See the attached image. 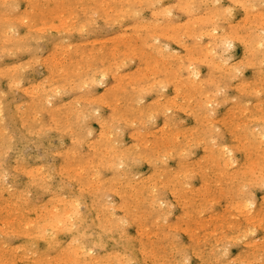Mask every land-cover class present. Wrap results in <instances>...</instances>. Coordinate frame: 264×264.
<instances>
[{
    "label": "rangeland",
    "instance_id": "rangeland-1",
    "mask_svg": "<svg viewBox=\"0 0 264 264\" xmlns=\"http://www.w3.org/2000/svg\"><path fill=\"white\" fill-rule=\"evenodd\" d=\"M1 1H5V0H1ZM0 1V4L2 3ZM7 1V0H6ZM4 2V3H2V6L0 5V10H2L3 11V14L1 13V11H0V16H1V18H2V15H3V17H5V19L4 18H0L1 19V21L2 20H5L6 21V19H8L7 21H6V23H8V22H10V20L12 21V23H13V26L16 24L17 26L16 27H18V28H16L15 26V28L13 27V26H11L10 27V23L9 24H6L4 21H2L1 23L3 24L2 26H0L1 28V30H0V40H2V41H0V43H1V46H0V52H2L3 50L5 51V56L3 55L4 54V51L2 52L3 54H1L0 53V55H3V56H0V72H1V75L0 76H2V75H4L3 77H0V94H2V90H3V93L5 94L4 96H5V98L3 97V94L1 95L2 96V98H0V99H3V100H0V101H2L3 103H0V116L2 117V116H4V117H2L4 120H5V122H4V120L1 118L0 119V127H1V125L2 124H4V125H7V123H8V126H4L3 127V125H2V127L4 128H2L1 127V129L0 130H2L3 129V132L2 131H0V132H2V133H0V136L2 137L3 135H5V136H3V138H1V140H0V152H1V154L0 155H2V156H0V157H2V158H0L1 159V163L3 164H1L0 163V167L2 168V166H3V168H2V170L0 169V175H1V172H2V179H1V177H0V183H2L3 181H5L7 184H8V186L6 187V183H2V184H4V186H2V184L0 185L1 187H3V188H0L1 189V191H0V196L2 197V198H0V199H4V195H5V200H1V202H0V205H2L0 208L1 209H3V210H1L2 212H4V214H5V212L7 211V213L4 215L2 212H1V214H0V229L2 230V232H0V239H2L1 240V245L2 246H0V247H2V250L0 249V254H2V255H0V256H2L3 257V259L5 258V261L2 259V257H0V262H4L5 264H50V262H52V260L51 259H53V262H52V264H56V263H58V262H61V263H64L65 261H67L66 260V258H64V257H66V254H68L69 255V257H72V259H69V258H67L68 259V264H87V261H88V263L89 264H101V262L102 261H105V260H101V259H104V257H106L107 259H108V257H109V255L110 256H112V257H110V260H111V258H112V261L110 262V260L109 261H107V259H106V263L104 262H102V264H111L112 262V264H114V262H115V264H117V259L120 257V259L121 258H123L124 256H125V258L124 259H122V260H120V259H118V260H120V261H118V262H120V264H131V263H133L134 262V260H135V264H155L154 262H156L157 260L155 259V257L157 258V259H159V257H160V259L157 261L158 263L157 264H159L161 261H163V263H161V264H166V263H168V264H178V263H182L183 261H184V263L183 264H215V263H217L218 261H223V263L222 264H228L229 262V260L231 261L230 262V264H247L249 261H250V264H252V263H254V264H261V262H263L262 264H264V249L262 250V248H264V247H262V246H264V213L262 212V211H264V210H256V209H258V208H264V202H262L261 203V201H264V183H263V179H264V173H263V170H264V167H261V166H264V165H262V164H260V161H262V159H263V162H261V163H263L264 164V158H263V156H264V134H262L263 132H264V128L262 127L263 126V124H264V122H262V120L264 119V116H260V114L263 112L262 110H264V88H262V89H258L257 88V90H258V93L261 91L262 93L260 94V95H258L257 96V94L255 95V94H253L254 92H257V90H256V87L257 86H260V87H264V54L262 53L261 54V52L262 51H264L263 49H264V42L263 41H261V40H263V38H264V0L262 1V0H193V2L192 1H190V0H160V1H158V2H160V3H158L157 2V0H135V2H134V0H122V1H120V0H111V2H110V0H82V2H80L81 0H64V2H62L61 3V0H50V1H53L52 2V4H51V2L49 1V0H41V1H39V0H37V1H39L38 2V8H37V6H34V4L35 5H37V2H36V0H34L35 2H32L33 4L31 5V3H28V2H31L32 0H8V2ZM16 1H18V5H17V2ZM58 1H59V3H58ZM63 1V0H62ZM75 1H76V3H75ZM106 1L109 3V4H107L106 3ZM127 1V2H126ZM129 1V2H128ZM132 1H133V4L131 5V3H132ZM141 1V2H140ZM151 1L153 2L154 1V3H152L151 4ZM156 1V2H155ZM206 3H205V2ZM250 1V2H249ZM11 2V3H10ZM14 2H16V4L14 3ZM28 3V5H27V3ZM42 2V3H41ZM49 2V3H48ZM100 2H103V4L102 3H100ZM140 2V3H139ZM188 2V3H187ZM6 3V4H5ZM74 3H75V5H74ZM78 3V4H77ZM100 3V4H99ZM173 3H175L176 5H174ZM186 3H187V5H186ZM190 3L191 4H193V5H191L190 6ZM252 3V4H251ZM7 5V7L5 6V5ZM9 4V5H8ZM16 5V7H15V5ZM43 4H47L46 5V7H45V5H43ZM69 4V5H68ZM102 4V5H101ZM106 4H107V6H106ZM140 4V5H139ZM154 4V5H153ZM189 4V5H188ZM4 5V6H3ZM14 5V7H12ZM69 7H68V6ZM71 5L73 6V8H74V6H75V8H74V10H72L73 8L71 7ZM79 5V6H78ZM117 5V6H116ZM128 5H130L129 6V8H127V6ZM148 5V6H147ZM152 5V6H151ZM184 5H185V7H184ZM10 6V7H9ZM17 6H19L18 7V10L17 11H15V12H13L10 16L7 14V10L6 9H8V13L9 12H12V11H9L10 9L11 10H16V8H17ZM29 6H30V8H29ZM32 6V7H31ZM34 6V7H33ZM42 6H44V7H42ZM59 6H60V9H59ZM61 6H64V7H62L63 9H61ZM77 6V7H76ZM85 6L87 7L86 9H85ZM90 6V7H89ZM93 6V7H92ZM108 6H111V9H110V7H108ZM145 6V9H143V7ZM147 6V7H146ZM166 6H167V8H166ZM190 6V7H189ZM51 8V9H55V8H57L56 10L59 12V14H61V16L60 15H58V12L56 11V10H54L53 9V11H56L55 13L57 14H52V13H54V12H52V10H49L48 8ZM69 9H68V8ZM71 7V8H70ZM82 7V8H81ZM92 7V8H91ZM112 7H113V9H112ZM122 7V8H121ZM139 7V8H138ZM141 7V8H140ZM183 7V8H182ZM189 7V8H188ZM14 8V9H13ZM24 8V9H23ZM36 9V10H34V9ZM66 8V9H65ZM124 8H126L127 10L128 9H130L129 11H127L125 14H124V11L126 10H124ZM136 8V9H135ZM187 8V9H186ZM197 8H198V10H197ZM229 8V10H227V9ZM31 9H33L34 11H30ZM45 9V11L43 12V10ZM47 9H48V11H47ZM131 9H132V11H133V13L131 14ZM143 9V10H142ZM167 9H169V11H168V13H167V15L169 16H167L166 14H164L165 13V11L167 10ZM184 9H185V11H184ZM192 9V10H191ZM5 10V11H4ZM70 10V11H69ZM105 10H107L106 12H105ZM135 10V11H134ZM186 10H187V12L189 11L190 13L188 14V13H186ZM194 10H196L195 12H191V11H194ZM27 11L29 12V13H27ZM38 11V12H37ZM61 11V12H60ZM65 11V12H64ZM66 11H68V12H66ZM74 11V14H72V12ZM84 11H86V13H84ZM95 11L96 12H99V13H96L95 14ZM136 11H141V13H139L138 14V12H136ZM216 11V12H215ZM30 12H31V18L30 19H34V16H36L35 18V20L34 21H32V22H30V20H28L29 18L28 17H30L29 15H30ZM32 12H35V13H33V14H35V15H33L32 14ZM44 13V15L46 16V18H44V15H43V13ZM50 12H52V13H50ZM92 12H93V15L94 16H92L91 14H92ZM116 12V13H115ZM128 12H130V15L128 14ZM144 12V13H143ZM163 12V13H162ZM167 12V11H166ZM232 13V15H231V13ZM5 13V14H4ZM24 13V16L22 15ZM29 14L28 15V17H26V20H23V22H22V19H25V16L27 15V14ZM47 13V14H46ZM84 13V14H83ZM107 13V14H106ZM118 13H119V15H118ZM135 13H137V16H136V14ZM230 13V14H229ZM22 15L21 17H22V19H21V17L19 16V15ZM50 14V15H49ZM65 14V15H64ZM67 14L69 15V17L67 16ZM90 14V15H89ZM135 14V15H134ZM153 14V15H152ZM4 15H6V16H4ZM42 15V16H41ZM48 15V16H47ZM51 15H53V16H51ZM72 15H74V16H72ZM78 15V16H77ZM106 15V16H105ZM122 15V16H121ZM139 15V16H138ZM165 15L168 17H165ZM199 15V16H198ZM207 15H211V16H207ZM220 15V16H219ZM252 15H254V16H252ZM55 16H56V19H55ZM70 16H72V17H74V18H71ZM119 16H121L120 18H119ZM133 16H135L134 18H133ZM215 16L217 17V18H215ZM224 16V17H223ZM257 17V19H256V17ZM10 17H12V18H10ZM24 17V18H23ZM54 17V20L52 21V18ZM59 17H61V18H59ZM65 17L67 18H69V20H71L70 22H72V25H73V28H74V30L72 29V25H71V23L68 21L67 22V20L65 19ZM75 17H77V19L75 18ZM126 17V18H125ZM141 17H142V19H141ZM197 17H199V18H197ZM202 17H203V19H202ZM220 17V18H219ZM235 17V18H234ZM20 18V19H19ZM58 18V19H57ZM152 18V19H151ZM193 18V19H192ZM195 18H197L199 21H197V19H195ZM212 18L214 19L215 18V20H212ZM219 18V19H218ZM248 18V22L247 21H245L246 19ZM254 18V19H253ZM15 20V21H18L19 23H15L13 20ZM49 20V21H45V22H43V21H41V20ZM62 19V20H61ZM73 19H76L75 21L73 20ZM93 19V20H92ZM96 19V20H95ZM121 19H124V21H120ZM145 19V20H144ZM148 19H150L151 20V22H149V23H151L152 24V26H149V25H151V24H149L147 21H150V20H148ZM211 19V20H210ZM220 20V21H218L217 22V20ZM31 23V25H33V26H31L30 24V26L26 23V22H28V21ZM37 20V21H36ZM61 20V21H60ZM96 21V23H95V21ZM141 20V21H140ZM143 20V21H142ZM155 20H158V21H160V22H158L157 24L155 23L156 21ZM189 20H192V21H189ZM201 20V21H200ZM222 20V21H221ZM21 21V22H20ZM90 21V22H89ZM92 21H94V22H92ZM185 21H187V22H185ZM211 21H213V23H211ZM28 22V23H29ZM37 22V23H36ZM54 24H53V23ZM74 22V23H73ZM138 22V23H137ZM143 22H146V25L148 26H144L145 28H143L142 29V27H143V25H142V23ZM1 23H0V25H1ZM12 23H11V25H12ZM24 23H26V25L24 24ZM34 23H36V25L37 26H35V24ZM52 23V25L50 26V24ZM91 23H93V25L91 24ZM141 23V25H139ZM177 23V24H176ZM184 23V24H183ZM194 23V24H193ZM204 23V24H203ZM205 23H206V25H205ZM215 23H216V25H215ZM6 24V25H5ZM47 24V27L45 26ZM83 24V25H82ZM87 24V25H86ZM95 24V25H94ZM153 24L154 25H156V26H154V28H153ZM172 24H174V26L172 27ZM197 24V25H196ZM250 24V25H249ZM5 25V26H4ZM9 25V27L10 28H12V30L9 28V30H8V26ZM43 26H45V28L47 29L48 27H49V30H47L46 31V29L43 27V29H45V30H43L42 29V27ZM85 25V26H84ZM91 25V26H90ZM138 25L140 26V27H138ZM145 25V24H144ZM161 25V26H160ZM177 27H176V26ZM182 25V26H181ZM237 25V26H236ZM248 25V26H247ZM34 26L36 27V28H34ZM39 26L41 27V29H39ZM61 26H63V27H61ZM76 26V27H75ZM135 26V27H134ZM164 26V27H163ZM166 26V27H165ZM169 26L170 27H172V29H173V31H172V29L171 28H169ZM5 27H7V28H5ZM28 27H29V29H28ZM38 27V28H37ZM51 27H52V29H51ZM69 27V28H68ZM71 27V28H70ZM82 27H88V28H82ZM212 27V28H211ZM219 27V28H218ZM224 27V28H223ZM3 28H5V29H7L6 31L7 32H9L8 34L5 32V29H3ZM14 28V29H13ZM34 28V29H33ZM61 29V31H60V29ZM79 28H81V30L83 29L84 31H82V33H80V32H78L77 31V29L79 30V31H81ZM95 28V29H94ZM162 28H164L163 30H162ZM214 28H217V30H215V32H213V30L212 29H214ZM256 28V29H255ZM18 29V30H17ZM39 29V30H38ZM58 30V32L56 31V30ZM69 29V30H68ZM71 29H72V32H71ZM87 29V30H86ZM156 29V30H155ZM184 29H185V31H184ZM223 29V30H222ZM17 31V32H15V31ZM34 30H36V31H34ZM38 30V31H37ZM43 30V31H42ZM202 30V31H201ZM205 30V31H204ZM207 30H208V32H207ZM7 34V36L6 35H4L5 33ZM33 31V32H32ZM92 33H91V32ZM137 31H138V33H139V35H138V33H137ZM163 31H165V32H163ZM201 31V32H200ZM210 31H211V36L208 34V33H210ZM229 31V32H228ZM10 32H14V36L13 37H11L12 39H10V37L8 38V35L9 36H11L10 35ZM28 32V33H27ZM40 32V33H39ZM42 32V33H41ZM47 32V33H46ZM153 32L155 33L156 32V34L154 35L153 34ZM172 33V34H168V33ZM205 32H206V34H205ZM247 32H248V34L249 35H247ZM256 32H259V35L256 33ZM11 33V34H12ZM17 33V34H16ZM57 33V34H56ZM160 33V34H159ZM162 33H163V35H162ZM184 35H183V34ZM216 33V34H215ZM230 35H229V34ZM262 33V35H260ZM16 34V35H15ZM28 35L29 34V36H27V37H32V39L30 38H27L26 37V40H27V42L31 45H29V44H27V42H26V40H25V37L24 36H26V35ZM42 34H43V36H42ZM149 34H151V35H149ZM158 34V35H157ZM166 34H168L166 37H163L164 35H166ZM174 34H176L177 36H175V38H173L174 37ZM200 34H202V35H200ZM203 34H205V35H203ZM227 34L230 36V37H233V39L231 38V39H229V40H225V42H226V44L228 43H230L232 40H233V42L232 43H230L231 44V47L229 48V47H226L229 51L227 52V51H225L226 50V48H225V46H228V44L226 45L225 44V42L224 41H222V38L224 39L226 36H227ZM236 34V35H235ZM246 34V35H245ZM17 35H18V37H17ZM32 35V36H31ZM155 37V42L157 43V45H156V43L154 42V44H152L151 45V42H153L154 41V38L152 39V37L153 36ZM162 35V36H161ZM169 35H172V37L171 38H169ZM182 35V36H181ZM198 35H199V37L201 36V37H203V38H201V41H200V38L198 37ZM209 35V37H207ZM217 35V36H216ZM231 35H234V36H231ZM6 36V37H5ZM20 36V37H19ZM156 36L158 37V36H160L159 38H156ZM178 36H180L181 38H179ZM213 36L215 37V38H213ZM223 36V37H222ZM238 36V37H237ZM244 36V37H243ZM249 36V37H248ZM16 39H15V38ZM24 38L23 40H22V42H21V39L20 40H18L19 38ZM33 37H34V39H33ZM81 37V38H80ZM148 37V38H147ZM176 37H178L177 39H176ZM229 37V38H230ZM236 39H235V38ZM253 37H255V38H253ZM5 38L7 39L8 38V40L10 39L11 40V42H12V40H14V41H16L14 44H13V42L11 43L10 41H8V43H5L4 45H2V42H3V40H4V42H7V40L5 41ZM14 38V39H13ZM36 38V39H35ZM44 38V39H43ZM147 38V39H146ZM199 38V39H198ZM238 38H239V40H238ZM31 40L30 42H29V40ZM43 39V40H42ZM189 39V40H188ZM226 39H228V36L226 37ZM17 40L18 41H20V43H17ZM25 40V41H24ZM60 40V41H59ZM61 40H62V42L63 43H61ZM175 40V41H174ZM182 42L183 43V46H182V44L179 42ZM243 40H245V41H248V44L246 43V42H244ZM257 40H260V42L259 41H257ZM59 41V42H58ZM144 41V42H143ZM147 41V42H146ZM197 41V42H196ZM242 41V42H241ZM24 42H25V44H24ZM92 42H93V44H92ZM163 42H164V44H163ZM179 42V43H178ZM187 42H189V43H187ZM209 42V43H208ZM224 42V43H223ZM261 44L260 46H258V47H260V48H258L257 46H256V44ZM263 42V43H262ZM69 43V44H68ZM81 43V44H80ZM114 43H115V45H114ZM150 43V46L148 47L147 46V44H149ZM162 43V44H161ZM186 43H187V45H186ZM16 44V45H15ZM27 44V45H26ZM59 44V45H58ZM66 44V45H65ZM72 44V45H71ZM78 44V45H77ZM80 44V45H79ZM160 45V47H159V45ZM206 44V45H205ZM210 44V45H209ZM219 44V46H217ZM246 44V45H245ZM19 45H20V48H21V45H22V48H23V46H24V50L22 49V50H20V48H19ZM56 45H58L57 46V49L59 50H57L56 49ZM63 45L65 46V47H63ZM154 45V46H153ZM162 45L164 46V47H162ZM165 45L168 47H165ZM169 45V46H168ZM216 45V46H215ZM225 45V46H224ZM256 47H255V46ZM6 46V47H5ZM10 46H12L11 48H12V50L15 48V47H13V46H16L17 48H15L16 50H15V52L14 51H12L11 50V48H10ZM30 48H29V47ZM62 46V47H61ZM68 46V47H67ZM186 46V47H185ZM204 46H206L205 48H204ZM212 46H214V47H212ZM26 47V48H25ZM60 47V48H59ZM97 47L98 48H100V49H97ZM129 48V50L130 51H128V49H126V48ZM210 47H212V49L211 50H209L210 52H209V54H208V48L210 49ZM215 47H217V48H215ZM4 48V49H3ZM10 48V49H9ZM28 48V49H27ZM36 48H38V49H36ZM65 50H64V49ZM68 48H69V51L71 50V52H69L68 51ZM94 49V51H91L92 49ZM101 48H103V50L101 49ZM134 48V49H133ZM173 48V49H172ZM192 48V49H191ZM207 48V49H206ZM215 48V49H214ZM256 48V49H255ZM18 49L20 50V51H18ZM34 51H33V50ZM55 49H56V52H55ZM95 49H97L98 50V53L96 52L97 50H95ZM153 49V50H152ZM157 49H159L158 51H156ZM160 49H163L164 51H162V53H161V50ZM193 50V52L191 51V50ZM252 49H253V52H252ZM26 50H28L27 52H26ZM30 50H31V52H30ZM61 50H62V52H61ZM64 50V51H63ZM79 50H82V52L81 51H79ZM83 50H84V55H83ZM100 50H102V51H100ZM125 52H124V51ZM222 50V51H221ZM262 50V51H261ZM11 52V56H10V54H8V53H10ZM52 51V52H51ZM74 51H75V53H74ZM207 53H206V52ZM7 52V53H6ZM14 54H13V53ZM39 52V53H38ZM78 52V53H77ZM94 52H96L97 54H95ZM139 52V53H138ZM154 52V53H153ZM157 52H158V54H157ZM161 54H160V53ZM164 52V53H163ZM176 52V53H175ZM206 53V55H204L205 53ZM211 52H213V53H211ZM221 52H223V53H221ZM26 53V54H25ZM54 53H56V56L58 57V55H59V57L58 58H56L55 59V57L56 56H52L53 57V61H52V57H50L51 55H55ZM58 53V54H57ZM86 53H87V55L89 56V60H88V56L86 55ZM94 53V54H93ZM142 53V54H141ZM172 53H175V55H173ZM178 53V55L180 56V58H178V56L176 55ZM217 53V54H216ZM220 55H219V54ZM229 53H231V54H229ZM248 53V54H247ZM252 53V54H251ZM255 53H257V55L255 54ZM7 54H8V56H7ZM136 54V55H135ZM214 54H215V56H214ZM222 54H224L225 56H232L230 59L229 58H223V57H225V56H221ZM246 54V55H245ZM32 55H34V56H32ZM41 56V57H39V58H37L38 56ZM70 55V57H68ZM94 55V56H93ZM107 55V56H106ZM125 55V56H124ZM138 55H140V56H138ZM166 55V56H165ZM186 55V56H185ZM201 55V56H200ZM212 57H211V56ZM217 55H219V56H221V57H219V56H217ZM37 56V57H36ZM86 56V57H85ZM92 56H93V58L95 57V59L94 60H92L93 58H92ZM177 56V57H176ZM195 56H196V59L197 60H195L194 58H195ZM245 56V57H244ZM105 57H107V58H105ZM123 57V58H122ZM127 57V58H126ZM171 57H172V59H171ZM175 57V58H174ZM197 57H199V58H197ZM205 57V58H204ZM252 57V58H251ZM263 57V59L262 60H260L261 58ZM35 59V58H37V59H39V60H37L36 61V59L35 60H33L32 61V59ZM46 58V59H45ZM47 58H51V61H52V64H53V62L55 63V64H53V66L51 65V62H49V59L47 60ZM80 58H82V60H80ZM86 58V59H85ZM101 58V59H100ZM104 58H105V60H104ZM126 60H125V59ZM166 58V59H165ZM203 58V59H202ZM222 58V59H221ZM247 58V59H246ZM123 59V60H122ZM188 59V60H187ZM219 59H221L222 61H220ZM223 59H224V62H223ZM229 59V61H225V60H228ZM31 60V61H30ZM48 61V62H46V61ZM73 60V61H72ZM75 60V61H74ZM78 60V62L80 63V64H82L83 63V65L81 66V68H80V66L78 67L77 65H74V64H76V61ZM85 60V61H84ZM121 60V61H120ZM181 60L184 62H181ZM200 60H202V63H201V61ZM241 60V61H240ZM251 62H250V61ZM258 60H260V61H258ZM21 61V63H19ZM36 61V62H35ZM60 61V62H59ZM67 61H72L73 62V64H72V62H71V64L69 65H67V63H69V62H67ZM123 61V63H124V61H125V65H127L128 63V67L126 66L125 67V65H118V67L119 68H117L116 67V62L119 64L120 62H122ZM191 61V62H190ZM218 61H220V63L218 62ZM234 61V62H233ZM237 61V62H236ZM252 61H254V62H252ZM115 62V63H114ZM146 62V63H145ZM172 62V63H171ZM205 62V63H204ZM216 63L217 64V62H218V64H219V67H218V64L215 66L213 63ZM221 62H223L222 64H225L224 66L221 64ZM233 62V63H232ZM239 62H241V63H239ZM243 62V63H242ZM259 62H261V63H259ZM31 63H32V65H31ZM47 63V64H46ZM48 63H49V65H48ZM58 63V67L56 66V64ZM64 63V64H63ZM87 63V64H86ZM112 63V64H111ZM171 63V64H170ZM180 63H181V66H180ZM183 63V64H182ZM188 63H190V64H188ZM207 63V64H206ZM211 63V64H210ZM237 63V64H236ZM245 63V64H244ZM254 63V64H253ZM18 64V67L19 68H17V65ZM23 64V65H22ZM63 66H62V65ZM110 64V65H109ZM115 66H114V65ZM145 64V65H144ZM185 64V65H184ZM233 64H234V69H236V68H238V69H240L239 71H237L238 72V74H237V72L233 69ZM237 66H236V65ZM243 64V65H242ZM247 64L249 65V67L247 66ZM252 66H251V65ZM21 65L23 66V67H21ZM30 66L29 68H27V70H23V69H26L25 67H27V66ZM47 65V66H46ZM51 65V66H50ZM55 65V66H54ZM67 65V66H66ZM191 67H190V66ZM199 65V66H198ZM223 66V67H221V66ZM227 65H230V66H228V68L227 69H231V72H233L234 74H231V72L230 71H228L227 72V69L225 70V66L227 67ZM232 65V66H231ZM239 65V66H238ZM244 65H246L245 66V68H244ZM253 65L255 66V67H253ZM261 65V66H260ZM4 66V67H3ZM9 66V67H8ZM43 66V67H42ZM70 66V67H69ZM74 66V67H73ZM75 66H77L78 67V71L76 70V68L77 67H75ZM84 66V67H83ZM94 66V67H93ZM105 66H107V68H108V70H109V72L107 71V69H106V67ZM111 66V67H110ZM140 66H141V68L142 69H140ZM145 66V67H144ZM180 66V67H179ZM185 66V67H184ZM6 67V68H5ZM16 67V68H15ZM50 67H52V68H50ZM53 67H54V69H53ZM61 68V67H63L62 69H58V68ZM89 67V69H87ZM120 67H124L123 69L122 68H120ZM184 67V68H183ZM187 67H190L191 69H192V72H191V69L190 70H188L187 69ZM231 67V68H230ZM242 67V68H241ZM8 68V69H7ZM10 68V69H9ZM22 68V69H21ZM56 68H57V70H56ZM69 68H70V70H69ZM75 69V70H72V69ZM91 68V69H90ZM117 68V69H116ZM165 68V69H164ZM177 68H179V70L181 71V68L183 69V72H180ZM194 68H196L195 70L196 71H194ZM198 68V69H197ZM217 68H218V71H217ZM52 69H53V71H52ZM82 69V70H81ZM100 69H102V71L100 70ZM116 69V70H115ZM122 69V70H121ZM187 69V70H186ZM221 71H220V70ZM244 69V70H243ZM2 70H3V72H2ZM7 70H10V73H9V71H7ZM15 70V71H14ZM18 70V71H17ZM21 70H23L24 72H22ZM61 70H63V71H61ZM84 70H86V71H88V72H86V71H84ZM97 70V71H96ZM105 70L107 71V73L105 72ZM232 70H234V71H232ZM256 70V71H255ZM262 70V71H261ZM13 71L14 72H16L15 73V75L16 76H14V75H12V74H14L13 73ZM55 71H58L57 73L55 72ZM75 71H76V73H75ZM81 71V72H80ZM90 71V72H89ZM96 71V72H95ZM113 71H116L117 73H113ZM178 73V75H176L177 73ZM199 71V72H198ZM65 72V74H63L64 75V77L61 75V73H64ZM80 72V73H79ZM99 72V73H98ZM191 72V75H190V79L188 78V76H189V73ZM197 73V75H195L196 73ZM3 73H5V74H3ZM9 73V74H8ZM18 73L22 76L23 75V79L21 78V79H19L18 80ZM23 73V74H22ZM54 75H53V74ZM58 73H60L59 75H58ZM67 73H68V75H67ZM195 73V74H194ZM199 73V74H198ZM228 73H230V75L228 74ZM238 75V76H236V74ZM6 74H7V76H6ZM80 74V75H79ZM97 74H99V75H97ZM104 75V77L105 76H107L108 75V77H103V76H101V75ZM124 74V75H123ZM166 74V75H165ZM195 76H194V75ZM218 74V75H217ZM11 75V77H16L17 79L16 80H18L19 81V83L16 81V83H17V85H16V83H15V78L13 77V78H11V77H9ZM63 77H61V76ZM65 75H67L66 77H65ZM122 75V76H121ZM125 75H126V77H125ZM222 75V76H221ZM243 75V78L242 77H239V76H242ZM46 76L47 77H49L48 78V80H49V82L50 81H52V80H54V82H52L53 84L51 85L50 83L49 84H45L46 83ZM53 76V77H52ZM79 76V77H78ZM113 76V77H112ZM142 76V77H141ZM187 76V77H186ZM198 76V77H197ZM235 76V78H233ZM6 77H8L9 78V81H8V78H6ZM45 77V78H44ZM58 77H61L60 79V81H56L55 82V79H58L59 80V78ZM100 77L101 78H103V80L101 81L100 80ZM119 77V78H118ZM179 77H180V82H178L179 81ZM182 77V78H181ZM192 77V78H191ZM195 77H197V78H195ZM206 77H208V78H206ZM230 77H232L233 79L232 80H230L231 78ZM239 77V78H238ZM29 80H28V79ZM71 78H74V79H72L73 80V82H72V80H70ZM97 78V79H96ZM139 78H141V80H139ZM166 78H167V81H166ZM177 78V79H176ZM194 78V79H193ZM13 79V80H12ZM46 79V80H45ZM67 79H69L68 81H67ZM90 79H92V80H90ZM93 79H94V81H95V79H96V81L95 82H99L100 81V83L98 84V83H96V86H95V84L93 85L92 83H94V82H91V81H93ZM108 79V80H107ZM131 79V80H130ZM133 79H135V80H133ZM157 79H158V81H160V82H158L157 81ZM165 79V80H164ZM171 79L173 80V82L171 81ZM200 79H204V81L202 82ZM207 79V80H206ZM242 79V80H241ZM2 80V81H1ZM22 80V81H21ZM47 80V81H48ZM66 80V82H65V84L63 83L64 81ZM80 80V81H79ZM90 80V84H92L91 86H90V84L88 83V81ZM120 80V81H119ZM130 80V81H129ZM169 80L171 81V82H169ZM176 80V81H175ZM191 80V81H190ZM192 80H193V82H194V84H193V82H192ZM201 81V85H205V88H199V87H203V86H199V82ZM250 80V81H249ZM21 81V82H20ZM74 81L77 83V82H79V83H77L78 84V86H77V84L76 83H74ZM127 81V82H126ZM132 81V84L131 83H129V82H131ZM135 81V82H134ZM153 81H157L156 83H157V86H155L153 83H155V82H153ZM164 81V84L162 83ZM175 81V82H174ZM182 81V82H181ZM190 81V82H189ZM199 81V82H198ZM243 81H246L245 83H247V82H249V84L247 83L246 84V86H247V88L245 87V85L243 86ZM256 83H255V82ZM44 82V83H43ZM72 82V83H71ZM85 82H87L89 85H87V83L86 84H84ZM102 82V83H101ZM116 82H119V84L121 85L120 87H118L119 86V84L117 83V85L118 86H116ZM122 84H121V83ZM166 82H168V83H166ZM178 82V83H177ZM183 82H184V84H183ZM208 82H209V84H208ZM241 82V83H240ZM257 82H258V84H257ZM9 83H12L11 85L9 84ZM13 83H14V85H15V88H14V85H13ZM62 83L64 84V85H62ZM74 83V84H73ZM81 83H83V84H81ZM127 83H128V85H127ZM152 83V84H151ZM159 83H162L161 85L159 84ZM165 83H166V85H165ZM177 83V84H176ZM187 85H186V84ZM196 83V84H195ZM22 84V85H21ZM43 84H44V87H46V90H45V88L43 87ZM72 84L74 85V86H76V88L75 87H73L74 89L72 90V88H71V90L69 91V88L70 87H72ZM76 84V85H75ZM81 84V85H80ZM114 84V85H113ZM152 86H151V85ZM169 84V85H168ZM189 84H190V87H189ZM236 84H237V86H236ZM238 84H240L239 86H238ZM20 85L22 86V87H20ZM32 85H33V88H32ZM40 85L43 87V89L42 88H40ZM53 85H56V87H54V89L52 88L53 87ZM83 85L85 86V87H83ZM112 85H113V87H112ZM123 85H125L124 87H123ZM134 85V87H132ZM136 85V86H135ZM149 85V86H148ZM153 85L155 86L154 88H152L153 87ZM160 85V86H159ZM163 85H165V88L163 87ZM181 85H183L182 86V89L180 90V88H181ZM186 85V86H185ZM196 85H198V87L196 86ZM233 85V86H232ZM236 87H235V86ZM242 85V87L244 88H241V90H239L240 88V86ZM16 86H18L19 88H21L20 90H19V88L17 89L16 88ZM27 86V87H26ZM49 86H50V88H52V90H56L57 92L58 91H62V93L61 92H59V93H57V92H55L54 93V91H51V89L49 88ZM62 86V87H61ZM80 86H81V88H80ZM115 86H116V88H115ZM151 86V87H150ZM175 86H176V88H179L178 89V91H177V89L175 88ZM255 87V88H253V87ZM11 87V88H10ZM13 87V88H12ZM23 87H25L24 89H23ZM38 87V88H37ZM59 87H61V88H64V89H66V90H64V92H63V89H60ZM66 87V88H65ZM163 87V88H162ZM185 87H189V88H185ZM237 87L239 88V89H237ZM2 88V89H1ZM32 90H31V89ZM39 88L41 89L40 90V93H39V95H38V93H36L38 90H39ZM56 88V89H55ZM58 88H59V90H58ZM115 88V89H114ZM122 88H125V89H122ZM135 88H137L138 90H136ZM151 88H152V90H151ZM170 88V89H169ZM185 88V89H184ZM250 88V89H249ZM11 89H13V90H11ZM28 89V90H27ZM30 89V90H29ZM47 89H48V91H47ZM79 89V90H78ZM81 89V90H80ZM121 89L123 90V91H121ZM146 89H147V92L149 91V93H147L146 92ZM150 89V90H149ZM154 89V90H153ZM160 89V90H159ZM163 89V90H162ZM184 89V90H183ZM196 89H198L197 91H196ZM242 89H243V92H242ZM246 89V90H245ZM5 90V91H4ZM26 90V91H25ZM42 90H45V91H42ZM67 90H68V92H67ZM140 90V91H139ZM142 90V91H141ZM145 90V91H144ZM157 90V91H156ZM191 90V91H190ZM250 90H253L252 92H249L248 94H246L244 91H250ZM255 90V91H254ZM65 91H66V95H65ZM117 91V92H116ZM159 91H160V93L161 92H163V94H165L164 96H163V94L161 93H159ZM182 92L183 91V93H181V94H179L180 92ZM189 91L192 93V91H194V93H189ZM196 91V92H195ZM205 91H207V92H205ZM24 92H26V93H24ZM32 92V93H31ZM39 92V91H38ZM45 92V93H44ZM50 92H52V93H54L53 94V96L50 94ZM109 92H110V94H109ZM140 92V93H139ZM147 93V94H145V93ZM177 92H179L178 94H177ZM215 92V94L217 93V96L214 98L213 96L215 95V94H213ZM240 92H242V94L240 93ZM28 93V94H27ZM33 93H34V95H38V96H36V97H34V95H33ZM41 93H43V94H41ZM49 93V94H48ZM57 93V94H56ZM108 94V96H106L107 94ZM139 95L138 96V98L140 97L141 99H137V94ZM184 93H185V95H187V98H188V96L189 95H192L191 97L189 96V98L187 99L186 98V96H184ZM203 93V94H202ZM204 93L206 94V96H208L207 94H210L209 96L210 97H213L214 98V101L215 102H212L211 100H212V98H207V97H205V96H203L204 95ZM212 93V94H211ZM251 93H252V95H251ZM63 94V95H62ZM84 94V95H83ZM102 94H105V97L104 96H101ZM116 94V95H115ZM135 94V95H134ZM146 96H145V95ZM202 96H200V95ZM244 94H246V96L244 95ZM33 95V96H32ZM44 95V96H43ZM49 95H51V98H50V101L53 103H51L50 101L48 102V100H49V98H47V97H50ZM55 95V96H54ZM58 95V97H56ZM62 95V96H61ZM114 95H115V97H114ZM136 97V99H137V101H139L138 103H136V101H134L135 100V98H134V96ZM159 95H162V96H159ZM193 95H195L196 97L195 98H193V99H191L192 97H194ZM238 95V96H237ZM248 95V96H247ZM255 95V96H254ZM0 96V97H1ZM15 96H17V98L15 97ZM101 96V97H104L106 100H105V102L107 103H105V102H103L104 101V99H103V101H102V103H101V101H99L98 99H100L99 97ZM117 96H119L118 98H116ZM123 96V97H122ZM143 96V97H142ZM145 96V97H144ZM159 96V97H158ZM258 98H257V97ZM34 99H33V98ZM41 97V99H39V100H35V98L36 99H38V98H40ZM79 97V98H78ZM80 97L82 98V100L80 99ZM91 97V98H90ZM94 97V98H93ZM95 97H97L98 99H97V102L96 101H94L95 100ZM132 97V98H131ZM165 97H166V99H165ZM203 97H204V99H203ZM238 97H240V99L238 98ZM45 98V99H44ZM59 98H60V100H59ZM86 98V99H85ZM93 98V99H92ZM114 98H116V99H114ZM128 98V99H127ZM169 98V99H168ZM12 99H14V100H12ZM75 99H77V100H75ZM79 99H80V101H79ZM85 99V100H84ZM102 99V98H101ZM127 99V100H126ZM159 100V101H156V100ZM174 100L173 102L174 103H170V101H172V100ZM190 99V100H189ZM217 99V100H216ZM224 99H226V101H227V99H228V101L226 102V101H223ZM262 99V102L261 103H259V105H261V106H256V104H257V102H260L259 100H261ZM24 100V102H22ZM35 101V103H33L34 101ZM42 100V101H41ZM43 100L45 101V103H43ZM46 100H47V103H48V105L46 106L45 104H47L46 103ZM87 100V101H86ZM114 102H113V101ZM117 100H121V102L120 101H117ZM129 100H131V101H129ZM154 100H155V102H154ZM10 101V102H9ZM38 101H40V102H38ZM90 101V102H89ZM100 103H99V102ZM111 102L112 104H110L109 103V105H108V102ZM132 101H134L135 102V104H134V102H132ZM164 101V102H163ZM169 101V102H168ZM193 101H196L195 102V104H194V102ZM202 102V105H200L201 106V108H200V106H199V108L197 107L198 106V104L199 103H201ZM203 101H204V103L207 101V102H210L211 101V103H207L209 106H210V108H209V106L208 105H205L204 106V103H203ZM244 101H245V103H244ZM257 101V102H256ZM18 102V103H17ZM27 102V103H26ZM30 102V104L32 105V104H37V106L35 107L34 105H32V106H34L35 108H38L37 110H35L34 108H33V110H35V111H33L32 110V106L30 107V105L28 104ZM94 102H96V103H94ZM124 102V103H123ZM154 102V103H153ZM161 103V104H159V103ZM163 102V103H162ZM189 102H190V104H189ZM199 102V103H198ZM223 103L222 105H221V103ZM235 102H239L238 104L239 105H241V103H243V104H245V105H243L244 107H242V105H241V107L238 105V107H237V105H236V103ZM255 102H256V104H255ZM14 103V104H13ZM16 103V104H15ZM23 103V104H22ZM39 103V104H38ZM70 103L73 105V107L70 105ZM94 103V104H93ZM120 103H122L123 104V106L124 107H122L121 106V104ZM150 103H152V104H150ZM158 103V104H157ZM164 103H165V105H166V107H167V105H170V104H172V105H170V109H168L167 110V108L165 109H163L162 107H164L165 105H164ZM167 103V104H166ZM169 103V104H168ZM188 103V104H187ZM205 103V104H206ZM4 104H6L5 106H3ZM12 104V105H11ZM52 104V105H51ZM64 104H65V106H64ZM96 104V105H95ZM98 104L102 107L101 109L98 107ZM105 104V105H104ZM139 104H141V105H139ZM162 104H163V106H162ZM197 104V105H196ZM14 105H16L17 107L20 105L21 107H16V106H14ZM77 107H75V106ZM115 105V107H117L116 109H114V107L113 106ZM158 105V106H157ZM246 105H248V108H250V109H247V107H245ZM25 106H26V108H29V110L27 109V110H25L26 108H25ZM50 108H52L53 109V107L55 108L54 109V112H55V116L57 115L58 117H54V115L52 116V113H54L53 112V110L51 111V109H50V111L48 110L49 109V107ZM64 106V107H63ZM70 106V107H69ZM91 106H92V109L94 108L95 109V111L93 110V111H91L92 109H90L91 108ZM109 106V107H108ZM139 106V107H138ZM157 106V107H156ZM171 106H172V108H171ZM202 106H204V108L202 107ZM207 106H208V108H207ZM229 106H233L234 108L233 109H235V112H233L234 110L232 109V111L230 110L232 107H229ZM235 106H236V108L238 109V110H236V108H235ZM1 107H2V109H1ZM15 107L17 108V110L15 109ZM59 107H62V108H59ZM81 107V108H80ZM89 108V110L90 111H86V109L87 108ZM99 108V110H98V108ZM119 107H121V108H119ZM144 107V108H143ZM156 107V108H155ZM160 107V108H159ZM187 107V108H186ZM195 107V108H194ZM196 107L198 108L196 111H195V109H196ZM213 109H212V108ZM257 107H261L262 108V110L260 111ZM56 108H57V110H56ZM64 108V109H63ZM76 108V109H75ZM79 108H80V110H79ZM86 108V109H85ZM132 108V109H131ZM138 108V109H137ZM140 108V109H139ZM147 108H149L148 110H147ZM154 108L155 109H157V110H154ZM158 108L160 109L159 111H158ZM169 108V107H168ZM191 108V109H190ZM193 108V109H192ZM207 108V109H206ZM229 108V109H228ZM240 108H246V110L245 111H247V110H250V111H247V112H245L244 111V114L245 113H247V114H245V115H247L246 117H245V115L244 114H242L241 112H239V111H242L243 112V110H241ZM251 108H252V110H251ZM4 109V110H3ZM73 109L74 110H76V111H74V113H73ZM82 109V110H81ZM119 109V111L118 112H116V110H118ZM124 109V110H123ZM131 109V110H130ZM143 109V110H142ZM206 109V110H205ZM210 109H211V111H210ZM228 109V110H227ZM3 110V111H2ZM72 110V111H71ZM85 110V114H81V113H83V112H81V111H84ZM106 110V111H105ZM126 110V111H125ZM128 110V111H127ZM134 110V112L133 113H130L129 111H133ZM142 110V111H141ZM152 110V111H151ZM259 110V111H258ZM3 113H2V112ZM15 111H17V112H15ZM26 111H27V113H26ZM33 111V112H32ZM37 111H41L40 113L42 114V115H38V113L39 112H37ZM43 111V112H42ZM61 111V112H60ZM69 111H71L72 112V114H71V112H70V114L68 115L67 113H69ZM101 111H102V113H101ZM114 111V112H113ZM122 111H124L125 112V114H124V116L126 117H124L123 116V114H122V116H120L119 115V117H117L118 116V113L119 114H121V112ZM148 111L149 112H151L152 114H149L148 113ZM163 112V113H157V112ZM167 112V113H164V112ZM190 111H191V113L193 112V111H195V113H190ZM219 111V112H218ZM231 111V112H230ZM237 111V112H236ZM252 111H253V113H252ZM254 111H256V112H254ZM13 112V113H12ZM21 112H22V114H29V113H31L30 115V117L27 119V115L25 116V114L23 115V117H22V114H21ZM79 113V112H81V113H79V114H77V113ZM90 112H93V113H91L90 114ZM123 112V113H124ZM127 112H129V114L126 116V114H127ZM140 112H141V114H140ZM148 113V116L149 117H151V118H147L148 116L147 115H145V113ZM199 113L198 114V116H196L195 114L196 113ZM207 114H206V113ZM210 112V113H209ZM238 112H239V114L241 115H239L238 116V118H237V115H238ZM15 113V114H14ZM17 113V114H16ZM35 113V114H34ZM39 113V114H40ZM59 113V114H58ZM87 113H89L90 115H91V117L89 116V114L88 115H86ZM110 113H115V114H110ZM143 113V114H142ZM156 113V114H155ZM208 113H209V115H208ZM237 113V115H235V114ZM258 113H260V114H258ZM264 113V112H263ZM262 113V114H263ZM5 114V115H4ZM35 116H34V115ZM66 114H67V117H68V119L66 118ZM82 115V117H81V115ZM100 114V115H99ZM131 114V115H130ZM165 114V115H164ZM203 114L205 115L206 114V116H207V118H210L211 116H213V114H214V116L213 117H211V118H214L213 120H215V122L212 120V121H210L209 122V120H207V119H205V121H203L202 122V119L204 120V118H202L203 117ZM212 114V115H211ZM253 114V115H252ZM254 114H256V115H254ZM261 114V115H262ZM18 115V116H17ZM80 115V116H79ZM84 115V116H83ZM97 117L98 115L100 116V117H102V118H105V119H107V122H104V120L105 119H100L99 117H95V116ZM130 115V117H129V121H128V119H127V117ZM144 115V116H143ZM152 115V116H151ZM153 115H155V116H153ZM159 115V116H158ZM211 115V116H210ZM223 115V116H222ZM251 115V116H250ZM14 116V117H13ZM29 116V115H28ZM39 118H38V117ZM43 116V117H42ZM72 116V117H71ZM77 116V117H76ZM85 116H88V118L87 117H85ZM142 116V117H141ZM165 116H168V117H170V118H168L170 121H171V124L173 125V126H175V128H174V130L172 129V125L170 124V121L165 117ZM206 116H204V117H206ZM234 116V117H233ZM251 118H253V119H250L249 120V118L250 117ZM33 117V118H32ZM36 119H38V124L36 125V122H35V118ZM79 117H81V119H79ZM86 118V121H84L83 119H85ZM90 117V118H89ZM113 117H115V120L114 119H112ZM124 117V118H123ZM135 117H137L138 119H137V121L135 120L136 118ZM144 117V118H143ZM155 117H157V118H155ZM219 117V118H218ZM222 117H224V118H222ZM247 117H249V118H247ZM16 118V119H15ZM22 118V119H21ZM24 118V119H23ZM32 118V120L30 121V119ZM40 118H42L41 119V123L39 122V120H40ZM71 118H73V119H71ZM83 118V119H82ZM123 118V119H122ZM133 118H135V119H133ZM210 118V119H211ZM218 119V121H217V119ZM244 118V119H243ZM247 118V119H246ZM26 119L29 121V126L27 125V127L28 128H26V124H27V121H26ZM54 119V120H53ZM65 119V120H64ZM69 119H71L70 120V122L72 123V127L74 126V127H76L79 123H77L78 121V119L80 120L79 122H81V125L79 124L77 127H76V129L74 128V130L76 131H78V130H80V131H84V129H85V127H86V129H85V131H84V133L82 134V136H83V138L84 139H81V132L79 133V134H77V131L76 132H74V131H72V127L70 126V122H69ZM114 120V121H112V126H110V127H112V128H110L109 126V128L111 129H109L108 127H106V126H104V127H106V128H104V127H102V125L105 123L106 125L107 124H109L110 123V120ZM154 119V120H153ZM166 119V120H165ZM172 119V120H171ZM201 119V120H200ZM219 119H220V121H219ZM225 120V122L226 121H228V122H230L232 125H233V128L232 127H230V126H232L231 124H229V123H225V124H223L224 122H223V120ZM237 121H236V120ZM240 119V120H239ZM241 119H243V120H241ZM247 120V121H244V120ZM2 120V121H1ZM50 120V121H49ZM76 120V121H75ZM84 121V123L82 122V121ZM100 120H103V122L102 121H100ZM118 120H119V123H118ZM127 120V121H126ZM131 120V121H130ZM134 120V121H133ZM140 120H143V122H140ZM151 120L152 121H154L153 123L151 122ZM167 120L169 121V123L168 124H170V125H168V126H165V125H167V123L166 124H164V122L166 121L167 122ZM206 120H207V122H206ZM221 120H222V123H220L221 122ZM232 120L233 121H236V122H232ZM251 120H258V121H260L259 123H255V122H257V121H254V123H253V121H251ZM63 121H65L66 123H64ZM121 121V122H120ZM132 121H133V123H134V127L133 126H131L133 123H132ZM146 121V122H145ZM148 121H150V122H148ZM155 121H156V123H155ZM174 123H173V122ZM239 121H241L242 123H241V126L239 127V129H241L243 126V128H249V132L247 131V129H241V130H239V129H237V127H238V124H239ZM249 121H251V123L249 122ZM264 121V120H263ZM25 122V124H23ZM32 124H31V123ZM62 122V123H61ZM67 122H69V123H67ZM74 122V123H73ZM102 122V123H101ZM114 122H116V123H118V124H116V123H114ZM129 122H131V124H129ZM137 122V123H136ZM138 122H140V124L138 123ZM209 122V123H208ZM212 122H214V124H215V126L217 125V127H215L214 125V131H212V132H210V129L212 128H209V127H207L206 125H205V123L207 124H210V125H212L213 123ZM246 124V122H247V124L248 125H250V127H251V129H250V127L248 126V125H245L244 123ZM58 123V124H57ZM60 123L62 124V125H60ZM76 123V124H75ZM142 123H145V124H148V125H145V124H143V125H145L144 126V128L146 127V129L147 130H145L144 128H142ZM235 123V124H234ZM30 124H31V127H33L34 129H32V128H30ZM104 124V125H105ZM113 124H116V126L114 125L113 126ZM119 124H121V125H119ZM124 124V125H123ZM126 124H128V126L126 125ZM137 124H139V125H137ZM150 124H151V127H150ZM154 124H156V125H154ZM163 125V127H162V125ZM202 124H204L203 125V127H202V132L200 131V128H201V125ZM228 124V125H227ZM255 124V125H254ZM25 125V126H24ZM33 125V126H32ZM42 125V126H41ZM66 125V126H65ZM109 125H111V123L109 124ZM127 127H126V126ZM130 125V126H129ZM136 125V126H135ZM209 125V126H210ZM226 127H225V126ZM240 125V124H239ZM243 125V126H242ZM254 125V126H253ZM257 125H259V127H260V129H263V130H260L259 129V127L257 126ZM260 125H262V126H260ZM48 127V130H47V127ZM57 126V127H56ZM59 126V127H58ZM70 126V127H69ZM80 126H83L84 128H81L80 129ZM138 126H141V127H139L138 128ZM161 126V127H160ZM164 126H165V128H164ZM171 127V130H170V128H168V127ZM236 126V127H235ZM7 127H8V129H7ZM54 127H56V128H54ZM61 127H63L61 130L59 129V128H61ZM79 127V128H78ZM114 127V128H113ZM254 127H255V129H254ZM258 127V128H257ZM262 127V128H261ZM25 128H26V130H25ZM35 128H37L36 129V132H35V134H34V131L33 130H35ZM51 128H54V129H51ZM69 128V129H68ZM72 128V129H71ZM92 128V132L90 131V129ZM166 130V131H164L163 132V130L164 129ZM234 129L235 131H232V129ZM31 129V130H30ZM38 129H42L39 133L37 132V130ZM65 129H68V130H65ZM87 129H89V130H87ZM111 131H109V130ZM114 129V130H113ZM143 129V130H142ZM199 129V131H197ZM206 129H209V131L207 130V131H205ZM219 129V130H218ZM229 129V130H228ZM253 129V130H252ZM257 129H259L260 130V132H259V130L257 131ZM48 131V133L47 132H45V133H47V134H43L44 132L43 131ZM60 130V131H59ZM63 130V131H62ZM64 130L65 131H68L67 133H64ZM102 130V131H101ZM107 131L108 130V132H110V136H111V139H113V137H114V139L112 140L113 142L115 141V140H117L116 142H114V144L117 146V144H118V146L117 147H115V148H117L118 150H116V149H112L111 147H113L114 148V144H112L113 142L111 141V139H109V135H108V133L107 132H105V131ZM112 130H113V132H115V133H112ZM138 130H140L142 133L143 132H145V131H147L146 133L147 134H141ZM145 130V131H144ZM149 130V131H148ZM151 130H154L153 132L151 131ZM157 130V131H156ZM162 130V131H161ZM170 130V131H169ZM180 132H178V131ZM211 130H213V129H211ZM216 130V131H215ZM243 130H245V131H243ZM250 130H252V131H250ZM9 131V132H8ZM33 131V132H32ZM39 131V130H38ZM62 131V132H61ZM88 131H90V133L92 134H89V135H91L90 136V138H88L89 137V135L88 134H86L85 135V133H87ZM135 131H136V133L138 132V133H140L141 134V136L140 135H138V137L136 136V134H135ZM161 131V132H160ZM167 131L168 132H170V134H169V136H171L172 135V133H174L173 135H175V137H178V138H180V142H179V139L177 140L173 135V137H171L170 139H168V137H166V139L164 138L165 136H168V134H167ZM174 131V132H173ZM177 131V134L175 133ZM195 131V132H194ZM197 131V132H196ZM217 131H219V132H217ZM220 131H222L221 133L222 134H220V135H218L217 133H220ZM231 131V132H230ZM238 131V132H237ZM239 131H240V133H244L245 135H244V139H243V137H242V135L239 133ZM29 132H30V134H29ZM70 132H72L73 134H69ZM134 132V133H133ZM150 134H149V133ZM204 132H206L205 134H207L208 132H210V134H213V135H210L209 133V137L210 138H208V136L206 135L205 136V134H204ZM216 132V133H215ZM3 133H5V134H3ZM34 135H33V134ZM39 134V135H36V134ZM106 133V134H105ZM131 133H133V134H131ZM137 133V134H138ZM183 134V136L181 137V135ZM192 133V134H191ZM195 135H194V134ZM196 133H198V135H200V136H198V135H196ZM251 133L253 134V135H251ZM254 133L256 134L257 133V137H258V135H259V139L261 140V144H260V141L259 140H257L256 138H255V136L256 135H254ZM2 134V135H1ZM8 134H11V135H13L14 136V138H13V136H8ZM42 134V135H41ZM153 134V135H152ZM185 134H186V136H185ZM216 134L218 135V136H216ZM263 135V136H261V135ZM31 135V136H30ZM60 135H62V136H60ZM77 135H79L78 137H77ZM101 135V137H102V139H101V137H99ZM104 135V136H103ZM108 135V136H107ZM116 135V136H115ZM117 135H118V138H116L117 137ZM150 135V136H149ZM165 135V136H164ZM177 135H180V137L179 136H177ZM241 135V138L242 139H238L237 140V138L239 137ZM85 136H86V139H85ZM88 136V137H87ZM107 137V140H109V141H107L106 142V137ZM120 136H122V137H120ZM135 136L138 138V139H134L135 138ZM142 136H146V138L147 137H149V138H147V139H145V137L143 138ZM162 136H163V139H162ZM185 136V137H184ZM201 136H204V139H203V137H201ZM213 136V137H212ZM235 136H238L237 138L235 137ZM248 138V136H249V139H250V141L246 138V137ZM261 136V137H260ZM11 137L12 138V140L11 141H13L14 142V145L11 143V145H9V148H10V152L8 151L9 150V148H7L8 146V142L10 143L11 141L10 140H8L9 138ZM59 137H61V138H59ZM78 138V140L79 141H76L77 140V138ZM105 139H104V138ZM198 137H200V138H198ZM263 137V138H262ZM63 138V139H62ZM97 138H100V140L102 141V145L100 144V140L99 139H97ZM120 138V139H119ZM123 138V139H122ZM143 138V139H142ZM174 138V140H176L175 142H174V140H172V142H174L173 143V145H170L172 142L171 141H167V139L168 140H171V139H173ZM181 138H183L184 140H182ZM187 138V139H186ZM206 138V139H205ZM240 138V137H239ZM255 139V145L257 144L258 145V143L260 144V146H262V147H260L259 145V148H260V150H262L263 149V151H258L259 152V154L257 153V147L258 146H256V149L254 148L255 146H254V144H251L250 142H252L253 140L252 139ZM75 139V140H74ZM149 139V140H148ZM188 140L189 142H191V144L193 143V141L195 142V144L193 143L192 145L188 142V141H186V140ZM201 139V140H200ZM214 139H216V140H214ZM233 139H236V140H233ZM245 139H247L246 141H245ZM51 140V141H50ZM72 140H73V142H72ZM83 140H85L86 141V144H85V141H84V143H82L81 141ZM96 140L98 141V145L96 144L97 142H96ZM120 140V141H119ZM142 140V141H141ZM146 140V142H147V144H144V142L143 141H145ZM150 140H152L151 142H150ZM156 140H157V143H156ZM196 140H197V143H196ZM241 140V141H240ZM32 141V142H31ZM63 141V142H62ZM161 141H163V143L164 142H168V143H170V144H167V146H164V145H166V144H163V146H161L162 144V142ZM184 141V142H183ZM204 141V142H203ZM244 141V142H243ZM257 141V142H256ZM263 141V142H262ZM61 142V143H60ZM83 144H81V143ZM92 142V143H91ZM95 142V143H94ZM106 142V143H105ZM110 142H112L111 144H110ZM133 142H134V144H135V142H137L136 144H137V146H136V144L135 145H133L134 147V149H132L131 147H132V144H133ZM160 142V147H161V149H160V147H159V145H158V143ZM202 142V143H201ZM231 142V143H230ZM63 143V144H62ZM184 143V144H183ZM186 143H189L190 144V146H189V144H187V146L185 147V145H186ZM238 143H240V144H238ZM249 143V144H248ZM253 143V142H252ZM3 144V145H2ZM61 144H62V146H61ZM76 145V148H75V146L74 145ZM79 144V145H78ZM81 144V145H80ZM95 144V145H94ZM107 144V145H106ZM138 144H140L141 146H142V148L141 149H139V148H136V147H138ZM143 144V145H142ZM155 145V146H151V145ZM180 144H182L181 146H180ZM198 144H200V146L198 145ZM212 144H214L213 145V147H215V149H212L211 148V146H212ZM216 144V145H215ZM93 145V146H92ZM98 146V148L97 147H94V146ZM99 145H101V146H99ZM113 145V146H112ZM140 145H139V147H140ZM146 145H150V146H147V148H146ZM157 145V146H156ZM194 145V146H193ZM210 147H209V146ZM229 145H231L230 146V149H229ZM233 145V146H232ZM249 145H251L250 147H249ZM11 146V147H10ZM105 146V147H104ZM107 146V147H106ZM173 146H179V148H176V147H173ZM189 146V147H188ZM198 146V148H196ZM207 146V147H206ZM226 146H228V148L226 147ZM235 146V147H234ZM66 147V148H65ZM71 147H72V150L75 148V149H78L77 147H79L80 148V150L78 151H76L75 149V152L74 153H72L71 154V152H72V150H71ZM74 147V148H73ZM94 148V150H93V148ZM100 147H102L103 148V150L101 151V149L102 148H100ZM109 147V148H108ZM125 147V148H124ZM130 148L131 149V152L133 151V150H135L136 152H134V153H132V155H130L131 154V152L129 153L128 151H127V148ZM149 147V148H148ZM152 147V148H151ZM158 147H159V149L161 150V152H163V153H161L160 152V150L158 149ZM165 147H167V149L165 148ZM171 147V148H170ZM173 147V148H172ZM182 147H184V149H181ZM188 147V148H187ZM192 147V148H191ZM195 147V148H194ZM204 147H205V149L207 150V151H209V152H207V151H204L205 149H204ZM224 147V148H223ZM232 147V148H231ZM68 148H69V151H67L68 150ZM96 148V149H95ZM156 148V149H155ZM168 148H170V149H173V150H170V151H168L169 149ZM210 150H209V149ZM6 149H8V150H6ZM20 149V150H19ZM100 149V150H99ZM138 150V152H139V150H143V151H140L141 153H138L137 152V150ZM163 149V150H162ZM178 150V151H175V150ZM180 149H181V151H180ZM217 149V150H216ZM224 149V150H223ZM4 150H5V153H4ZM73 150V151H74ZM113 150H114V152H113ZM116 150V151H115ZM129 150V149H128ZM157 150H159V151H157ZM165 150V151H164ZM167 150V151H166ZM191 150V151H190ZM213 150V151H212ZM216 150V151H215ZM228 150V151H227ZM229 150H231V154L229 153ZM251 150H252V152H251ZM2 151H3V153H2ZM20 151V152H19ZM58 151V152H57ZM62 151V152H61ZM88 151H90L89 153H88ZM97 151H99L98 153H97ZM106 151V152H105ZM110 152V154L108 153V152ZM123 151H127L128 153H124ZM173 151V153L174 152H176L174 155H173V153H172V155H171V152ZM195 151V152H194ZM211 151V152H210ZM220 152V153H222V154H224V155H220V153H219V155L217 156L216 154H217V152ZM254 151V152H253ZM17 152V153H16ZM60 152V153H59ZM63 152H65V154L63 153ZM67 152H69V153H67ZM77 152H79V154L77 153ZM124 153V154H121V153ZM148 153L149 152V154L148 155H150V157L147 155V154H143V153ZM157 152H158V154H157ZM166 152V153H165ZM167 152H169L168 154H167ZM181 152H182V154H185V155H183V157L181 156L182 154H181ZM184 152V153H183ZM192 152H194L193 154H192ZM223 152H225V153H223ZM247 152V153H246ZM256 152V153H255ZM19 153H21V154H19ZM54 153H56V154H54ZM59 153V154H58ZM66 153H67V155H66ZM75 153H77V156L79 155V158L76 156L75 157ZM105 153V154H104ZM117 153V154H116ZM138 153V154H137ZM159 153H161L162 155H160ZM178 153H180V155L178 154ZM209 153H215V155L214 154H212V156H211V154H209ZM251 153V154H250ZM19 154V155H18ZM34 154H36V155H34ZM61 154V155H60ZM68 154L71 156V158H70V156H69V159H72V157L74 156L75 158H73V162H72V160L70 161L68 158H67V156H68ZM96 154V155H95ZM99 154V155H98ZM108 154V155H107ZM117 156H116V155ZM125 154H127L126 155V157H128V158H126L124 155ZM143 155L144 157L146 156V158H144L143 156H141V157H143L142 159H143V161H141L142 159H140L141 157L139 156L138 157V155ZM167 154V155H166ZM178 154V155H177ZM189 154V155H188ZM203 156H202V155ZM237 154V155H236ZM23 155V157H21ZM85 155V156H84ZM88 155V156H87ZM106 155V156H105ZM112 155H115L116 156V158H115V156H113L112 157ZM133 155L136 157V159L133 157ZM165 156V158H162V157H164ZM170 155V157H174L175 155V157L173 158L172 157V159H170V157H168ZM206 155L208 156V158L209 159H211V160H209V161H213L214 159H213V157L216 159V161H217V163H218V158H219V165H221V166H219L217 163H215L214 161V163L213 162H208V160H206V158H204V157H206ZM210 155V156H209ZM214 155V156H213ZM231 155V157H229ZM248 155H251V157L250 156H248ZM255 155H257L258 157L256 158V159H259V160H256L255 159ZM260 155V156H259ZM94 156L96 157V158H94ZM105 156V157H104ZM121 156V157H120ZM122 156H124V157H122ZM147 156L150 158V159H152L154 162H155V158H157V157H159L156 161H161L162 162V164H167L168 165V167H171V169H174L173 170V172L171 171V173H169V171H164V170H166V164L165 165H162L161 164V162L159 161V163L157 162L156 163V165L158 166V168L155 166V164H152L151 162H152V160H150L151 162H147L145 159H147ZM152 156V157H151ZM160 156H161V158H160ZM180 156L182 157V158H180ZM190 156V157H189ZM215 156H217V158L215 157ZM219 156H221L222 158L220 159V157ZM224 156H226L225 158H224ZM234 156H236V159H237V157H238V159L236 160V159H233V158H235ZM248 156V158L250 157L251 158V160L252 161H250V158L249 159H247L246 157ZM3 157H4V160L6 159L7 161H8V159H9V161L7 162L6 160H5V164L2 162V160H3ZM88 157H90L89 159H88ZM93 157V158H92ZM119 157H120V159H122V160H120L119 159ZM189 157V158H188ZM199 157H200V160H199ZM202 157V158H201ZM233 157V158H232ZM262 157V158H261ZM13 158H14V160H13ZM21 158V159H20ZM81 158V159H80ZM109 158V160H107ZM116 159V160H118V161H116L115 160V162L117 163V162H121L120 164V166L118 165V163H117V165L119 166V168H117V169H120L119 171L116 169V167H117V165H113L114 163V161L113 160H111V159ZM134 158V159H133ZM167 158H169L168 159V161H166L167 160ZM180 158V159H179ZM184 158H185V161L183 162V160H184ZM187 158V159H186ZM16 159H18V160H20V161H18V160H16ZM22 159L25 161L24 163H23V161H22ZM68 159V161H65V160H67ZM76 159V160H75ZM78 159V160H77ZM88 159V160H87ZM91 159H93V160H91ZM103 159H104V161L105 162H108V163H104L105 164V166L103 167ZM126 159H128V162H127V160ZM133 159V161H131ZM140 159V160H139ZM189 159V161L191 160V159H197L198 161H201V162H198V164H200V166L199 165H196L197 163L195 162V161H193V160H191L192 162H187V160ZM205 159V162H207V163H205L203 160ZM229 159L230 160H232V161H229ZM255 159V160H254ZM27 160V161H26ZM37 160H39V161H37ZM90 160V161H89ZM107 160V161H106ZM138 160H139V163L137 164V162H138ZM163 160V161H162ZM226 160H228V161H226ZM80 161H82V162H80ZM90 162L89 164L88 163H86V162ZM91 161H93V162H91ZM136 161V162H135ZM166 161V162H165ZM173 161V162H172ZM225 161V162H224ZM234 161V162H233ZM246 161V162H245ZM253 161H255V162H253ZM259 161V162H258ZM19 163V165L21 164L22 166V168L17 164V163ZM69 162H72V164L74 165H78V167L80 166V164H81V166L80 167H82V164H83V169H81V168H78L77 167V171H76V169L74 170L73 168H74V166L71 164V163H69ZM99 163L98 165H97V163ZM102 162V163H101ZM122 162H124V163H122ZM126 162V163H125ZM134 162L136 163L135 165H134ZM153 162V163H154ZM164 162V163H163ZM172 162V163H171ZM179 162V163H178ZM188 164H187V163ZM202 162H204V164H206V165H208V168H207V166L206 165H204ZM227 162V163H226ZM228 162H230L229 164H231V165H229L228 164ZM6 163H8V164H6ZM23 163V164H22ZM25 163H29V164H31V165H33V166H31L30 167V169L31 170H33L32 172L28 169L29 168V165L28 164H25ZM65 163V165H63ZM77 163V164H76ZM95 163V164H94ZM111 163H112V167H110V169H109V165H111ZM146 163V164H145ZM150 163V164H149ZM176 163V164H175ZM181 163H183V165L181 164ZM184 163H186V164H184ZM193 163V165H189V164H192ZM212 163V164H211ZM38 164H40L41 165V167L39 166L38 167ZM43 164V165H42ZM71 164V166H69ZM86 164H88L87 166H86ZM94 164V165H93ZM101 164H103V165H101ZM127 164V165H126ZM140 164V165H139ZM148 164V165H147ZM179 164H181V166L179 165ZM212 166H211V165ZM224 164H225V167L227 168V169H225L224 168V170L226 171H223L222 169L223 168H221L222 166L224 167ZM228 164V166H229V168H228V166H226ZM235 164V165H234ZM256 164V165H255ZM15 165H16V167H15ZM25 165H28V166H25ZM95 165H96V167L97 166H99V167H97L98 169H96V167H95ZM124 165V166H123ZM128 165H131V166H128ZM142 165V166H141ZM186 165H188L189 167H191V169L188 167V166H186ZM204 165V166H203ZM216 165V166H215ZM233 165V166H232ZM24 166H25V168L27 169V170H29L27 173H26V171L24 170ZM66 166V167H65ZM72 166H73V168H72ZM76 166H75V168H76ZM90 166V167H89ZM94 166V168H92ZM100 166L103 168V169H101L100 168ZM113 166H115V168L114 169H116V170H113ZM126 166V167H125ZM160 166V167H159ZM184 168H183V167ZM195 166H198V167H196L195 168ZM204 167V169L206 168V170L208 171V173H207V171L206 170H204L203 171V169H202V167ZM246 166V167H245ZM15 169H14V168ZM17 167H18V171H17ZM53 170V168H54V170L53 171H55V172H50L49 171V169L50 168ZM53 167V168H52ZM61 167V168H60ZM65 167V168H64ZM87 167V168H86ZM132 167V168H131ZM135 167V168H134ZM164 167H165V169H164ZM174 167V168H173ZM188 167V168H187ZM192 167H194V169L197 171V169H200L199 171H197V172H201L200 173V175H198V173L196 174L195 172H194V169L192 168ZM200 167V168H199ZM210 167H212L213 169L215 168V167H217V169L215 168L214 170L212 169V168H210ZM244 167H245V172L243 171L244 170ZM260 169V167H261V169H260V171H259V169ZM37 168V169H36ZM49 168V169H48ZM66 169V170H64V169ZM86 168V169H85ZM91 168V169H90ZM104 168H105V170H104ZM108 168V169H107ZM155 168H156V170L158 169V171L156 172L155 171ZM159 168H161V169H159ZM182 168V169H181ZM187 170H186V169ZM222 171H220L219 169ZM231 168H232V170H231ZM254 168V169H253ZM21 169H23L24 170V172H23V170H21ZM48 169V170H47ZM50 169V170H51ZM67 169H68V171L69 172H67ZM73 171H72V170ZM93 169V171L95 172V173H91V172H93V171H90V170H92ZM163 169V170H162ZM170 168H168V170H169ZM184 169V170H183ZM193 169V170H192ZM210 169V170H209ZM235 169V170H234ZM241 170V171H243V173L240 171V172H238L237 170ZM247 169H249V170H247ZM250 169H252L251 171H250ZM46 170L50 173L49 174V176L52 178H54V180H53V178H52V180H50L51 178L50 177H48V173L46 174ZM63 170H64V173L66 174V172H67V174L66 175H70L69 177H72V179H69V177L68 176H65V174H63ZM78 170H80L79 172H78ZM82 170V171H81ZM85 170V171H84ZM96 170V171H95ZM125 170V171H124ZM129 172V173H131V175H129V173L127 172V171ZM177 170H180L181 171V173H179L180 171H177ZM189 172V174L186 172ZM189 170V171H188ZM214 172H213V171ZM217 170V171H216ZM230 170V172H228ZM17 173V175L15 176L14 175V173ZM23 173H22V172ZM66 171V172H65ZM76 171V172H75ZM90 171V172H89ZM99 171H102L101 172V174H100V172ZM121 171V172H120ZM130 171H132V172H130ZM133 171H136V172H133ZM140 171V172H139ZM162 171H164V172H167V175H169V177L170 176H172V178L175 180L177 177L179 178V176H180V178L182 179H180V181H181V183H184V185H186V186H184V185H182V184H180V182H179V180H178V178L174 181V180H171V181H169V179L170 178H168V176L166 175V173H164V172H162ZM191 171H193V173L191 172ZM202 171H203V174H202ZM205 171H206V173H205ZM232 171H234V173L235 174H237V176L236 175H234V173H233V175H232V177L230 178L229 176H227L228 174L230 175V174H232ZM237 171V172H236ZM44 172H45V174H44ZM62 172V173H61ZM80 172H82L81 174H84V175H86V176H82V175H80ZM88 172V173H87ZM137 172H139V173H141V174H138V176H136L137 175ZM154 172H156V173H154ZM158 172H159V174H158ZM162 173V175H160L161 173ZM175 172H177V173H179L178 175H176L177 173H175ZM183 172V173H182ZM186 172V173H185ZM191 172V173H190ZM212 172H213V175H212ZM216 172V174H214ZM217 172H221V173H217ZM30 173V174H29ZM31 173H34L33 175L31 174ZM71 173H73V174H71ZM77 173V174H76ZM125 173H127V174H125ZM150 173H152L151 174V176L149 175L148 176V174H150ZM173 173H174V175H173ZM185 173V174H184ZM228 173V174H227ZM262 174V175H260V177L258 176L259 174ZM90 174L91 175H93V176H90ZM98 176H97V175ZM102 174H103V176H102ZM112 174H114V177L112 176ZM123 174H125L126 176H124ZM153 174H154V176H153ZM159 176V177H161L162 178V180L160 181V179H159V177H157V180H155V181H153L154 180V178L153 177H155L156 178V176L157 175ZM181 174V175H180ZM187 174V175H186ZM211 175V176H207V175ZM217 174H219V175H217ZM221 174H224L225 176H223V175H221ZM227 174V175H226ZM241 174H243V176H241ZM246 174H248V175H246ZM250 174H252L251 176H250ZM6 175V176H5ZM34 177L35 175L36 176H38V177H36L35 176V180H34V178L32 177V176ZM73 175H74V177H76V176H78V178L76 177V179H74V181H71V180H73ZM100 175H101V180H103L104 182L102 183V184H100V186H99V184L98 183H100V179H99V177H100ZM115 175H116V178H115ZM117 175H121L120 176V178L118 179V177H117ZM123 175V176H122ZM132 175H133V177H132ZM184 177H183V176ZM186 175V176H185ZM201 175H206V177L207 178H205V177H203V178H201L202 176ZM214 175H215V177H214ZM3 176H4V179H3ZM30 176V177H29ZM43 176V177H42ZM46 178H45V177ZM106 176H108V179H107V177ZM131 176V178H129ZM143 176V177H142ZM146 176V177H145ZM163 176V177H162ZM164 176H167L165 179H167V180H163V178H164ZM177 176V177H176ZM191 176V177H190ZM195 176H196V178H195ZM219 176H220V179H219ZM223 176V177H222ZM226 176H227V178H226ZM240 176L242 177V178H240ZM253 176V177H252ZM261 176H263L262 178H261ZM12 177V178H11ZM31 177H32V179H31ZM80 177H83V179L81 178V181H83V182H80ZM92 177H94V179L92 178ZM98 177V178H97ZM105 177V178H104ZM111 177H113L112 179H111ZM125 177V178H124ZM140 177H142V179L140 178ZM149 177V178H148ZM186 177V178H185ZM189 177V178H188ZM193 177V178H192ZM223 179H222V178ZM233 177H236V179L235 178H233ZM237 177H239V179L237 178ZM245 179H244V178ZM256 177H257V179H258V182H255V181H257V179H256ZM50 178V179H49ZM90 178H92V182H91V179ZM96 178L99 180V182H98V180H96ZM127 178V179H126ZM137 178H139L140 179V181H139V179L137 180ZM147 178V179H146ZM153 178V179H152ZM171 178V179H172ZM183 178H185L186 179V181L185 180H183ZM208 178H209V181L211 182V180H212V178H213V181L210 183L211 184V187H209L208 185H209V182H208ZM224 178L226 179V180H228V178H230V182H228V183H226L227 181L226 180H224ZM233 178V179H232ZM44 180L45 182L47 181V179H48V185H47V183L45 184V182L44 181H42V180ZM79 179V180H78ZM107 179V180H106ZM131 181H130V180ZM133 179H136V180H133ZM143 179H145L144 181H145V183L148 185H146L145 184V186L143 185ZM148 179H149V181H148ZM150 179H152L151 181H150ZM189 179L191 180V181H189ZM193 179V180H192ZM202 179V180H201ZM207 179V180H206ZM245 180V182H244V180ZM250 179V182L248 181ZM252 179V180H251ZM18 180V181H17ZM127 180V181H126ZM130 182H129V181ZM205 180V181H204ZM216 180V181H215ZM233 180V181H232ZM234 180H236V181H238L239 183L243 180V182H241L240 184H239V188L237 187L238 185H237V182H234ZM16 181H17V183H16ZM34 182L33 183V185H31V183H29V182ZM41 181L43 182V183H41ZM51 181V182H50ZM80 183H79V182ZM112 182L111 183V185H113V184H115V185H113V187L114 188H112L111 187V185H110V182ZM134 181H139V183H142L141 184V186L139 185V183L137 184L136 182L134 183ZM155 183V185H157L158 183H160V185L161 184H163V185H165L164 187H163V185H161L160 187H159V185H157V187L154 185V183ZM158 181H160V182H158ZM163 181V182H162ZM173 181V182H172ZM187 181H189V182H187ZM226 181V182H225ZM229 181V180H228ZM247 181V182H246ZM251 181H253V182H255V183H253L252 182V185L253 184H257V186L256 185H254V186H252L251 185ZM40 182V183H39ZM117 182V183H116ZM120 182V183H119ZM131 183L132 185H133V187H131L132 185H128V184H126V183ZM169 184V183H171V184H167V183ZM179 183L180 185H178L177 183ZM204 182V183H203ZM206 182V183H205ZM208 182V183H207ZM217 182V184H215ZM218 182H221V186L219 187L218 185L220 184V183H218ZM222 182H224V183H222ZM232 182H233V185H232ZM12 183V184H11ZM16 183V184H15ZM28 183V184H27ZM50 183V184H49ZM60 185H59V184ZM88 183V184H87ZM122 183V184H121ZM157 183V184H156ZM177 184V185H174V184ZM203 183V184H202ZM229 186V187H226L227 185ZM229 183H231V184H229ZM243 183H245V184H243ZM258 183H260V184H258ZM263 183V184H262ZM10 184V185H9ZM61 184H62V188H63V190H61L62 188H60V186H61ZM69 184V185H68ZM70 184H71V187H70ZM134 184H135V186H134ZM136 184L137 185H139V187H141L142 189H139V187L138 186H136ZM167 184V185H166ZM204 184H206V186L204 185ZM213 184H215L216 186H217V191H216V189H215V185H213ZM235 184V185H234ZM242 184L244 185V186H242ZM250 184V185H249ZM39 185H43V187H41V186H39ZM49 185H51V186H49ZM58 185V187H56ZM65 185H67V187H65ZM84 185V186H83ZM123 185V186H122ZM151 185V186H150ZM152 185H153V187H152ZM172 185H174V188L176 187L177 189L176 190H178L179 188V197H178V195H176V194H178V191H176L174 194H173V192H174V188H173V186ZM199 185H201L200 187L201 188H199L198 186ZM260 185H261V187H263L262 189H260L261 187H260ZM10 186V187H9ZM31 186H32V188H31ZM49 187V188H45V187ZM102 186H103V188H102ZM128 187L127 188V190L129 191V192H132L131 194L128 192V191H126L125 190V188L126 187ZM144 186V187H143ZM170 186V188H168ZM178 186V187H177ZM179 186H181V187H179ZM215 186V187H214ZM232 186V187H231ZM240 186H242V187H244V188H247V189H243L242 187H240ZM246 186V187H245ZM248 186H249V191H248ZM250 186H252V187H250ZM24 187V188H23ZM30 187V188H29ZM69 187H70V189H69ZM82 187H83V189H82ZM110 187H111V189L113 190V192H112V190L110 189ZM122 187H124V189H122ZM129 187H131V188H129ZM137 188L138 187V189L139 190H141V191H139V190H132L133 188ZM150 189H149V188ZM158 188V189H160L161 187H163V189L161 188L160 190H156V188ZM172 187V188H171ZM182 187H183V189H182ZM184 187H186V189L188 190V191H184ZM189 187V188H188ZM194 189H193V188ZM205 188V190L206 191H204L203 190V188ZM213 187V188H212ZM224 188V189H222V188ZM234 187H236L237 189H235ZM255 187V188H254ZM8 190H7V189ZM23 188V189H22ZM27 188V189H26ZM29 188V189H28ZM43 188H45V189H49V190H44ZM51 188H52V190H53V192L54 191H57V192H59L58 193V195H57V192H52V190H51ZM100 188V189H99ZM134 188V189H135ZM151 188H155L154 190L153 189H151ZM199 188V189H198ZM211 188H212V191H213V193L210 191L211 190ZM218 188H219V190H218ZM225 188H227V189H225ZM233 188V189H232ZM257 188V189H256ZM6 189V190H5ZM22 189V190H21ZM26 189V190H25ZM43 189V190H42ZM98 189H99V191L100 192H98ZM110 189V190H109ZM117 190V191H120L119 193L117 192V191H115V190ZM144 189V190H143ZM171 189H173V190H171ZM200 189H202L201 191H200ZM208 189V190H207ZM210 189V190H209ZM231 191H229V190ZM232 189V190H231ZM235 189V190H234ZM242 190V192H237V191H240V190ZM6 192H5V191ZM23 190H25V191H23ZM51 190V191H50ZM71 190V191H70ZM82 190H84V191H87V192H89V193H87V192H84V193H82ZM90 190H91V192L93 193V191L95 192L96 190H97V192H95V193H97L98 195H99V197H98V199H97V196H96V198L94 197L95 195H97V194H95V193H90ZM123 190V191H122ZM132 190V191H131ZM143 190V191H142ZM152 190V191H151ZM163 190H166V191H163ZM180 190H181V193H187V194H180ZM191 190V191H190ZM194 190V191H193ZM198 190V191H197ZM225 190H227V194H225L224 192H225ZM237 190V191H236ZM245 190H247L248 192V194L245 192ZM19 191V192H18ZM23 192V194H21L22 192ZM123 193H122V192ZM124 191H125V193L126 194H124ZM151 191V192H150ZM154 191H159V193H156L155 192V194H153L154 193ZM172 191V192H171ZM183 191V192H182ZM222 191H224V192H222ZM232 191H236V192H234V193H232ZM3 192V193H2ZM7 192H9V193H7ZM16 192H18L17 194H16ZM133 192H141V193H138V197L140 198H137L136 196H133V195H135ZM148 192V193H147ZM171 192V193H170ZM192 192V193H191ZM193 192H195L194 193V196L197 198L196 200H195V198L194 197H190V195L192 196L193 195ZM200 192H202V194L200 193ZM210 194H209V193ZM215 192V193H214ZM221 192V193H220ZM250 192H251V195H250ZM254 193V196H255V198H254V196H252L253 195V193ZM2 193V194H1ZM21 195H20V194ZM43 193V194H42ZM56 193V194H55ZM100 193V194H99ZM117 193V194H116ZM129 193V195H127ZM151 193V194H150ZM164 193V194H163ZM191 193V194H190ZM198 193V194H197ZM200 193V194H199ZM203 193H207V194H209V195H211V196H209V195H204ZM217 193V194H216ZM219 193V194H218ZM236 193V194H235ZM240 193V194H239ZM242 193H243V197H242ZM12 194H16V195H14V197L12 198ZM54 194H55V196H54ZM60 194H62V195H60ZM65 194H70L69 196L68 195H66V197H65ZM95 194V195H94ZM120 194L122 195V197L120 196ZM137 194V193H136ZM139 194H141V195H139ZM145 196H144V195ZM149 194V195H148ZM157 194H159V195H157ZM160 194H162V195H160ZM166 194V197H162V196H164ZM189 194V195H188ZM216 194V196L214 197V195ZM232 194V195H231ZM263 194V195H262ZM18 195L19 196H21V198L20 197H18ZM53 195V196H52ZM58 197H60V199L59 200H63V197H64V200L62 201H59L58 200V198H57V196ZM60 195V196H59ZM119 195V196H118ZM125 195L127 196L126 198H125ZM142 195H143V197H144V199L146 200H144V199H142L143 197H142ZM147 195V196H146ZM153 195L154 196V198H153V201H154V204L152 203L153 201H150V202H148L149 200H152V197L151 196ZM174 195H176V197L174 196ZM186 195V196H185ZM187 195H188V197H187ZM196 195H198V196H196ZM201 195V196H200ZM218 195H220L221 197H223V198H221L220 196H218ZM223 195V196H222ZM225 195V196H224ZM227 195V196H226ZM231 195V196H230ZM245 195H247V197L248 196H252V198H249V200H251L250 202H253V205H252V207H250V206H246L248 203H249V200H247V198H244V196ZM262 195V197H260ZM45 196V197H44ZM63 196V197H62ZM72 196H75L74 198H75V201H74V199H73V197ZM77 196H81L80 197V199H78V198H76ZM100 196H101V198H100ZM142 198H141V197ZM161 197V199L163 200V199H167V201L166 200H163V201H161V202H163L162 203V206L160 207V205H158V204H160V203H158L159 201V199L160 198H158L157 199V197ZM233 196V197H232ZM238 196H240L239 198H237ZM18 197V198H17ZM51 197V198H50ZM52 197H53V199H55V201L52 199ZM72 197V198H71ZM131 197H134V199H136L137 201H139V200H141V201H139V202H137V203H135L136 202V200H134L133 199V202H132V198ZM145 197H147V198H145ZM180 197H184L183 199H185V202L183 201V199L181 198L180 199ZM200 197H202V198H200ZM205 197V198H204ZM211 197V198H210ZM214 197V198H213ZM229 197V198H228ZM230 197H232V199L230 198ZM236 199H235V198ZM246 197V196H245ZM10 198V199H9ZM14 198H16V201H14ZM65 198H66V200H65ZM71 198V199H70ZM93 198L94 199H97V200H99L100 199V203H99V201H97V200H95V202H94V200H93ZM176 198H179V200L181 201H179L178 199H176ZM217 198H220L219 199V201H217L216 199ZM234 198V199H233ZM242 198H244V201L243 200H241ZM13 199V200H12ZM20 199V200H19ZM69 199V200H68ZM77 199V200H76ZM126 199H128L127 201H126ZM148 199V200H147ZM160 199V200H161ZM169 199V200H168ZM172 199V200H171ZM190 199H194L193 201L194 202H192V203H195V201H196V203H195V205H198L201 201H199L198 203H197V201L198 200H202V206H201V203L198 205L199 207H197V206H195L194 207V204H192V203H190L191 202V200ZM215 201H214V200ZM230 199V201L228 202V200ZM253 199H255V200H253ZM263 199V200H262ZM10 200H12V201H14L15 203H13L12 204V201H10ZM22 200V201H21ZM51 200H53V202L51 201ZM56 200H58V201H56ZM156 200V201H155ZM177 200H178V202H177ZM188 200H190V202L188 201ZM203 200H205V202H207V203H205ZM206 200H208V201H206ZM211 200V201H210ZM223 200V201H222ZM233 200V201H232ZM239 200V201H238ZM247 200V201H246ZM253 200V201H252ZM5 201V202H4ZM10 203H9V202ZM67 201H69L70 203H71V205H73L74 204V206H77V204H79L78 202L79 201H81V205L79 204L76 208H78V207H80L79 209V213H80V211H81V216L83 217V219H82V222L80 221V220H75L76 219V217L78 218V216L79 215H77L76 217H75V213H73L72 211H73V209H72V207L73 206H67L66 204V202ZM77 201V202H76ZM124 202V205H122L123 204V202ZM144 201V202H143ZM167 203H166V202ZM169 201V202H168ZM232 201V202H231ZM238 203H237V202ZM3 202V203H2ZM49 204H48V203ZM55 202H65V203H55ZM102 202L104 203V205H102ZM129 202V203H128ZM182 202H184L187 206H185L184 205V203H182ZM215 202H217V203H215ZM242 203V204H240V203ZM254 202H255V204H254ZM7 204V205H4V204ZM16 203L18 204H21V205H16ZM76 203V204H75ZM129 204V205H127V204ZM141 203V204H140ZM169 203V208H170V210L167 208L166 209V207L168 206L167 204ZM177 203V204H176ZM205 203V204H204ZM246 203V204H245ZM26 204V205H25ZM46 204V205H45ZM52 204H53V206H54V204H55V207L57 206L60 210H61V214H62V212H63V207L64 208H66V209H68V213H70V215L67 213V215L69 216V217H71V219H72V222H70V223H72L71 225H70V223H68V221H71V219L70 218H68L67 219V215H65L66 214V209H64V211L65 212H63V216L62 215H59V213H60V210L56 207H54L55 209H57V210H55L53 207H50L49 205H51L52 206ZM57 204V205H56ZM62 204V208H61V205ZM99 204H101V205H99ZM131 204V205H130ZM137 204V205H136ZM139 204V205H138ZM143 204V205H142ZM204 204V205H203ZM225 204V205H224ZM232 206H231V205ZM235 204H237V205H235ZM240 206H239V205ZM261 204H262V206H261ZM6 206V208L4 207V206ZM11 205H13V206H11ZM16 207H15V206ZM22 205H24V209H22L23 208V206ZM44 205L46 206V207H44ZM59 205V206H58ZM64 205V206H63ZM65 205H66V207H65ZM106 205L108 206V207H106ZM110 205V206H109ZM126 205V206H125ZM141 205V206H140ZM164 205L166 206L165 208H164ZM172 205V206H171ZM184 206V208H182L183 206ZM188 205H189V207H188ZM191 205H193V209L191 208L192 206ZM219 205V206H218ZM230 206V207H227V206ZM11 206V207H10ZM17 206L19 207V209L17 208ZM48 206H49V208H52V210H51V212H50V209L48 208ZM83 206V207H82ZM98 206H99V208H98ZM104 206V207H103ZM117 207V209H116V207ZM118 206H121L122 207V210H120V209H118L119 207ZM134 206V208L133 209H135L136 210V208H137V211H135V213H137V215H138V213L140 212V211H138V210H140V209H143L144 211V214H143V216H142V210H141V214H139L140 216H135L136 214H134V212H132V213H130V210L129 209H132L131 207H133ZM138 206H140V207H138ZM149 206V207H148ZM151 206H153V207H157V206H159V208H154V209H151L150 207ZM191 206V207H190ZM224 206V207H223ZM226 206V207H225ZM241 206H242V209H243V207L245 208L244 210H247L248 212H249V215L248 214H244L242 211L243 210H239L240 208H241ZM246 206V207H245ZM254 206V207H253ZM15 207V208H14ZM29 207V208H28ZM33 207H37V208H33ZM38 207H43V208H41L40 209V211H39V208ZM68 207V208H67ZM106 207V208H105ZM111 207V208H110ZM124 207H126L125 209H124ZM127 207H130V208H127ZM152 207V208H153ZM186 207H187V209H186ZM203 207H208V208H206V209H201V208ZM223 207V208H222ZM231 207H233V208H231ZM4 208L5 209H7L6 211L4 210ZM30 208H32V209H30ZM46 208V209H45ZM95 208H96V210H95ZM107 208L109 209V210H111V211H108L107 210ZM164 209V211H163V209ZM189 208H191L190 210H189ZM195 208H197V209H195ZM227 208H229L230 210H228ZM253 208H254V210H253ZM8 209H16V210H14L15 212L17 211V215H16V213H14V215H13V213L10 211V210H8ZM23 211V213H21V210ZM26 209H29V210H26ZM48 209H49V213H48ZM53 209H54V211H57V214H55V213H53V214H55V215H53V216H51V213H52V211H53ZM72 209V210H71ZM102 209V210H101ZM132 209V210H133ZM159 209V210H158ZM199 209H201L200 211H199ZM231 209H234V210H231ZM238 209V210H237ZM249 209H251V210H249ZM12 210V211H13ZM34 210L35 211H37V213H39L37 216H36V212H34ZM41 210H42V213L40 214V212H41ZM43 210H45V211H43ZM46 210H47V212H46ZM71 210V211H70ZM96 212H95V211ZM119 210V211H118ZM129 212H128V211ZM131 210V211H132ZM163 212H161V211ZM166 210V211H165ZM169 210V211H168ZM171 210H172V212H171ZM176 210V211H175ZM186 210H187V212H186ZM194 210V211H193ZM203 210V211H202ZM205 210H207L208 212H206ZM224 210H226V215H224L225 213H223V211ZM257 212H256V211ZM13 211V212H14ZM26 211V212H25ZM53 211V212H54ZM105 212V213H103V215H102V213L101 212ZM134 211V210H133ZM150 211V212H149ZM155 211V212H154ZM184 211H185V214H184ZM191 211L194 213V212H196V211H198V213L196 212V214L197 215H200V214H202V212H203V214L202 215H200V218H199V216H197L195 213H194V215H196V216H194L193 215V213L192 214H190L191 213ZM241 211V212H240ZM246 211V212H247ZM45 212L49 215V217H46V215L47 214H45ZM72 212V213H71ZM108 212V213H107ZM152 212V213H151ZM164 212H165V214H164ZM167 212V213H166ZM169 212H171V214L169 213ZM206 212V213H205ZM214 212H215V214H214ZM225 212V211H224ZM229 212V213H228ZM235 212V213H234ZM237 212V213H236ZM247 212V213H248ZM12 213V214H11ZM112 213H113V215H112ZM116 213V214H115ZM149 213H151L152 214V216H150L149 215ZM162 213V215H158V214H161ZM200 213V214H199ZM212 214V215H210V214ZM217 213V214H216ZM222 214L221 216H220V214ZM239 213L241 214V213H243V215L241 214V215H239ZM259 213V214H258ZM260 213H262V214H260ZM3 214V215H2ZM9 216H8V215ZM20 214H24V215H22V216H24L23 217V219H22V216L20 215ZM72 214H74V217H73V215ZM102 216H101V215ZM104 214H109L108 216H113V220L111 221V216H110V218H108V217H106V218H108L107 220H110L108 223H109V225L112 223H114L113 225L111 224L110 226H111V228H112V226H113V228H112V230H114L113 232H112V230L110 229V231L111 232H109V230L107 229L108 227L110 228V226H108V223H107V220L105 221L104 220V218H105V215ZM118 214V215H117ZM124 214V215H123ZM126 214H128V215H126ZM134 214V215H133ZM166 214H170V215H166ZM185 215V217H182V218H179V217H181V216H184ZM209 214V215H208ZM255 214L257 215V217H260L262 220L260 221V224H258L259 223V221L258 220H260V218H257L256 216H255ZM14 216L13 218H10L11 216ZM40 215H41V217H40ZM47 215V216H48ZM123 215V218H121V216ZM149 216V217H147V216ZM167 217H166V216ZM188 215V216H187ZM217 215V216H216ZM229 215V216H228ZM231 215V216H230ZM237 215V216H236ZM239 215V216H238ZM259 215V216H258ZM261 215V216H260ZM34 216V217H33ZM35 216H36V218H35ZM43 216V217H42ZM60 216H62V218H64L65 216V218H66V220H67V222H66V220H65V218L64 219H61V217ZM100 216V217H99ZM116 216H118V217H116ZM124 216H126V217H124ZM143 217V219H142V217ZM145 216V217H144ZM179 216V217H178ZM186 216H187V218H188V220H185V218H186ZM201 216H204V218L203 217H201ZM206 216V217H205ZM211 216H212V218L214 219H212L211 220ZM223 216V217H222ZM242 216V217H241ZM243 216H250V217H247L248 218V220H247V218L246 217H243ZM4 217V218H3ZM5 217H7L6 219H5ZM18 217V218H17ZM40 217V218H39ZM45 217V218H44ZM114 217H116V218H114ZM135 217V218H134ZM166 217V218H165ZM192 217V218H191ZM225 217L229 220H225ZM239 217V218H238ZM252 217H254V218H256V219H254V218H252ZM25 218L27 219V220H25ZM40 220H39V219ZM44 218V219H43ZM54 218H57V220L55 221L54 220ZM60 218V221H58V219ZM73 218H74V227L72 226L73 225ZM105 218V219H106ZM118 218H120V220L118 221V223L120 222L121 224H116L117 222H116V220L118 219ZM126 218V220L128 221H126V220H124ZM147 218V219H146ZM164 219V220H160V219ZM168 218V219H167ZM179 218V219H178ZM186 218V219H187ZM191 218V220H189ZM193 218H194V220H193ZM195 218H196V220L198 219V220H201V225L199 226V224H196V223H198L196 220H195ZM206 218H208V219H206ZM216 218H217V220H216ZM249 218H252V221L249 219ZM9 219H11L12 220V222L15 224H13ZM18 219H20V222H21V224H20V222L18 221ZM33 219V221H32V223H34V225L31 223V221L29 222V220H32ZM34 219L37 221H34ZM136 219H138V220H136ZM139 219L141 220L140 222H138L139 221ZM145 219H146V221H145ZM160 221H159V220ZM167 219V220H166ZM219 219H221V220H223V221H225V222H221ZM253 219H254V221H253ZM6 220V221H5ZM16 220H17V222H16ZM50 220V221H49ZM62 220V221H61ZM148 220V221H147ZM158 220V221H157ZM176 220H178V222L176 221ZM179 220H181L182 221V223H181V221H179ZM205 220V221H204ZM207 220V221H206ZM210 220H211V222H210ZM241 222H240V221ZM10 221V222H9ZM15 221V222H14ZM41 223H40V222ZM44 221H47V222H53V223H51L52 225H53V228H52V226H51V224L50 223H47L46 224V222H44ZM76 221V222H75ZM131 223H130V222ZM142 221H144L143 223H145L146 222V224H145V226L143 227L142 225H144L143 223H141ZM155 221H157L160 225H163V223H164V225L166 224V226H164V227H161L160 225H157L158 223H155L154 225L153 224H151V223H154ZM163 221H165V222H163ZM183 221H184V223H183ZM189 221H191V222H189ZM192 221H195V222H192ZM217 223V225H216V223ZM217 221H219L222 225H220L219 224V222H217ZM249 221H251V223L249 222ZM7 222V223H6ZM25 222V223H24ZM28 222V223H27ZM43 222V223H42ZM62 224H61V223ZM66 222V223H65ZM122 222H124L123 224H122ZM125 222H127V223H125ZM138 222V223H137ZM161 222H162V224H161ZM169 222H171L172 223V225H171V223L169 224ZM190 224H189V223ZM200 222V221H199ZM209 222H210V227H209ZM22 223H24V224H22ZM31 225H30V224ZM40 223V224H44V226H40L41 228H42V230L39 228V225L38 224ZM59 223V224H58ZM64 223L67 225H64ZM105 223H107V225L105 224ZM129 223V225H127ZM176 223H178L179 225H178V228H177V224ZM187 223H188V225H187ZM214 223V224H213ZM236 223V224H235ZM245 223H249V225L250 226H248L247 224L246 225H244ZM253 223H255V225L253 224ZM262 223V224H261ZM11 224V225H10ZM27 224V225H26ZM37 226H36V225ZM57 224V225H56ZM61 224V226L62 225H64V228H61V226H59ZM127 226H126V225ZM130 224H131V226H130ZM138 224H139V226L141 227H139L138 226ZM174 224H176V226L174 225ZM204 224H206L205 226H204ZM226 224V225H225ZM228 224V225H227ZM234 226V224H235V226H237V228L234 226V227H231L232 225ZM251 224L253 225L252 227H251ZM9 225H10V227H9ZM21 225V226H20ZM33 225V226H32ZM58 226V227H54V226ZM118 225H119V227H118ZM122 225V226H121ZM171 226V228H170V226ZM181 225V226H180ZM186 225L188 226L187 227V229H186ZM189 225H193L192 227H193V229L192 228H190L191 226H189ZM197 225V226H196ZM204 226V228L205 229H203L202 227ZM213 225L215 226V228L217 229H213ZM11 226H14V227H12L11 228ZM20 227V229H21V227H22V229L20 230L19 229V227ZM27 226H28V229H29V227H31L30 228V231L27 229ZM49 226V227H48ZM69 226H72L71 228H69ZM75 226L77 227V228H75ZM105 226V227H104ZM117 226V227H116ZM124 226H126V227H124ZM147 226L149 227V230H150V232L148 231V228H147ZM158 226H160V227H158ZM179 226L181 227V228H179ZM218 226H219V228L220 229H218ZM231 227V229L229 230L227 227ZM257 228H255V227ZM259 226H261V228H259ZM38 227V230L36 229ZM43 227H44V229H43ZM60 227V228H59ZM122 227H123V229H122ZM154 227H157V228H154ZM175 227V228H174ZM185 227V228H184ZM200 227V228H199ZM209 227V228H208ZM223 227V228H222ZM229 227V228H230ZM245 228V230H244V228ZM247 227H248V229H247ZM251 227V228H250ZM10 228V229H9ZM13 228H14V230H19V231H17V232H19L20 234L22 233V236H20V238H19V236H17L18 234L17 233H13L12 231H14L13 230ZM17 228V229H16ZM33 228V229H32ZM51 228H52V231H51ZM65 228H67L68 229V232H67V230H65ZM75 228V229H74ZM115 228V229H114ZM121 228V229H120ZM133 230H132V229ZM151 228V229H150ZM170 228V229H169ZM177 228V229H176ZM183 228V230H184V232H183V230H181ZM188 228H189V230H191L190 232H189V230H188ZM202 228V229H201ZM221 228H222V230H221ZM225 228V229H224ZM234 230H233V229ZM235 228H236V230H235ZM241 230H240V229ZM252 228H254V229H252ZM263 228V229H262ZM4 229V230H3ZM7 229H9V230H7ZM12 229V230H11ZM34 229H35V231H36V233H39V234H36V236H35V231H34ZM41 231H40V230ZM56 229V230H55ZM58 229V230H57ZM59 229L60 230H64V232H62V231H60L61 232V234H59L60 232H59ZM71 229V230H70ZM74 229V230H73ZM104 229V230H103ZM125 229H126V231H125ZM140 229H141V231L143 230V232H141V234L142 233H144V234H142V236H141V239H142V241H141V239H140V235L141 234H138V232L140 231ZM147 229V230H146ZM159 229H161V231L163 232V230H164V233H166V235L164 234V233H160V230ZM176 229V230H175ZM194 229H196V230H194ZM198 229V230H197ZM200 229V230H199ZM212 229V230H211ZM23 230H26V231H23ZM28 230V231H27ZM32 230H33V232H32ZM54 230H55V233H54ZM105 230H106V233H105ZM118 232V230H119V232H118V234H121V235H118V234H116L117 232ZM144 230H145V232H144ZM153 230H155V231H153ZM158 230V232H156ZM207 230H209V231H207ZM224 230H226V231H224ZM229 230V231H228ZM233 230V231H232ZM238 230H240L239 232H238ZM244 230V231H243ZM248 230V231H247ZM5 231H7V232H5ZM8 231H9V233L11 232V234H9L8 233ZM50 231V232H49ZM58 233H57V232ZM73 231H74V233L75 234H71V233H73ZM121 231H123L124 233H127V235L125 234H123ZM147 231V232H146ZM155 233H153V232ZM178 231V232H177ZM216 231V232H215ZM220 231V232H219ZM231 234H229L228 232ZM234 231H237V233L236 234H233L234 233ZM246 231V232H245ZM27 233L25 236L23 235L24 233ZM28 232H32V234L31 235H33V236H31L30 235V233L28 234ZM41 232H43V234L41 233ZM49 232V233H48ZM54 233V235H53V233ZM121 232V233H120ZM189 232V233H188ZM196 232V233H195ZM199 232V233H198ZM204 232V233H203ZM222 232H224V233H222ZM225 232H227V233H225ZM241 232V233H240ZM243 232V233H242ZM1 233H4V234H1ZM6 233H8V234H6ZM140 233V232H139ZM147 233L148 234H152V235H150V236H148L147 235ZM187 233V234H186ZM193 233H194V235H193ZM204 235V234H208L209 235V237L210 238H207L208 237V235L205 237V235L204 236H202V234ZM216 235H215V234ZM238 233H240V234H238ZM245 233V234H244ZM250 233V234H249ZM6 234V235H5ZM13 234V235H12ZM15 234H17V235H15ZM76 234H77V236H79L80 234H81V236H82V238H83V241H81L82 239H80V236L79 237H77L78 238V244H77V242H76V240H77V238L75 237L76 236ZM105 234V235H104ZM110 234H111V237H108V236H110ZM123 234V235H122ZM130 234V235H129ZM146 234V235H145ZM157 234V235H156ZM161 234V235H160ZM164 234V235H163ZM169 234V235H168ZM189 234V235H188ZM201 235V236H199V235ZM220 234V235H219ZM224 236H223V235ZM28 235V236H27ZM29 235L31 236V237H29ZM133 237H132V236ZM155 235V236H154ZM168 235V236H167ZM187 235V236H186ZM193 235V236H192ZM198 235V236H197ZM211 235H213V236H216V237H213V236H211ZM228 235V236H227ZM234 236V237H231V236ZM235 235H236V237H237V239H236V237H235ZM242 235V236H241ZM244 235V236H243ZM249 235V236H248ZM18 238H17V237ZM52 236V237H51ZM122 236V237H121ZM125 236L127 237V241H126V239H125ZM131 236V237H130ZM139 236V237H138ZM147 236V237H146ZM162 238L163 236H165V237H163V239H164V241H163V239H161L160 237ZM172 236V237H171ZM190 236H192V237H190ZM197 236V237H196ZM230 236V237H229ZM246 236V237H245ZM29 237V238H28ZM39 237H42V239L43 240H41ZM51 237V238H50ZM57 237V238H56ZM148 237H149V239L151 238L152 239V237H153V242L151 241V243H150V241H149V239H148ZM167 237V238H166ZM174 237V238H173ZM195 239H194V238ZM200 238V240H199V238ZM202 237H203V240H202ZM214 238L215 240H217L218 241V243L213 239L212 240V238ZM229 237V238H228ZM241 239H240V238ZM12 238H14V239H12ZM46 238V239H45ZM54 238V239H53ZM76 238V239H75ZM102 239V240H100V239ZM117 238V239H116ZM120 238V239H119ZM176 238V239H175ZM191 238V239H190ZM207 238V239H206ZM226 238H228V239H226ZM249 238H253V239H249ZM262 238V239H261ZM5 239H7L8 241H6ZM44 239H45V241H44ZM52 241H51V240ZM57 239V240H56ZM58 239H60V241L58 240ZM64 239V240H63ZM75 240V242H76V246H77V248H75L76 250H78L77 252H76V250H73L74 249V247H76L75 246V242L74 241H71V240ZM109 241H108V240ZM133 239V240H132ZM150 239V240H151ZM155 239V240H154ZM159 239V240H158ZM170 239V240H169ZM171 239H173V240H171ZM174 239L175 240H181L180 242L178 241V243H177V241H174ZM194 241H193V240ZM225 239V240H224ZM232 239H235V240H232ZM248 239H249V241H248ZM4 240V241H3ZM9 240L11 241V243H9ZM28 240V241H27ZM53 240L55 241V242H53ZM99 240V241H98ZM112 240V241H111ZM158 240V241H157ZM199 240V242H197ZM229 241V244L227 245V243H228V241ZM231 240V241H230ZM242 240V241H241ZM26 241V242H25ZM29 241H31V243L29 242ZM38 241V242H37ZM40 241V242H39ZM47 241H48V243H47ZM70 241H71V245L73 246V248L71 247V245H70ZM131 241V242H130ZM145 241L147 242V243H145ZM149 241V242H148ZM206 241L208 242V243H206ZM214 241H215V243H214ZM240 241V242H239ZM244 241H246L244 244H243V242ZM248 241V242H247ZM22 242H24L23 244H22ZM33 242V243H32ZM51 242V243H50ZM54 244H53V243ZM57 242V243H56ZM61 242V243H60ZM82 242V243H81ZM99 242V244H97ZM104 242V243H103ZM131 244H130V243ZM140 242V243H139ZM158 244H157V243ZM170 243V244H168V243ZM181 242H182V244H181ZM195 242L197 243V246H198V243L199 244H201V245H199V247H195ZM201 242V243H200ZM204 244H203V243ZM213 242V243H212ZM234 242V243H233ZM249 242H251V244L249 243ZM16 243V246H15V248H17L16 250H17V252H16V250H14V244ZM19 243V244H18ZM50 243V244H49ZM56 243V244H55ZM105 243H106V245H105ZM133 243V244H132ZM167 243V244H166ZM210 243H212V244H210ZM220 243V244H219ZM226 244V246L225 245H223V244ZM232 243L234 244V245H232ZM240 243V244H239ZM248 243V244H247ZM12 244V245H11ZM17 244H18V246H17ZM38 244V245H37ZM54 246H53V245ZM57 244H60V246H58L57 248H55V245H57ZM70 245V248L69 249H67L69 246H67V245ZM74 244V245H73ZM80 244V245H79ZM81 244H83L82 245V247H81ZM85 244V245H84ZM108 244H110L109 246H108ZM153 244V245H152ZM184 244H186V245H184ZM194 245V247H193V245ZM214 244V245H213ZM21 245V246H20ZM28 245V246H27ZM35 247H34V246ZM47 245H51L50 247H49V249H53L54 248V250H52V252L51 251H49V250H44V248H45V246H46V248L45 249H48V247H47ZM94 245V246H93ZM101 245V246H100ZM103 245H105V246H103ZM131 245H132V248H131ZM152 245V246H151ZM166 245V246H165ZM173 245H175V246H173ZM179 245V250H180V248L182 249V251H183V253H187L186 252V250L188 251V255L190 256V258H189V256L188 255H184L183 253H182V251L180 250H178L179 251V253H177L178 251L177 250H175V248H176V246H178ZM182 245V246H181ZM191 245H192V247H193V249H192V247H191ZM207 245V246H206ZM230 245H232V246H230ZM255 245H257L258 247L256 248L255 247ZM10 246V247H9ZM20 246V247H19ZM33 246V247H32ZM84 246V247H83ZM90 248V250L91 251H86V250H88V247ZM104 248H103V247ZM139 246L141 247V248H139ZM145 246V247H144ZM185 246H187V247H185ZM205 246V247H204ZM211 248H210V247ZM216 246H218V247H216ZM223 246V247H222ZM239 246V247H238ZM12 247V249H10ZM24 247V248H23ZM79 247V248H78ZM86 247V248H85ZM98 247V248H97ZM102 247V248H101ZM130 247V248H129ZM135 249H134V248ZM161 247V249H159ZM164 247H166V248H164ZM172 247V248H171ZM174 247V248H173ZM213 247H216L215 249H212ZM222 248V250L220 249V248ZM230 247V248H229ZM232 247V248H231ZM253 247H254V249H253ZM36 248H37V250L38 249H42V251L41 250H38V251H40V252H43V254H45L46 252L45 251H48V256H45V255H43L42 253V256H39V255H41L39 252H37V250H36ZM80 248H82V249H80ZM85 248V249H84ZM143 248H144V250H143ZM164 248V249H163ZM169 250H168V249ZM184 248H185V250H184ZM196 248H198V249H200V250H198V249H196V250H198V251H196L195 249ZM204 248V252H202V254H200L201 253V250ZM211 249V253L209 252L210 251V249ZM223 248H224V250H223ZM243 248V249H242ZM248 248H252L253 249V251H252V249H249V251H248ZM8 249H10V250H8ZM24 249H26V250H24ZM79 249H80V251H81V253H82V256H77L76 254L77 253H80V251H79ZM103 249V250H102ZM117 249V250H116ZM141 249V250H140ZM149 249V250H148ZM165 249H167V250H165ZM172 249V250H171ZM218 249V250H217ZM219 249H220V251H219ZM245 249V250H244ZM6 250V251H5ZM8 250V251H7ZM44 250V251H43ZM64 250H66V252L68 251V250H70L69 251V253H65V251ZM94 250V251H93ZM113 251V252H115L116 253V255H117V257H116V255L115 254H113V252H109V254H108V252L107 251ZM115 250V251H114ZM144 252H147L146 254L145 253H143V251ZM160 250V251H159ZM164 250V251H163ZM171 250V251H170ZM174 250V251H173ZM194 250V251H193ZM208 250V251H207ZM214 250V251H213ZM240 250H241V252H240ZM256 250V251H255ZM260 250V251H259ZM4 251V252H3ZM11 252L12 251V253H9L8 255H7V252ZM22 251V252H21ZM30 251V252H29ZM36 251V253H39L38 255L36 254V253H34ZM65 253V255L63 254V252ZM85 251L87 252V253H85ZM116 251H119V253L118 252H116ZM125 253H124V252ZM149 251V252H148ZM166 251L168 252V253H166ZM176 251V252H175ZM185 251V252H184ZM196 251V252H195ZM199 251H200V253H199ZM203 251V250H202ZM207 251V252H206ZM224 251H226V252H224ZM238 251H239V253H238ZM244 251V252H243ZM255 251V252H254ZM262 251V252H261ZM29 252V253H28ZM45 252V253H44ZM74 252V254L76 255L75 257H74V255H72L71 256V254ZM91 252V253H90ZM92 252H94L93 254H96V256L95 255H92ZM134 252V253H133ZM139 252V253H138ZM170 252V253H169ZM171 252L173 253L172 255H175V257L174 256H172V255H170L171 254ZM180 252L182 253V254H180ZM214 252H215V254H214ZM222 252H224L223 254H222ZM230 252V253H229ZM245 252H248V253H246L245 254ZM262 254H261V253ZM5 253V254H4ZM15 254V256H13L12 254ZM17 253V254H16ZM19 253H21L20 255L22 256H20V258L18 259V257H19ZM25 253H27V254H25ZM53 253H55L54 254V256L56 257H54V258H49V257H53L52 256V254ZM59 255H57V254ZM61 253H62V255H61ZM81 253L80 254H78V255H81ZM88 253H89V255H88ZM127 253V254H126ZM142 253V254H141ZM177 255H176V254ZM195 255H194V254ZM205 253H209L210 255H212V256H210L209 254H208V256L212 259L211 261H210V259H209V257L207 256V254H206V256L204 255ZM229 255H228V254ZM243 253V254H242ZM253 253H254V255H253ZM36 254V256H34ZM85 254V255H84ZM100 254H102V255H100ZM119 254V255H118ZM120 254H121V256H120ZM148 254V256H146ZM153 254L155 255V256H153ZM161 254H163V255H165V256H159V255ZM166 254H168L167 256H166ZM199 255V257H198V255ZM219 256H218V255ZM236 254H239L237 257H236ZM247 254H249V255H251L252 254V256H249V255H247ZM5 255H7V256H5ZM11 255L15 258V261H16V263H15V261H14V258H13V263H12V257H11ZM18 257H17V256ZM46 255H47V253H46ZM49 255H51V256H49ZM64 255V257L62 258V257H60V256H63ZM67 255V256H68ZM98 255V256H97ZM106 255V256H105ZM108 255V256H107ZM114 255V256H113ZM124 255V256H123ZM130 255V256H129ZM144 255V256H143ZM182 255H184V256H182ZM196 255H197V257H196ZM202 255V256H201ZM221 255H222V257H221ZM224 255H228V256H224ZM246 255V256H245ZM9 256V257H8ZM24 256V257H23ZM37 256H39V257H37ZM45 256V257H44ZM57 256L58 257H60V259L59 258H57ZM127 256H129V258L127 257ZM152 256V257H151ZM170 256H172V258L170 257ZM179 256V257H178ZM205 256V257H204ZM218 256V257H217ZM235 256V257H234ZM242 256H243V259H241L242 258ZM244 256H245V259H244ZM261 256V257H260ZM263 256V257H262ZM11 257V258H10ZM30 257V258H29ZM44 257V258H43ZM95 257V258H94ZM102 257V258H101ZM131 257H133V258H131ZM180 257H182L181 258V260H180ZM186 259H184V258ZM203 257V258H202ZM206 257H208V258H206ZM232 257V258H231ZM239 257V258H238ZM251 257H253V258H251ZM257 257V258H256ZM260 257V258H259ZM33 258V259H32ZM36 258H37V261H36ZM44 259V260H38V259ZM61 258H62V260H61ZM77 258H82V260H78ZM93 258V259H92ZM114 258H116V260H114ZM167 258H170V259H167ZM173 258H175V260L173 259ZM215 258V259H214ZM228 258H230V259H228V261H227V259ZM246 258H248V259H246ZM259 258V259H258ZM2 259V260H1ZM7 259V260H6ZM18 259V260H17ZM21 259H22V261H21ZM32 259V260H31ZM48 259H50V262H49V260ZM59 260V261H57V260ZM86 259H89V260H86ZM90 259H91V261L92 260H94V261H90ZM130 259H132V260H130ZM149 259H152V260H149ZM166 259V263H165V260ZM202 259V260H201ZM223 259V260H222ZM225 259H226V261H225ZM255 259H256V262H255ZM262 259V260H261ZM11 260V261H10ZM34 260H35V262H34ZM47 260V261H46ZM64 260V261H63ZM72 260V262H70ZM78 260V263L76 262ZM99 260V261H98ZM114 260V261H113ZM154 260H156V261H154ZM170 260V261H169ZM205 260H208V262L206 261V263H204L205 262ZM214 260V261H213ZM215 260H217V261H215ZM237 260V261H236ZM254 260V261H253ZM260 260H261V262H260ZM10 261V262H9ZM32 261V262H31ZM44 261V262H43ZM55 261V262H54ZM80 261H82V262H80ZM98 262V263H93V262ZM101 261V262H100ZM121 261H123L122 263H121ZM153 263H152V262ZM175 261V262H174ZM225 261V262H224ZM239 261H241V262H239ZM247 261V262H246ZM253 261V262H252ZM38 262V263H37ZM48 262V263H47ZM66 262V263H67ZM108 262V263H107ZM126 262V263H125ZM147 262V263H146ZM171 262V263H170ZM174 262V263H173ZM178 262V263H177ZM210 262V263H209ZM2 263H0V264H2ZM61 263H58V264H61ZM180 263V264H181ZM218 263H220V262H218ZM217 263V264H218ZM65 264V263H64ZM119 264V263H118ZM221 264V263H220ZM249 264V263H248Z\"/></svg>",
    "mask_w": 264,
    "mask_h": 264
},
{
    "label": "bare ground",
    "instance_id": "bare-ground-1",
    "mask_svg": "<svg viewBox=\"0 0 264 264\" xmlns=\"http://www.w3.org/2000/svg\"><path fill=\"white\" fill-rule=\"evenodd\" d=\"M0 1H1V0H0ZM5 1H6V0H5ZM5 1H1V2L4 3ZM10 1H11V0H10ZM12 1H13V0H12ZM39 1H41V0H39ZM39 1L36 0L37 5L34 4V6H37V8H38V2H39ZM49 1H50V0H49ZM76 1H77V0H76ZM76 1H75V3H76ZM113 1H114V0H113ZM120 1H122V0H120ZM136 1H137V0H136ZM158 1H160V0H157V2H158ZM161 1H162V0H161ZM161 1H160V2H161ZM190 1L193 2V0H190ZM202 1H203V0H202ZM262 1H263V0H262ZM6 2H8V0H7ZM16 2H17V5H18V1H16ZM16 2H14V3L16 4ZM32 2H35V1L32 0L31 2H28V3H31V5H32V4H33ZM50 2H51V4H52L53 1H50ZM62 2H64V0H63V1L61 0V3H62ZM80 2H82V0H81ZM110 2H111V0H110ZM126 2H127V1H126ZM128 2H129V1H128ZM134 2H135V0H134ZM140 2H141V1H140ZM140 2H139V3H140ZM155 2H156V1H155ZM160 2H158V3H160ZM204 2H205V1H204ZM249 2H250V1H249ZM2 3L0 4L1 6H2ZM10 3H11V2H10ZM26 3H27V2H26ZM28 3H27V5H28ZM41 3H42V2H41ZM48 3H49V2H48ZM58 3H59V1H58ZM75 3H74V5H75ZM100 3L103 4V2H100ZM100 3H99V4H100ZM106 3L109 4L107 1H106ZM152 3H154V1H153V2L151 1V4H152ZM187 3H188V2H187ZM187 3H186V5H187ZM205 3H206V2H205ZM5 4H6V3H5ZM5 4H4V5H5ZM15 4H14V5H15ZM59 4H60V3H59ZM77 4H78V3H77ZM102 4H101V5H102ZM107 4H106V6H107ZM132 4H133V1H132L131 5H132ZM173 4L176 5L175 3H173ZM193 4H194V3H193ZM193 4L190 3V6L193 5ZM251 4H252V3H251ZM4 5H3V6H4ZM8 5H9V4H8ZM14 5H13L12 7H14ZM43 5H45V4H43ZM46 5H47V4H46ZM46 5H45V7H46ZM68 5H69V4H68ZM68 5H67V6H68ZM139 5H140V4H139ZM153 5H154V4H153ZM188 5H189V4H188ZM5 6H6V5H5ZM34 6H33V7H34ZM78 6H79V5H78ZM116 6H117V5H116ZM129 6H130V5H128L127 8H129ZM147 6H148V5H147ZM147 6H146V7H147ZM151 6H152V5H151ZM190 6H189V7H190ZM9 7H10V6H9ZM15 7H16V5H15ZM15 7H14V8H15ZM18 7H19V6H17L16 10H14V11L10 9L9 11H12V12H9V13H8V9H9V8L6 9V10H7V14L10 16L13 12H15V11L18 10ZM31 7H32V6H31ZM42 7H44V6H42ZM62 7H64V6H61V9H63ZM68 7H69V6H68ZM68 7H67V8H68ZM71 7L73 8L72 5H71ZM71 7H70V8H71ZM76 7H77V6H76ZM89 7H90V6H89ZM92 7H93V6H92ZM92 7H91V8H92ZM108 7H110V9H111V6H108ZM184 7H185V5H184ZM189 7H188V8H189ZM14 8H13V9H14ZM29 8H30V6H29ZM37 8H36V9H37ZM47 8H48V7H47ZM74 8H75V6H74ZM74 8H73L72 10H74ZM81 8H82V7H81ZM86 8H87V7L85 6V9H86ZM121 8H122V7H121ZM138 8H139V7H138ZM140 8H141V7H140ZM166 8H167V6H166ZM182 8H183V7H182ZM23 9H24V8H23ZM33 9H34V8H33ZM33 9H31L30 11H34V10H36V9H34V10H33ZM48 9H49V10H52V12H54V13L50 12V13H52V14H56L55 12L58 10L57 8H55V9L53 8L54 10L57 9L56 11H53V9H51V8H48ZM48 9H47V11H48ZM59 9H60V6H59ZM65 9H66V8H65ZM68 9H69V8H68ZM112 9H113V7H112ZM125 9H126V8H124V10H125ZM135 9H136V8H135ZM143 9H145V6L143 7ZM143 9H142V10H143ZM186 9H187V8H186ZM226 9H227V8H226ZM113 10H114V9H113ZM129 10H130V9H128V10L126 9V10L124 11V14H125L127 11H129ZM191 10H192V9H191ZM197 10H198V8H197ZM227 10H229V8H228ZM0 11H1V13L3 14V11H2V10H0ZM4 11H5V10H4ZM44 11H45V9L43 10V12H44ZM69 11H70V10H69ZM106 11H107V10H105V12H106ZM134 11H135V10H134ZM166 11H167V12H166ZM166 11H165L164 14L167 15L169 9H167ZM184 11H185V9H184ZM189 11H190V10H189ZM189 11L187 12V10H186V13L189 14V13H190ZM195 11H196V10L191 11V12H195ZM198 11H199V10H198ZM37 12H38V11H37ZM43 12H42V13H43ZM57 12H58V11H57ZM60 12H61V11H60ZM64 12H65V11H64ZM66 12H68V11H66ZM107 12H108V11H107ZM130 12H131V14L133 13L132 9H131ZM130 12H128L129 15H130ZM136 12H138V14L141 13V11H140V12H139V11H136ZM215 12H216V11H215ZM1 13H0V14H1ZM10 13H11V14H10ZM27 13H29V12L27 11ZM27 13H26V14H27ZM33 13H35V12H32V14H33ZM84 13H86V11H84ZM84 13H83V14H84ZM96 13H99V12H96V11H95V14H96ZM115 13H116V12H115ZM143 13H144V12H143ZM162 13H163V12H162ZM230 13H231V12H230ZM230 13H229V14H230ZM4 14H5V13H4ZM46 14H47V13H46ZM72 14H74V11L72 12ZM75 14H76V13H75ZM75 14H74V15H75ZM95 14H94V15H95ZM106 14H107V13H106ZM135 14H136V16H137V13H135ZM135 14H134V15H135ZM168 14H169V13H168ZM18 15H19V14H18ZM22 15L24 16V13H23ZM22 15H19V16L21 17ZM28 15H29V14H27V15L25 16V19H22V17H21L22 22H23V20H26V17H28ZM33 15H35V14H33ZM43 15H44V13H43ZM49 15H50V14H49ZM56 15H57V14H56ZM58 15L61 16V14H59V12H58ZM64 15H65V14H64ZM74 15H72V16H74ZM89 15H90V14H89ZM91 15L94 16V15H93V12H92ZM118 15H119V13H118ZM152 15H153V14H152ZM166 15H165V17L168 16V15H167V16H166ZM231 15H232V13H231ZM4 16H6V15H4ZM29 16H30V17H28V18H29L28 20H30V22L34 21V20L37 18L36 16H34V19H33V20L30 19L31 16H32V15H31V12H30V15H29ZM41 16H42V15H41ZM47 16H48V15H47ZM51 16H53V15H51ZM67 16L69 17L68 14H67ZM72 16H70V17H71V18H74V17H72ZM77 16H78V15H77ZM105 16H106V15H105ZM121 16H122V15H121ZM121 16H119V18H120ZM138 16H139V15H138ZM198 16H199V15H198ZM207 16H211V15H207ZM219 16H220V15H219ZM252 16H254V15H252ZM35 17H36V18H35ZM68 17H67V18L65 17V19H66V20L68 19L67 22H68V21L70 22L71 20H69ZM134 17H135V16H133V18H134ZM168 17H169V16H168ZM168 17H167V18H168ZM223 17H224V16H223ZM255 17H256V16H255ZM0 18H1V16H0ZM2 18L5 19V17H3V15H2ZM2 18H1V19H2ZM10 18H12V17H10ZM23 18H24V17H23ZM44 18H46L45 15H44ZM59 18H61V17H59ZM75 18L77 19V17H75ZM125 18H126V17H125ZM197 18H199V17H197ZM197 18H195V19H197ZM215 18H217V17L215 16ZM215 18H214V19L212 18V20H215ZM219 18H220V17H219ZM219 18H218V19H219ZM234 18H235V17H234ZM1 19H0V23H1L2 21H4V22L6 23V21L8 20V19H6V21H5V20H2V21H1ZM19 19H20V18H19ZM55 19H56V16H55ZM57 19H58V18H57ZM76 19H73V20L75 21ZM141 19H142V17H141ZM151 19H152V18H151ZM192 19H193V18H192ZM202 19H203V17H202ZM253 19H254V18H253ZM256 19H257V17H256ZM12 20H13V19H12ZM28 20H27V21H28ZM53 20H54V17L52 18V21H53ZM61 20H62V19H61ZM61 20H60V21H61ZM92 20H93V19H92ZM95 20H96V19H95ZM95 20H94V21H95ZM144 20H145V19H144ZM148 20H150V19H148ZM210 20H211V19H210ZM216 20H217V19H216ZM247 20H248V18H247L245 21H247ZM13 21H14L15 23H16V22L19 23L18 21H15V20H13ZM36 21H37V20H36ZM41 21H43V22L46 21V22H47V21H49V20H47V19L45 20V19H44V20H41ZM94 21H92V22H94ZM120 21H124V19H121ZM140 21H141V20H140ZM142 21H143V20H142ZM155 21H156V22H155L156 24H157L158 22H160V21H158V20H155ZM157 21H158V22H157ZM189 21H192V20H189ZM197 21H199V20L197 19ZM200 21H201V20H200ZM218 21H220V20H217V22H218ZM221 21H222V20H221ZM20 22H21V21H20ZM28 22H29V21H28ZM28 22H26V23H27L28 25H29V24L31 25V23H30V22L28 23ZM89 22H90V21H89ZM147 22L149 23V22H151V20H150V21H147ZM185 22H187V21H185ZM247 22H248V21H247ZM9 23H10V27L13 26V23H12L11 20H10V22H8V23H6V24H9ZM11 23H12V25H11ZM26 23H24V24L26 25ZM36 23H37V22H36ZM36 23H34L35 26H37ZM52 23H53V22H52ZM52 23L50 24V26L52 25ZM70 23H71V25H72V22H70ZM73 23H74V22H73ZM95 23H96V21H95ZM137 23H138V22H137ZM211 23H213V21H211ZM3 24H4V23H3ZM3 24L1 23L0 26H2ZM6 24H5V25H6ZM19 24H20V23H19ZM53 24H54V23H53ZM91 24L93 25V23H91ZM96 24H97V23H96ZM144 24H145V25H144ZM149 24H151V23H149ZM176 24H177V23H176ZM183 24H184V23H183ZM193 24H194V23H193ZM203 24H204V23H203ZM263 24H264V23H263ZM5 25H4V26H5ZM30 25H29V26H30ZM82 25H83V24H82ZM86 25H87V24H86ZM94 25H95V24H94ZM139 25H141V23H140ZM139 25H138V27H140ZM142 25H143V27H142V29H143V28H145L148 24L146 25V22H143ZM196 25H197V24H196ZM205 25H206V23H205ZM215 25H216V23H215ZM249 25H250V24H249ZM14 26L16 27L17 25L15 24ZM14 26H13V27H14ZM31 26H33V25H31ZM35 26H34V28H36ZM40 26H41V25H40ZM40 26H39V29H41V27H42V26H41V27H40ZM45 26L47 27V24H46ZM45 26H43V27L45 28ZM52 26H53V25H52ZM84 26H85V25H84ZM90 26H91V25H90ZM144 26H145V27H144ZM149 26H152V24L149 25ZM154 26H156V25L153 24V28H154ZM160 26H161V25H160ZM173 26H174V24H172V27H173ZM175 26H176V25H175ZM181 26H182V25H181ZM236 26H237V25H236ZM247 26H248V25H247ZM7 27H8V30H9V28H10L9 25H8ZM7 27H5V28H7ZM15 27H14V28H15ZM43 27H42V29H43ZM61 27H63V26H61ZM71 27H72V29L74 30L73 25H72ZM71 27H70V28H71ZM75 27H76V26H75ZM134 27H135V26H134ZM147 27H148V26H147ZM163 27H164V26H163ZM165 27H166V26H165ZM172 27L169 26V28H171V29H172ZM176 27H177V26H176ZM0 28H1V27H0ZM5 28H3V29H5ZM14 28H13V29H14ZM16 28H18V27H16ZM34 28H33V29H34ZM37 28H38V27H37ZM68 28H69V27H68ZM82 28L85 29V28H88V27H82ZM211 28H212V27H211ZM218 28H219V27H218ZM223 28H224V27H223ZM10 29L12 30V28H10ZM28 29H29V27H28ZM39 29H38V30H39ZM45 29H46V28H45ZM45 29H43V30H45ZM51 29H52V27H51ZM59 29H60V28H59ZM72 29H71V32H72ZM79 29L81 30V28H79ZM94 29H95V28H94ZM163 29H164V28H162V30H163ZM173 29H174V28H173ZM173 29H172V31H173ZM255 29H256V28H255ZM0 30H1V29H0ZM6 30H7V29H5V32L8 34V33H9V32H7L8 30H7V31H6ZM17 30H18V29H17ZM38 30H37V31H38ZM43 30H42V31H43ZM47 30H49V27L46 29V31H47ZM55 30H56V29H55ZM68 30H69V29H68ZM75 30H76V29H75ZM75 30H74V31H75ZM86 30H87V29H86ZM155 30H156V29H155ZM212 30H213V32H215V30H217V28H214V29H212ZM222 30H223V29H222ZM14 31H15V30H14ZM34 31H36V30H34ZM49 31H50V30H49ZM56 31L58 32V30H56ZM60 31H61V29H60ZM77 31L80 32V33H82V31H84V30L82 29L81 31H79V30L77 29ZM184 31H185V29H184ZM201 31H202V30H201ZM201 31H200V32H201ZM204 31H205V30H204ZM3 32H4V31H3ZM5 32H4V33H5ZM15 32H17V31H15ZM32 32H33V31H32ZM84 32H85V31H84ZM90 32H91V31H90ZM163 32H165V31H163ZM207 32H208V30H207ZM228 32H229V31H228ZM6 33H5L4 35L7 36ZM11 33H12V32H10V35H11V36L8 35V38L10 37V39H12L11 37L14 36V32H13L12 34H11ZM27 33H28V32H27ZM39 33H40V32H39ZM41 33H42V32H41ZM46 33H47V32H46ZM91 33H92V32H91ZM137 33H138V31H137ZM256 33L259 35V32H256ZM16 34H17V33H16ZM16 34H15V35H16ZM56 34H57V33H56ZM153 34L155 35L156 32H155V33L153 32ZM159 34H160V33H159ZM168 34H172V33L170 32V33H168ZM168 34L164 35L163 37H166ZM182 34H183V33H182ZM205 34H206V32H205ZM205 34H203V35H205ZM208 34L210 35V34H211V31H210V33H208ZM215 34H216V33H215ZM228 34H229V33H228ZM228 34H227L228 39H226V37H227V36H226L224 39L222 38V41L225 42V40L227 41V40H229V39H231V38L233 39V37H230V36H229L230 34H229V35H228ZM25 35H26V34H25ZM138 35H139V33H138ZM149 35H151V34H149ZM157 35H158V34H157ZM162 35H163V33H162ZM162 35H161V36H162ZM172 35H173V34H172ZM172 35H169V38H171ZM183 35H184V34H183ZM200 35H202V34H200ZM209 35H208L207 37H209ZM211 35H212V34H211ZM211 35H210V36H211ZM235 35H236V34H235ZM245 35H246V34H245ZM247 35H249L248 32H247ZM260 35H262V33H261ZM6 36H5V37H6ZM27 36H29V34L26 35V36H24V37H25V40H26V37H27ZM31 36H32V35H31ZM42 36H43V34H42ZM152 36H153V35H152ZM175 36H177V35L174 34V37H173V38H175ZM181 36H182V35H181ZM216 36H217V35H216ZM231 36H234V35H231ZM17 37H18V35H17ZM19 37H20V36H19ZM159 37H160V36H158V37L156 36V38H159ZM178 37L181 38L180 36H178ZM178 37H176V39H177ZM198 37H199V35H198ZM200 37H201V36H200ZM200 37H199V38H200ZM222 37H223V36H222ZM229 37H230V38H229ZM237 37H238V36H237ZM237 37H236V38H237ZM243 37H244V36H243ZM248 37H249V36H248ZM8 38H7V39L5 38V41L7 40V42H4V40H3L2 45H4L5 43H8V41L11 42V40H10V39L8 40ZM14 38H15V37H14ZM14 38H13V39H14ZM27 38H29V39L31 38V39H32V37H27ZM80 38H81V37H80ZM147 38H148V37H147ZM147 38H146V39H147ZM153 38H154V41L151 42V45L154 44V42H155V40H156L154 36L152 37V39H153ZM199 38H198V39H199ZM201 38H203V37H201ZM201 38H200V41H201ZM213 38H215V37L213 36ZM234 38H235V37H234ZM236 38H235V39H236ZM253 38H255V37H253ZM15 39H16V38H15ZM20 39H21V42H22V40H23L24 38L21 37V38H19L18 40H20ZM29 39H28V40H29ZM33 39H34V37H33ZM35 39H36V38H35ZM43 39H44V38H43ZM43 39H42V40H43ZM18 40H17V43H20V41H18ZM25 40H24V41H25ZM188 40H189V39H188ZM238 40H239V38H238ZM0 41H2V40H0ZM30 41H31V40H29V42H30ZM59 41H60V40H59ZM59 41H58V42H59ZM174 41H175V40H174ZM178 41H179V40H178ZM243 41L246 42V43L248 44V41H245V40H243ZM257 41L260 42V40H257ZM261 41L264 42V38H263V40H261ZM12 42H13V44H14L16 41L12 40ZM12 42H11V43H12ZM26 42H27V40H26ZM143 42H144V41H143ZM146 42H147V41H146ZM179 42H180V41H179ZM179 42H178V43H179ZM196 42H197V41H196ZM224 42H223V43H224ZM227 42H228V41H227ZM232 42H233V40H232L230 43H232ZM241 42H242V41H241ZM263 42H262V43H263ZM61 43H63L62 40H61ZM155 43H156V42H155ZM180 43H181L182 46H183V43H182V42H180ZM187 43H189V42H187ZM187 43H186V45H187ZM208 43H209V42H208ZM254 43H255V42H254ZM24 44H25V42H24ZM27 44H29V43L27 42ZM27 44H26V45H27ZM68 44H69V43H68ZM80 44H81V43H80ZM80 44H79V45H80ZM92 44H93V42H92ZM161 44H162V43H161ZM163 44H164V42H163ZM225 44H226V42H225ZM227 44H228V43H227ZM227 44H226V45H227ZM255 44H256V43H255ZM15 45H16V44H15ZM29 45H30V44H29ZM58 45H59V44H58ZM58 45H56V49H57V46H58ZM65 45H66V44H65ZM71 45H72V44H71ZM77 45H78V44H77ZM114 45H115V43H114ZM156 45H157V43H156ZM158 45H159V44H158ZM205 45H206V44H205ZM209 45H210V44H209ZM245 45H246V44H245ZM257 45L260 46L261 44H260V45H259V44H256V46H257ZM0 46H1V43H0ZM30 46H31V45H30ZM147 46L149 47V46H150V43L147 44ZM153 46H154V45H153ZM168 46H169V45H168ZM215 46H216V45H215ZM217 46H219V44H218ZM224 46H225V45H224ZM254 46H255V45H254ZM256 46H255V47H256ZM258 46H257V47H258ZM5 47H6V46H5ZM11 47H12V46H10V48H11ZM13 47L17 48L16 46H13ZM28 47H29V46H28ZM61 47H62V46H61ZM63 47H65V46L63 45ZM67 47H68V46H67ZM159 47H160V45H159ZM162 47H164V46L162 45ZM165 47H167V46L165 45ZM185 47H186V46H185ZM205 47H206V46H204V48H205ZM212 47H214V46H212ZM212 47H210V49L208 48V50H207V51H208V54H209V52H210L209 50H211ZM226 47H228V46H225V48H226ZM260 47H261V46H260ZM260 47H258V48H260ZM10 48H9V49H10ZM15 48H14L13 50H12V48H11V50L15 52V50H16ZM19 48H20V45H19ZM23 48H24V46H23ZM23 48H22V45H21L20 50H22ZM25 48H26V47H25ZM29 48H30V47H29ZM59 48H60V47H59ZM160 48H161V47H160ZM167 48H168V47H167ZM215 48H217V47H215ZM215 48H214V49H215ZM3 49H4V48H3ZM27 49H28V48H27ZM36 49H38V48H36ZM56 49H55V52H56ZM63 49H64V48H63ZM91 49H92V48H91ZM97 49H100V48L97 47ZM97 49H95V50H97ZM101 49L103 50V48H101ZM126 49H128V51H130L128 47H127ZM133 49H134V48H133ZM172 49H173V48H172ZM191 49H192V48H191ZM191 49H190V50H191ZM206 49H207V48H206ZM255 49H256V48H255ZM20 50L18 49V51H20ZM23 50H24V49H23ZM32 50H33V49H32ZM57 50H58V49H57ZM64 50H65V49H64ZM64 50H63V51H64ZM102 50H100V51H102ZM152 50H153V49H152ZM158 50H159V49H157L156 51H158ZM160 50H161V53H162V51H164L163 49H160ZM263 50H264V49H263ZM3 51H4V50H3ZM3 51H2V52H3ZM5 51H6V50H5ZM5 51H4V54H3L2 52H0V53L3 54V55L5 56V55H6V54H5ZM16 51H17V50H16ZM27 51H28V50H26V52H27ZM33 51H34V50H33ZM58 51H59V50H58ZM68 51H69V48H68ZM79 51L82 52V50H79ZM91 51H94V49H92ZM123 51H124V50H123ZM191 51L193 52V50H191ZM221 51H222V50H221ZM225 51L228 52L229 50L226 48ZM261 51H262V50H261ZM9 52H10V51H9ZM30 52H31V50H30ZM51 52H52V51H51ZM61 52H62V50H61ZM69 52H71V50H70ZM96 52L98 53V50H97ZM96 52H94V53L97 54ZM124 52H125V51H124ZM205 52H206V51H205ZM205 52H204V53H205ZM252 52H253V49H252ZM6 53H7V52H6ZM12 53H13V52H12ZM38 53H39V52H38ZM74 53H75V51H74ZM77 53H78V52H77ZM94 53H93V54H94ZM138 53H139V52H138ZM153 53H154V52H153ZM159 53H160V52H159ZM161 53H160V54H161ZM163 53H164V52H163ZM175 53H176V52H175ZM175 53H172V54L175 55ZM206 53H207V52H206ZM206 53H205L204 55H206ZM211 53H213V52H211ZM221 53H223V52H221ZM262 53L264 54V51H262L261 54H262ZM8 54H10V56L12 55L11 52L8 53ZM8 54H7V56H8ZM13 54H14V53H13ZM25 54H26V53H25ZM54 54H55V55H51L50 57H52V56H56V53H54ZM57 54H58V53H57ZM141 54H142V53H141ZM157 54H158V52H157ZM216 54H217V53H216ZM218 54H219V53H218ZM229 54H231V53H229ZM247 54H248V53H247ZM251 54H252V53H251ZM255 54L257 55V53H255ZM3 55H0V56H3ZM59 55H60V54H59ZM59 55H58V57H59ZM83 55H84V50H83ZM86 55H87V53H86ZM135 55H136V54H135ZM176 55L178 56V58H180V56H179L180 54L178 55V53H177ZM219 55H220V54H219ZM219 55H217V56H219ZM245 55H246V54H245ZM4 56H3V57H4ZM32 56H34V55H32ZM87 56H88V55H87ZM93 56H94V55H93ZM93 56H92V58H93ZM106 56H107V55H106ZM124 56H125V55H124ZM138 56H140V55H138ZM165 56H166V55H165ZM177 56H176V57H177ZM185 56H186V55H185ZM200 56H201V55H200ZM210 56H211V55H210ZM212 56H213V55H212ZM212 56H211V57H212ZM214 56H215V54H214ZM221 56H225V55L222 54ZM221 56H219V57H221ZM227 56H228V55H227ZM227 56H225V57H223V58H226ZM36 57H37V56H36ZM39 57H41V56L39 55L37 58H39ZM58 57L56 56L55 59L58 58ZM68 57H70V55H69ZM85 57H86V56H85ZM95 57H96V56H95ZM95 57H94L92 60H94ZM229 57L231 58L232 56H228L227 58H229ZM244 57H245V56H244ZM37 58H35L36 61L40 59V58H39V59H37ZM41 58H42V57H41ZM105 58H107V57H105ZM105 58H104V60H105ZM122 58H123V57H122ZM126 58H127V57H126ZM174 58H175V57H174ZM197 58H199V57H197ZM204 58H205V57H204ZM227 58H226V59H227ZM230 58H229V59H230ZM251 58H252V57H251ZM31 59H32V58H31ZM35 59H32V61L35 60ZM45 59H46V58H45ZM48 59H49V58H47V60H48ZM85 59H86V58H85ZM100 59H101V58H100ZM124 59H125V58H124ZM165 59H166V58H165ZM171 59H172V57H171ZM180 59H181V58H180ZM194 59L197 60V59H196V56H195ZM202 59H203V58H202ZM221 59H222V58H221ZM221 59H219V60L222 61ZM229 59H228V60H225V61H229ZM246 59H247V58H246ZM262 59H263V57H262L260 60H262ZM53 60H54V59H53V57H52V61H53ZM80 60H82V58H80ZM88 60H89V56H88ZM95 60H96V59H95ZM122 60H123V59H122ZM125 60H126V59H125ZM187 60H188V59H187ZM260 60H258V61H260ZM30 61H31V60H30ZM36 61H35V62H36ZM39 61H40V60H39ZM45 61H46V60H45ZM52 61H51V58H50V59H49V62H51V65L53 66V64H55L54 62H55L56 60L53 62V64H52ZM72 61H73V60H72ZM72 61H70V62L67 61V62H69V63H67V65H68V64L70 65ZM74 61H75V60H74ZM84 61H85V60H84ZM120 61H121V60H120ZM200 61H201V63H202V60H200ZM220 61H218V62L220 63ZM240 61H241V60H240ZM249 61H250V60H249ZM46 62H48V61H46ZM59 62H60V61H59ZM181 62H183V61L181 60ZM190 62H191V61H190ZM218 62H217V64H218ZM223 62H224V59H223ZM223 62H221V64H222ZM233 62H234V61H233ZM233 62H232V63H233ZM236 62H237V61H236ZM250 62H251V61H250ZM252 62H254V61H252ZM19 63H21V61H20ZM114 63H115V62H114ZM121 63H122V64H121ZM145 63H146V62H145ZM171 63H172V62H171ZM171 63H170V64H171ZM183 63H184V62H183ZM183 63H182V64H183ZM204 63H205V62H204ZM239 63H241V62H239ZM242 63H243V62H242ZM259 63H261V62H259ZM46 64H47V63H46ZM63 64H64V63H63ZM72 64H73V62H72ZM86 64H87V63H86ZM111 64H112V63H111ZM120 64H121V65H125L126 63H125V61H124V63H123V61H122V62H120L119 64L116 62V67L119 68L118 65H120ZM128 64H129V63H128ZM128 64H127V65H128ZM188 64H190V63H188ZM206 64H207V63H206ZM210 64H211V63H210ZM213 64L215 65L216 63L214 62ZM217 64H216V65H217ZM236 64H237V63H236ZM236 64H235V65H236ZM244 64H245V63H244ZM253 64H254V63H253ZM22 65H23V64H22ZM22 65H21V67H23ZM31 65H32V63H31ZM48 65H49V63H48ZM51 65H50V66H51ZM61 65H62V64H61ZM67 65H66V66H67ZM74 65H77V66L79 67L80 65L82 66L83 63L80 64V63L78 62V60H77V61H76V64H74ZM109 65H110V64H109ZM113 65H114V64H113ZM127 65H125V67H126ZM144 65H145V64H144ZM184 65H185V64H184ZM216 65H215V66H216ZM222 65L224 66L225 64H222ZM242 65H243V64H242ZM250 65H251V64H250ZM16 66H17V68H19V67H18V64H17ZM26 66H27V65H26ZM46 66H47V65H46ZM54 66H55V65H54ZM56 66L58 67V63L56 64ZM62 66H63V65H62ZM77 66H75V67H77ZM81 66H80V68H81ZM114 66H115V65H114ZM180 66H181V63H180ZM180 66H179V67H180ZM189 66H190V65H189ZM198 66H199V65H198ZM220 66H221V65H220ZM223 66H221V67H223ZM228 66H230V65H227V67L225 66V70L228 68ZM231 66H232V65H231ZM236 66H237V65H236ZM238 66H239V65H238ZM245 66H246V65H244V68H245ZM247 66L249 67L248 64H247ZM251 66H252V65H251ZM260 66H261V65H260ZM3 67H4V66H3ZM8 67H9V66H8ZM29 67H30V66H27V67H25L26 69H23V70H27V68H29ZM42 67H43V66H42ZM69 67H70V66H69ZM73 67H74V66H73ZM78 67L76 68V70L78 69ZM83 67H84V66H83ZM93 67H94V66H93ZM105 67H106L107 71L109 72L107 66H105ZM110 67H111V66H110ZM127 67H128V66H127ZM144 67H145V66H144ZM184 67H185V66H184ZM184 67H183V68H184ZM190 67H191V66H190ZM190 67H187V69L190 70V69H191ZM216 67H217V66H216ZM218 67H219V64H218ZM232 67H233V69L235 68V67H234V64H233ZM253 67H255V66L253 65ZM5 68H6V67H5ZM15 68H16V67H15ZM50 68H52V67H50ZM62 68H63V67H61V68L59 67L58 69H62ZM117 68H116V69H117ZM120 68H122V67H120ZM123 68H124V67H123ZM123 68H122V69H123ZM189 68H190V69H189ZM219 68H220V67H219ZM230 68H231V67H230ZM241 68H242V67H241ZM7 69H8V68H7ZM9 69H10V68H9ZM21 69H22V68H21ZM53 69H54V67H53ZM53 69H52V71H53ZM87 69H89V67H88ZM90 69H91V68H90ZM116 69H115V70H116ZM122 69H121V70H122ZM140 69H142L141 66H140ZM164 69H165V68H164ZM177 69L179 70V68H177ZM187 69H186V70H187ZM195 69H196V68H194V71H196ZM197 69H198V68H197ZM237 69H238V68H236V69H234V70L236 71ZM23 70H21V71L24 72ZM56 70H57V68H56ZM69 70H70V68H69ZM72 70H75V69L73 68ZM81 70H82V69H81ZM100 70L102 71V69H100ZM219 70H220V69H219ZM221 70H222V69H221ZM221 70H220V71H221ZM234 70H232V71H234ZM239 70H240V69H238L237 71H239ZM243 70H244V69H243ZM7 71H9V73H10V70H7ZM14 71H15V70H14ZM14 71H13L14 74H12V75L16 76V75H15L16 72H14ZM17 71H18V70H17ZM61 71H63V70H61ZM77 71H78V70H77ZM84 71H86V70H84ZM96 71H97V70H96ZM96 71H95V72H96ZM107 71L105 70L106 73H107ZM179 71H180V70H179ZM217 71H218V68H217ZM228 71L231 72V69H230V70L227 69V72H228ZM235 71H234V72H235ZM237 71H236V72H237ZM255 71H256V70H255ZM261 71H262V70H261ZM2 72H3V70H2ZM55 72L57 73L58 71H55ZM80 72H81V71H80ZM80 72H79V73H80ZM86 72H88V71H86ZM89 72H90V71H89ZM114 72L117 73L116 71H113V73H114ZM175 72H176V71H175ZM177 72H178V71H177ZM177 72H176V73H177ZM180 72H183V69H182V68H181V71H180ZM191 72H192V69H191ZM191 72L189 73L188 78L190 77ZM198 72H199V71H198ZM9 73H8V74H9ZM75 73H76V71H75ZM98 73H99V72H98ZM195 73H196V72H195ZM195 73H194V74H195ZM3 74H5V73H3ZM22 74H23V73H22ZM52 74H53V73H52ZM59 74H60V73H58V75H59ZM63 74H65V72H64V73H61V75L64 77ZM76 74H77V73H76ZM194 74H193V75H194ZM198 74H199V73H198ZM228 74L230 75V73H228ZM231 74H234V73L231 72ZM235 74H236V73H235ZM237 74H238V72H237ZM237 74H236V76H238ZM0 75H1V72H0ZM18 75H19V76H18V77H19L18 80L21 79V78H22V79L24 78L23 75L21 76L19 73H18ZM53 75H54V74H53ZM61 75H60V76H61ZM67 75H68V73H67ZM67 75H65V77H66ZM79 75H80V74H79ZM97 75H99V74H97ZM123 75H124V74H123ZM165 75H166V74H165ZM176 75H178V73H177ZM195 75H197V73H196ZM195 75H194V76H195ZM217 75H218V74H217ZM3 76H4V75H2V76H0V77H3ZM6 76H7V74H6ZM14 76H13V77H14ZM62 76H61V77H62ZM101 76L104 77L103 74H102ZM121 76H122V75H121ZM191 76H192V75H191ZM221 76H222V75H221ZM4 77H5V76H4ZM9 77H11V75H10ZM13 77H11V78H13ZM20 77H21V78H20ZM52 77H53V76H52ZM61 77H58L59 80H58V79H55V82H56V81H60V80H61V79H60ZM63 77H62V78H63ZM78 77H79V76H78ZM105 77H108V75L105 76ZM105 77H104V78H105ZM112 77H113V76H112ZM125 77H126V75H125ZM141 77H142V76H141ZM186 77H187V76H186ZM197 77H198V76H197ZM197 77H195V78H197ZM239 77H242V78H243V75H242V76H239ZM239 77H238V78H239ZM6 78H8V77H6ZM14 78H15V83H16V81L19 83V81L16 80L17 78H16V77H14ZM44 78H45V77H44ZM48 78H49V77L46 76V79H47V80H48ZM118 78H119V77H118ZM181 78H182V77H181ZM191 78H192V77H191ZM206 78H208V77H206ZM230 78H231L230 80H232L233 78H235V76H234L233 78H232V77H230ZM236 78H237V77H236ZM236 78H235V79H236ZM27 79H28V78H27ZM46 79H45V80H46ZM49 79H50V78H49ZM72 79H74V78H71L70 80H72ZM96 79H97V78H96ZM96 79H95V81H96ZM101 79L103 80V78L100 77V80H101ZM176 79H177V78H176ZM189 79H190V78H189ZM193 79H194V78H193ZM208 79H209V78H208ZM263 79H264V78H263ZM12 80H13V79H12ZM28 80H29V79H28ZM47 80H46V83H45V84H49V83L51 82L50 84L52 85V84H53L52 82H54V80H52V81H50V82H49V80H48V81H47ZM50 80H51V79H50ZM68 80H69V79H67V81H68ZM74 80H75V79H74ZM90 80H92V79H90ZM90 80L88 81L89 84H90ZM102 80H101V81H102ZM107 80H108V79H107ZM130 80H131V79H130ZM130 80H129V81H130ZM133 80H135V79H133ZM139 80H141V78H139ZM164 80H165V79H164ZM200 80H201V81H202V80L204 81V79H200ZM200 80H199V81H200ZM206 80H207V79H206ZM233 80H234V79H233ZM241 80H242V79H241ZM1 81H2V80H1ZM8 81H9V78H8ZM21 81H22V80H21ZM21 81H20V82H21ZM79 81H80V80H79ZM95 81H94V79H93V81H91V82H94V83H92V84H93V85L95 84V86H96V83H98V84L100 83V81H99V82H98V81L95 82ZM119 81H120V80H119ZM135 81H136V80H135ZM135 81H134V82H135ZM157 81H158V79H157ZM157 81H153V82H155V83H153V84H154V85L156 84L155 86H157V83H156ZM166 81H167V78H166ZM171 81L173 82L172 79H171ZM171 81L169 80V82H171ZM175 81H176V80H175ZM175 81H174V82H175ZM190 81H191V80H190ZM190 81H189V82H190ZM199 81H198V82H199ZM201 81L199 82V83H200L199 86L201 85ZM203 81H202V82H203ZM249 81H250V80H249ZM263 81H264V80H263ZM65 82H66V80H65L63 83L65 84ZM72 82H73V80H72ZM72 82H71V83H72ZM126 82H127V81H126ZM158 82H160V81H158ZM178 82H180V77H179V81H178ZM178 82H177V83H178ZM181 82H182V81H181ZM192 82H193V80H192ZM194 82H195V81H194ZM194 82H193V84H194ZM243 82H244V83H243V86L245 85V87L247 88L248 85L246 86V84H247V83L249 84V82H247V83H245L246 81H243ZM254 82H255V81H254ZM43 83H44V82H43ZM63 83H62V85H64ZM74 83H76V82L74 81ZM74 83H73V84H74ZM77 83H79V82H77ZM77 83H76V84H77ZM86 83H87V82H85L84 84H86ZM88 83H87V85H89ZM101 83H102V82H101ZM117 83L119 84V82H116V86H118ZM120 83H121V82H120ZM129 83L132 84V81L129 82ZM162 83L164 84V81H163ZM162 83H159V84L161 85ZM166 83H168V82H166ZM166 83H165V85H166ZM177 83H176V84H177ZM240 83H241V82H240ZM255 83H256V82H255ZM9 84L11 85L12 83H9ZM73 84H72V87L69 88V91L71 90V88H72V90H73V89H74L73 87L76 88V86H74ZM76 84H75V85H76ZM81 84H83V83H81ZM81 84H80V85H81ZM92 84H90V86H91ZM121 84H122V83H121ZM151 84H152V83H151ZM151 84H150V85H151ZM183 84H184V82H183ZM185 84H186V83H185ZM195 84H196V83H195ZM208 84H209V82H208ZM257 84H258V82H257ZM13 85H14V83H13ZM16 85H17V83H16ZM21 85H22V84H21ZM21 85H20V87H22ZM113 85H114V84H113ZM113 85H112V87H113ZM127 85H128V83H127ZM154 85H153L152 88L155 87ZM160 85H159V86H160ZM165 85H163L164 88H165ZM168 85H169V84H168ZM186 85H187V84H186ZM186 85H185V86H186ZM239 85H240V84H238V86H239ZM77 86H78V84H77ZM85 86H86V85H85ZM85 86L83 85V87H85ZM116 86H115V88H116ZM120 86H121V85L119 84L118 87H120ZM124 86H125V85H123V87H124ZM135 86H136V85H135ZM148 86H149V85H148ZM151 86H152V85H151ZM151 86H150V87H151ZM166 86H167V85H166ZM182 86H183V85H181L180 90L182 89ZM196 86L198 87V85H196ZM201 86H203V85H201ZM232 86H233V85H232ZM234 86H235V85H234ZM236 86H237V84H236ZM236 86H235V87H236ZM17 87H18V86H16V88H17ZM26 87H27V86H26ZM43 87H44V84H43ZM43 87L40 85V88L43 89ZM54 87H56V85H53L52 88L54 89ZM61 87H62V86H61ZM61 87H59V88H60V89H63V92H64V90H66V89L61 88ZM91 87H92V86H91ZM132 87H134V85H133ZM163 87H162V88H163ZM183 87H184V86H183ZM189 87H190V84H189ZM189 87H185V88H189ZM245 87H244V88H245ZM252 87H253V86H252ZM255 87H256V86H255ZM255 87H253V88H255ZM10 88H11V87H10ZM12 88H13V87H12ZM14 88H15V85H14ZM18 88H19V87H18ZM18 88H17V89H18ZM24 88H25V87H23V89H24ZM32 88H33V85H32ZM37 88H38V87H37ZM40 88H39V90H38L39 92H38V91L36 92V93H38V95H39L40 90H41ZM44 88H45V90H46V87H44ZM49 88H50V86H49ZM52 88H50L51 91H54V90H52ZM59 88H58V90H59ZM65 88H66V87H65ZM80 88H81V86H80ZM115 88H114V89H115ZM152 88H151V90H152ZM175 88H176V86H175ZM185 88H184V89H185ZM199 88H202V89H203V88H205V85H204L203 87H199ZM239 88H240V89H239ZM239 88L237 87V89L241 90V88H243L242 85H241ZM244 88H243V89H244ZM257 88H258V89H259V88L262 89V88H264V87L257 86V87H256V90H257ZM1 89H2V88H1ZM20 89H21V88H19V90H20ZM30 89H31V88H30ZM30 89H29V90H30ZM55 89H56V88H55ZM122 89H125V88H122ZM122 89H121V91H123ZM135 89L138 90L137 88H135ZM169 89H170V88H169ZM176 89H177V91H178L179 88H176ZM184 89H183V90H184ZM243 89H242V92H243ZM249 89H250V88H249ZM11 90H13V89H11ZM27 90H28V89H27ZM31 90H32V89H31ZM45 90H42V91H45ZM56 90H57V89H56ZM56 90L54 91V93L57 92ZM74 90H75V89H74ZM78 90H79V89H78ZM80 90H81V89H80ZM149 90H150V89H149ZM153 90H154V89H153ZM159 90H160V89H159ZM162 90H163V89H162ZM197 90H198V89H196V91H197ZM245 90H246V89H245ZM262 90H263V89H262ZM262 90H261V91H262ZM4 91H5V90H4ZM25 91H26V90H25ZM47 91H48V89H47ZM139 91H140V90H139ZM141 91H142V90H141ZM144 91H145V90H144ZM156 91H157V90H156ZM190 91H191V90H190ZM190 91H189V93H191ZM196 91H195V92H196ZM252 91H253V90H250V91H244V92H245L246 94H248L249 92H252ZM254 91H255V90H254ZM261 91L259 92L260 94L262 93ZM1 92H2V94H3V97L5 98V96H4L5 94L3 93V90H2ZM45 92H46V91H45ZM45 92H44V93H45ZM59 92L62 93L61 90L58 91L57 93H59ZM67 92H68V90H67ZM116 92H117V91H116ZM146 92H147V89H146ZM179 92H180V91H179ZM179 92H177V94H178ZM205 92H207V91H205ZM242 92H240V93L242 94ZM24 93H26V92H24ZM31 93H32V92H31ZM46 93H47V92H46ZM54 93L50 92V94H51L52 96H53ZM57 93H56V94H57ZM139 93H140V92H139ZM144 93H145V92H144ZM147 93H149V91H148ZM147 93H145V94H147ZM159 93H160V91H159ZM161 93L163 94V92H161ZM161 93H160V94H161ZM181 93H183V91L180 92L179 94H181ZM192 93H194V91H192ZM192 93H191V94H192ZM259 93H258V90H257V92H254L253 94H255V95L257 94V96H258V95H260ZM2 94H0V96H1ZM27 94H28V93H27ZM41 94H43V93H41ZM48 94H49V93H48ZM106 94H107V93H106ZM109 94H110V92H109ZM136 94H137V93H136ZM145 94H144V95H145ZM202 94H203V93H202ZM211 94H212V93H211ZM213 94H215V92H214ZM246 94H244V95L246 96ZM249 94H250V93H249ZM33 95H34V93H33ZM33 95H32V96H33ZM38 95L36 94V95H34V97H36V96H38ZM51 95H49L50 97H47V98H49L48 102L50 101ZM62 95H63V94H62ZM62 95H61V96H62ZM65 95H66V91H65ZM83 95H84V94H83ZM115 95H116V94H115ZM115 95H114V97H115ZM134 95H135V94H134ZM134 95H133V96H134ZM139 95H140V94H139ZM139 95L137 94V99H141L140 97L138 98ZM164 95H165V94H163V96H164ZM199 95H200V94H199ZM207 95H208V96H206V94L204 93L203 96H205V97H207V98H212L211 101H212V102H215V101H214V98L217 96V93L213 96L214 98H213V97H210V96H211L210 94H207ZM209 95H210V96H209ZM251 95H252V93H251ZM255 95H254V96H255ZM39 96H40V95H39ZM39 96H38V97H39ZM43 96H44V95H43ZM54 96H55V95H54ZM101 96H104V97H105V94H102ZM101 96H100V97H101ZM106 96H108V94H107ZM145 96H146V95H145ZM145 96H144V97H145ZM159 96H162V95H159ZM159 96H158V97H159ZM184 96H186V98H187V95H185V93H184ZM189 96L191 97L192 95H189ZM189 96H188V98H189ZM193 96H194V97H192L191 99H193V98L196 97L195 95H193ZM200 96H201V95H200ZM237 96H238V95H237ZM247 96H248V95H247ZM257 96H256V97H257ZM15 97L17 98V96H15ZM56 97H58V95H57ZM98 97H99V96H98ZM100 97H99V98H100ZM104 97H101L102 99H101V98L98 99L97 97H95V100H94V101L97 102V99H98L99 101H101V100L103 101V99H104L103 102H105V100H106L105 98H106V97H105V98H104ZM118 97H119V96H117L116 98H118ZM122 97H123V96H122ZM142 97H143V96H142ZM201 97H202V96H201ZM0 98H2V96H1ZM32 98H33V97H32ZM78 98H79V97H78ZM90 98H91V97H90ZM93 98H94V97H93ZM93 98H92V99H93ZM116 98H114V99H116ZM131 98H132V97H131ZM134 98H135L134 101H136V103H138L139 101H137V99H136L135 96H134ZM188 98H187V99H188ZM238 98L240 99V97H238ZM257 98H258V97H257ZM33 99H34V98H33ZM39 99H41V97L38 98V99L35 98V100H39ZM44 99H45V98H44ZM80 99L82 100L81 97H80ZM80 99H79V101H80ZM85 99H86V98H85ZM85 99H84V100H85ZM127 99H128V98H127ZM127 99H126V100H127ZM165 99H166V97H165ZM168 99H169V98H168ZM203 99H204V97H203ZM0 100H3V99H0ZM12 100H14V99H12ZM59 100H60V98H59ZM75 100H77V99H75ZM171 100H172V99H171ZM189 100H190V99H189ZM204 100H205V99H204ZM216 100H217V99H216ZM263 100H264V99H263ZM33 101H34V100H33ZM41 101H42V100H41ZM86 101H87V100H86ZM99 101H98V102H99ZM102 101H101V103H102ZM112 101H113V100H112ZM112 101H111V102H112ZM114 101H115V100H114ZM114 101H113V102H114ZM117 101H120V102H121V100H117ZM129 101H131V100H129ZM134 101H132V102H134ZM156 101H159V100L157 99ZM173 101H174V100L170 101V103H174V102H175V101H174V102H173ZM211 101H210V102H207V101H206V102H207V103H211ZM223 101H226V99H224ZM227 101H228V99H227ZM227 101H226V102H227ZM259 101H260V102H257V101H256L257 104H256V102H255L256 106H258L259 103L262 102V99L259 100ZM9 102H10V101H9ZM22 102H24V100H23ZM38 102H40V101H38ZM50 102H51V101H50ZM52 102H53V101H52ZM52 102H51V103H52ZM89 102H90V101H89ZM96 102H94V103H96ZM107 102H108V101H107ZM111 102H108V105H109V103L112 104ZM154 102H155V100H154ZM154 102H153V103H154ZM163 102H164V101H163ZM163 102H162V103H163ZM168 102H169V101H168ZM193 102H194V104H195L196 101H193ZM200 102H201V101H200ZM206 102H205V103H206ZM0 103H3V102L0 101ZM17 103H18V102H17ZM24 103H25V102H24ZM26 103H27V102H26ZM33 103H35V101H34ZM43 103H45L44 100H43ZM46 103H47V100H46ZM94 103H93V104H94ZM99 103H100V102H99ZM105 103H106V102H105ZM123 103H124V102H123ZM139 103H140V102H139ZM158 103H159V102H158ZM158 103H157V104H158ZM198 103H199V102H198ZM203 103H204V101H203ZM205 103H204V106H205V105H208L207 103H206V104H205ZM220 103H221V102H220ZM235 103H236L237 107H238V105L240 104L239 102H238L239 104H238L237 102H235ZM244 103H245V101H244ZM13 104H14V103H13ZM15 104H16V103H15ZM22 104H23V103H22ZM28 104L30 105V107H31L32 105H34V104L31 105L30 102H29ZM38 104H39V103H38ZM52 104H53V103H52ZM52 104H51V105H52ZM106 104H107V103H106ZM120 104H121L122 107H124L122 103H120ZM134 104H135V102H134ZM150 104H152V103H150ZM159 104H161V103H159ZM166 104H167V103H166ZM168 104H169V103H168ZM187 104H188V103H187ZM189 104H190V102H189ZM222 104H223V103H221V105H222ZM5 105H6V104H4L3 106H5ZM11 105H12V104H11ZM35 105L37 106V104H35ZM35 105H34V106H35ZM45 105L47 106L48 103L45 104ZM70 105L73 107V105H72L71 103H70ZM95 105H96V104H95ZM104 105H105V104H104ZM135 105H136V104H135ZM139 105H141V104H139ZM164 105H165V103H164ZM170 105H172V104H170ZM170 105H167V107H166V105H165V106L162 107V108L164 109V108L166 107L167 110H168V109H170ZM196 105H197V104H196ZM200 105H202V102L199 103L197 107L199 108ZM241 105H242V107H244L243 105H245V104L241 103ZM241 105H239V106L241 107ZM14 106H16V105H14ZM34 106H32V110H33V108H34L35 110H37L38 108H35L36 106H35V107H34ZM64 106H65V104H64ZM64 106H63V107H64ZM74 106H75V105H74ZM112 106H113V105H112ZM157 106H158V105H157ZM157 106H156V107H157ZM162 106H163V104H162ZM204 106H202V107L204 108ZM208 106H209V105H208ZM208 106H207V108H208ZM210 106H211V105H210ZM210 106H209V108H210ZM259 106H261V105H259ZM16 107H17V106H16ZM16 107H15V109L17 110V108H18V107H21V106L19 105L17 108H16ZM48 107H49V106H48ZM69 107H70V106H69ZM75 107H76V106H75ZM98 107H99L100 109L102 108L99 104H98ZM98 107H97V108H98ZM108 107H109V106H108ZM113 107H114V109L117 108V107H115V105H114ZM138 107H139V106H138ZM156 107H155V108H156ZM168 107H169V108H168ZM197 107H196L195 111L198 109ZM229 107H232V108L230 109L231 111H232V109L234 108L233 106H229ZM245 107H247V109H250V108H248V105H246ZM25 108H26V106H25ZM59 108H62V107H59ZM76 108H77V107H76ZM76 108H75V109H76ZM80 108H81V107H80ZM80 108H79V110H80ZM86 108H87V107H86ZM86 108H85V109H86ZM89 108H90V107H89ZM89 108H87L86 111H90ZM99 108H98V110H99ZM119 108H121V107H119ZM143 108H144V107H143ZM155 108H154V110H157V109H155ZM159 108H160V107H159ZM159 108H158V111L160 110ZM166 108H165V109H166ZM171 108H172V106H171ZM186 108H187V107H186ZM194 108H195V107H194ZM200 108H201V106H200ZM207 108H206V109H207ZM211 108H212V107H211ZM235 108H236V106H235ZM257 108H258L260 111L262 110L261 107H257ZM1 109H2V107H1ZM27 109L29 110V108H26L25 110H27ZM50 109H51V111L53 110V112H54V109H55V108L53 107V109H52V108L49 107L48 110L50 111ZM63 109H64V108H63ZM90 109H92V106H91ZM121 109H122V108H121ZM131 109H132V108H131ZM131 109H130V110H131ZM137 109H138V108H137ZM139 109H140V108H139ZM148 109H149V108H147V110H148ZM190 109H191V108H190ZM192 109H193V108H192ZM206 109H205V110H206ZM212 109H213V108H212ZM228 109H229V108H228ZM228 109H227V110H228ZM240 109L243 110V112H242V111H239V112H241L242 114H244V111L246 110V108H240ZM3 110H4V109H3ZM3 110H2V111H3ZM35 110H33V111H35ZM56 110H57V108H56ZM81 110H82V109H81ZM93 110L95 111L94 108H93L91 111H93ZM123 110H124V109H123ZM142 110H143V109H142ZM142 110H141V111H142ZM233 110H234L233 112H235V109H233ZM236 110H238V109L236 108ZM251 110H252V108H251ZM259 110H258V111H259ZM2 111H1V112H2ZM17 111H18V110H17ZM17 111H15V112H17ZM33 111H32V112H33ZM71 111H72V110H71ZM71 111H69V113H67V114L69 115ZM74 111H76V110L73 109V113H74ZM105 111H106V110H105ZM118 111H119V109L116 110V112H118ZM125 111H126V110H125ZM127 111H128V110H127ZM151 111H152V110H151ZM195 111H193L192 113H195ZM210 111H211V109H210ZM231 111H230V112H231ZM247 111H250V110H247ZM247 111H245V112H247ZM262 111L264 112V110H262ZM32 112H31V113H32ZM37 112H39V111H37ZM40 112H41V111H40ZM40 112H39V113H40ZM42 112H43V111H42ZM55 112H56V111H55ZM55 112L52 113V116L54 115V117L56 118V117H58V116H57V115L55 116ZM60 112H61V111H60ZM81 112H83V113H81ZM81 112H79V113H81V114H85V110H84V111H81ZM113 112H114V111H113ZM120 112H121V111H120ZM123 112H124V111H122L121 114L118 113V116H117V117H119V115L122 116V114H123V116H124L125 112H124V113H123ZM129 112H130V113H133L134 110H133V111H129ZM129 112H127L126 116L129 114ZM218 112H219V111H218ZM236 112H237V111H236ZM239 112H238V115H237V113H236V114L234 113L235 115H237V118H238V116L240 115ZM250 112H251V111H250ZM254 112H256V111H254ZM263 112H262V113H263ZM2 113H3V112H2ZM12 113H13V112H12ZM26 113H27V111H26ZM31 113H29V114H25V113H24L25 116L27 115V116H26L27 119L31 116V115H30ZM39 113H38V115H42L41 113H40V114H39ZM76 113H77V112H76ZM79 113H77V114H79ZM91 113H93V112H90V114H91ZM101 113H102V111H101ZM148 113H149V114H152V113L149 112V111H148ZM148 113L146 112L145 115L148 116ZM157 113L160 114V113H163V112L161 111V112H157ZM164 113H167V112L165 111ZM190 113H191V111H190ZM192 113H191V114H192ZM205 113H206V112H205ZM209 113H210V112H209ZM209 113H208V115H209ZM247 113H248V112H247ZM247 113H245V114H247ZM252 113H253V111H252ZM262 113H261V114H262ZM14 114H15V113H14ZM16 114H17V113H16ZM21 114H22V112H21ZM24 114H22V117H23ZM34 114H35V113H34ZM34 114H33V115H34ZM58 114H59V113H58ZM67 114H66V118L68 119ZM71 114H72V112H71ZM71 114H70V115H71ZM81 114H80V115H81ZM88 114H89V113H87L86 115H88ZM90 114H89V116L91 117ZM110 114H112V113H110ZM113 114H115V113H113ZM113 114H112V115H113ZM140 114H141V112H140ZM142 114H143V113H142ZM155 114H156V113H155ZM198 114H199V113L197 112L195 115L198 116ZM206 114H207V113H206ZM206 114H205V115L203 114V117H202V118H204V120L202 119V122L205 121V119L209 120V122L212 121V120L214 119V118H211V117L214 116V114H213V116H211L212 114L210 115V116H211V117H210L211 119H210V118H207ZM245 114H244V115H245ZM248 114H249V113H248ZM248 114H247V115H248ZM258 114H260V113H258ZM261 114H260V116H264V113H263L262 115H261ZM4 115H5V114H4ZM28 115H29V116H28ZM80 115H79V116H80ZM99 115H100V114H99ZM99 115H98L97 117H99L100 119H105V118H102L103 116L100 117ZM130 115H131V114H130ZM130 115L127 117L128 121H129V117H130ZM164 115H165V114H164ZM247 115H245V117H246ZM252 115H253V114H252ZM254 115H256V114H254ZM17 116H18V115H17ZM34 116H35V115H34ZM83 116H84V115H83ZM94 116H95V115H94ZM143 116H144V115H143ZM151 116H152V115H151ZM153 116H155V115H153ZM158 116H159V115H158ZM204 116H206V117H204ZM222 116H223V115H222ZM240 116H241V115H240ZM250 116H251V115H250ZM250 116H249V117H250ZM0 117H1V116H0ZM2 117H4V116H2ZM2 117H1V118H2ZM13 117H14V116H13ZM37 117H38V116H37ZM37 117H36V118H37ZM42 117H43V116H42ZM71 117H72V116H71ZM76 117H77V116H76ZM81 117H82V115H81ZM81 117H79V119H81ZM85 117L88 118V116H85ZM85 117H84V118H85ZM90 117H89V118H90ZM95 117H96V116H95ZM97 117H96V118H97ZM124 117H125V116H124ZM124 117H123V118H124ZM141 117H142V116H141ZM165 117H166L167 119L170 118V117H168V116H165ZM233 117H234V116H233ZM249 117H247V118H249ZM1 118H0V119H1ZM4 118H5V117H4ZM32 118H33V117H32ZM32 118L30 119V121L32 120ZM34 118H35V117H34ZM36 118H35V119H36ZM38 118H39V117H38ZM123 118H122V119H123ZM125 118H126V117H125ZM135 118H136V119H135ZM135 118H133V119H135V120L137 121L138 118H137V117H135ZM143 118H144V117H143ZM147 118L149 119V118H151V117L148 116ZM155 118H157V117H155ZM218 118H219V117H218ZM222 118H224V117H222ZM247 118H246V119H247ZM2 119H3V118H2ZM15 119H16V118H15ZM21 119H22V118H21ZM23 119H24V118H23ZM27 119H26V121H27L26 128H28L27 125L29 124V121H28ZM41 119H42V118H40V120H39L40 123L42 122ZM71 119H73V118H71ZM71 119H69V122H70ZM79 119L77 120V121H78L77 123H79V124L81 125V122H79V121H80ZM82 119H83V118H82ZM112 119L115 120V117H113ZM112 119L110 120L111 125H109L110 123L107 124V125L104 123L105 125L103 124L102 127H104V126H106V127H108V126H109V127L112 126V121H114V120H112ZM216 119H217V118H216ZM224 119H225V118H224ZM243 119H244V118H243ZM243 119H241V120H243ZM246 119H245L244 121H247ZM250 119H253V118L250 117L249 120H250ZM3 120H4V119H3ZM53 120H54V119H53ZM64 120H65V119H64ZM83 120L86 121V118L83 119ZM149 120H150V119H149ZM153 120H154V119H153ZM165 120H166V119H165ZM168 120H169V119H168ZM168 120H167V122H166V121L164 122V124L167 123V125H165V126H168V125L171 124V121H170V120H169V121H170V124H168V123H169ZM171 120H172V119H171ZM200 120H201V119H200ZM207 120H206V122H207ZM222 120H223V119H222ZM222 120H221L220 123H222ZM235 120H236V119H235ZM239 120H240V119H239ZM263 120H264V119H263ZM263 120H262V122H264ZM1 121H2V120H1ZM37 121H38V119L35 120L36 125L38 124ZM49 121H50V120H49ZM75 121H76V120H75ZM81 121H82V120H81ZM84 121H82V122L84 123ZM100 121L103 122V120H100ZM115 121H116V120H115ZM126 121H127V120H126ZM130 121H131V120H130ZM133 121H134V120H133ZM133 121H132V123H133ZM213 121L215 122V120H213ZM217 121H218V119H217ZM219 121H220V119H219ZM236 121H237V120H236ZM236 121H233V120H232V122H236ZM251 121H253V123H254V121H257V122H255V123H259L261 120H260V121H258V120H251ZM251 121H249V122L251 123ZM4 122H5V120H4ZM63 122L66 123L65 121H63ZM69 122H67V123H69ZM102 122H101V123H102ZM104 122H107V119H105ZM120 122H121V121H120ZM140 122H143V120H140ZM140 122H138V123L140 124ZM145 122H146V121H145ZM148 122H150V121H148ZM151 122L153 123L154 121L151 120ZM172 122H173V121H172ZM209 122H208V123H209ZM214 122H212V123H213L212 125H210L211 123H210V124H208V123L206 124V123H205V125H206V126L208 125L207 127L211 128L213 125L215 126ZM223 122H224L223 124H225L226 122L229 123V124H231V123L228 122V121L225 122V120H223ZM30 123H31V122H30ZM61 123H62V122H61ZM61 123H60V125H62ZM70 123H71V122H70ZM73 123H74V122H73ZM114 123H116V122H114ZM118 123H119V120H118ZM118 123H116V124H118ZM136 123H137V122H136ZM155 123H156V121H155ZM173 123H174V122H173ZM203 123H204V122H203ZM241 123H242V122L239 121V124H240V125L238 124L237 129H239V127L241 126ZM243 123H244V122H243ZM23 124H25V122H24ZM31 124H32V123H31ZM31 124H30V128L34 129L33 127H31ZM57 124H58V123H57ZM75 124H76V123H75ZM79 124H78V125H79ZM116 124H113V126H114V125L116 126ZM129 124H131V122H129ZM139 124H137V125H139ZM143 124H145V123H142V125H143ZM234 124H235V123H234ZM244 124H245V123H244ZM251 124H252V123H251ZM2 125H3V127H4V126H8V123H7V125H4V124H2ZM2 125H1V127H2ZM78 125H77V126H78ZM119 125H121V124H119ZM123 125H124V124H123ZM126 125L128 126V124H126ZM126 125H125V126H126ZM145 125H148V124H145ZM145 125H143L142 128H144ZM154 125H156V124H154ZM161 125H162V124H161ZM171 125H172V124H171ZM171 125H170V126H171ZM173 125H174V124H173ZM173 125H172L171 127H172V129L174 130V128H175L176 125H175V126H173ZM203 125H204V124L201 125L200 131L202 130ZM209 125H210V126H209ZM227 125H228V124H227ZM231 125H232V124H231ZM245 125H248L247 122H246ZM254 125H255V124H254ZM254 125H253V126H254ZM24 126H25V125H24ZM28 126H29V125H28ZM32 126H33V125H32ZM41 126H42V125H41ZM65 126H66V125H65ZM70 126L72 127V123L70 124ZM70 126H69V127H70ZM77 126H76V127H77ZM127 126H126V127H127ZM129 126H130V125H129ZM131 126L134 127V123H133ZM135 126H136V125H135ZM165 126H164V128H165ZM170 126H169L168 128H170V130H171V127H170ZM214 126H213V127H214ZM224 126H225V125H224ZM242 126H243V125H242ZM248 126L250 127V125H248ZM257 126L259 127V125H257ZM260 126H262V125H260ZM1 127H0V129H1ZM3 127H2V128H3ZM46 127H47V126H46ZM56 127H57V126H56ZM56 127H54V128H56ZM58 127H59V126H58ZM76 127L73 126V127H72L73 129L71 128L72 131L76 132L77 130H76V131L74 130V128L76 129ZM106 127H104V128H106ZM109 127H108V128H109ZM139 127H141V126H138V128H139ZM146 127H147V126H146ZM146 127L144 128L145 130H147ZM150 127H151V124H150ZM160 127H161V126H160ZM162 127H163V125H162ZM213 127L211 128V129H213V130L210 129V132L214 131V128H213ZM215 127H217V125H216ZM225 127H226V126H225ZM230 127L233 128V125L230 126ZM235 127H236V126H235ZM243 127H244V126H243ZM243 127H242L241 129H247V128H243ZM258 127H257V128H258ZM262 127L264 128V124H263ZM262 127H261V128H262ZM26 128H25V130H26ZM54 128H51V129H54ZM62 128H63V127L59 128V129L61 130ZM78 128H79V127H78ZM81 128H84V127H83V126H80V129H81ZM110 128H112V127H110ZM110 128H109V129H110ZM113 128H114V127H113ZM164 128H163V129H164ZM232 128H231V129H232ZM3 129H4V128H3ZM3 129L0 130V131L3 132ZM7 129H8V127H7ZM36 129H37V128H35V130H33V131H34V134H35V132H36ZM68 129H69V128H68ZM68 129H65V130H68ZM85 129H86V127H85ZM85 129H84V131H85ZM109 129H108V130H109ZM234 129H235V128H234ZM234 129H232V131H235ZM241 129H239V130H241ZM250 129H251V127H250ZM254 129H255V127H254ZM259 129H260V127H259ZM259 129H257V131H258ZM30 130H31V129H30ZM38 130H39V131H38ZM38 130H37V132L39 133L42 129H41V130L38 129ZM47 130H48V127H47ZM60 130H59V131H60ZM65 130H64V133H67V132L69 131V130H68V131H65ZM87 130H89V129H87ZM108 130H107V131L104 130V131L107 132L108 135H109L110 132H111V131H110L111 129L109 130L110 132H108ZM113 130H114V129H113ZM113 130H112V133H115V132H113ZM142 130H143V129H142ZM145 130H144V131H145ZM170 130H169V131H170ZM207 130L209 131V129H206L205 131H207ZM218 130H219V129H218ZM228 130H229V129H228ZM248 130H249V128L247 129V131H248ZM252 130H253V129H252ZM252 130H250V131H252ZM255 130H256V129H255ZM260 130H263V129H260ZM260 130H259V132H260ZM26 131H27V130H26ZM33 131H32V132H33ZM48 131H49V130H48ZM48 131H46V130L43 131V132H44L43 134H47ZM62 131H63V130H62ZM62 131H61V132H62ZM79 131H80V130L77 131V134H79V133L81 132V133H80V134H81L80 137H81V139H84L83 136H82V134L84 133V131H83V130L80 131V132H79ZM90 131H91V132L93 131L92 128L90 129ZM90 131H88L87 133H85V135H86V134H88V135L91 134ZM101 131H102V130H101ZM138 131H139L141 134H143V135H144V134H147V133H146L147 131H145V132H143V133H142L140 130H138ZM148 131H149V130H148ZM151 131L153 132L154 130H151ZM156 131H157V130H156ZM161 131H162V130H161ZM161 131H160V132H161ZM164 131H166V130L164 129L163 132H164ZM177 131H178V130H177ZM177 131L175 132L176 134H177ZM179 131H180V130H179ZM179 131H178V132H179ZM197 131H199V129H198ZM197 131H196V132H197ZM215 131H216V130H215ZM243 131H245V130H243ZM2 132H0V133H2ZM8 132H9V131H8ZM45 132H47V133H45ZM78 132H79V133H78ZM173 132H174V131H173ZM180 132H181V131H180ZM180 132H179V133H180ZM194 132H195V131H194ZM201 132H202V131H201ZM210 132H208V133L210 134ZM217 132H219V131H217ZM221 132H222V131H220V133H217V134L220 135V134L223 133V132H222V133H221ZM230 132H231V131H230ZM237 132H238V131H237ZM245 132H246V131H245ZM248 132H249V131H248ZM38 133H37L36 135H39V134H40V133H39V134H38ZM133 133H134V132H133ZM133 133H131V134H133ZM137 133H138V132H137ZM137 133H136V131H135V134H136L137 137H138V135L141 136L140 133H138V134H137ZM148 133H149V132H148ZM164 133H165V132H164ZM168 133L170 134V132L167 131V134H168ZM205 133H206V132H204V134H205ZM208 133L205 134V136H206V135L208 136V135H209ZM212 133H213V132H212ZM215 133H216V132H215ZM239 133H240V131H239ZM3 134H5V133H3ZM29 134H30V132H29ZM32 134H33V133H32ZM34 134H33V135H34ZM69 134H73V133L70 132ZM80 134H79V135H80ZM105 134H106V133H105ZM149 134H150V133H149ZM169 134H168V136H165V135H164V136H165L164 138L166 139V137H168V139H170V138L173 137V136L175 137V135H173L174 133H172L173 136H172V135L169 136ZM181 134H182V133H181ZM191 134H192V133H191ZM193 134H194V133H193ZM213 134H214V133H213ZM213 134H210V135H213ZM217 134H216V136H218ZM240 134L242 135V137H243V139H244V135H245V134H244V133H240ZM262 134H264V132H263ZM1 135H2V134H1ZM9 135H10V136H13V135H11V134H8V136H9ZM41 135H42V134H41ZM79 135H77V137H78ZM91 135H92V134H91ZM91 135H89V137H88V136H87V137L90 138ZM108 135H107V136H108ZM152 135H153V134H152ZM194 135H195V134H194ZM196 135H198V133H196ZM241 135L239 136L240 138H239L238 136H235L236 138L238 137L237 140H238V139H242V138H241ZM251 135H253V134L251 133ZM254 135H256V136H255V138H256V137H257V133H256V134L254 133ZM260 135H261V134H260ZM3 136H5V135H3ZM3 136H2V137L0 136V140H1V138H3ZM30 136H31V135H30ZM60 136H62V135H60ZM103 136H104V135H103ZM115 136H116V135H115ZM136 136H135L134 139H138ZM149 136H150V135H149ZM177 136L180 137V135H177ZM182 136H183V134L181 135V137H182ZM185 136H186V134H185ZM185 136H184V137H185ZM198 136H200V135H198ZM261 136H263V135H261ZM261 136H260V137H261ZM77 137H76V138H77ZM99 137H101V135H100ZM105 137H106V136H105ZM120 137H122V136H120ZM142 137H143V138L145 137V139L149 138V137L146 138V136H142ZM201 137H203V139H204V136H201ZM212 137H213V136H212ZM245 137H246V136H245ZM263 137H264V136H263ZM263 137H262V138H263ZM8 138H9V137H8ZM13 138H14V136H13ZM59 138H61V137H59ZM78 138H79V137H78ZM78 138H77L76 141H79ZM103 138H104V137H103ZM116 138H118V135H117ZM143 138H142V139H143ZM175 138L177 139L178 137H175ZM198 138H200V137H198ZM208 138H210V137L208 136ZM246 138H247V137H246ZM14 139H15V138H14ZM62 139H63V138H62ZM85 139H86V136H85ZM97 139L100 140V138H97ZM101 139H102V137H101ZM104 139H105V138H104ZM109 139H111V136H110V135H109ZM113 139H114V137H113ZM113 139H111V141H112ZM119 139H120V138H119ZM122 139H123V138H122ZM162 139H163V136H162ZM168 139H167V141H171V142H172V140H174V138L171 139V140H168ZM178 139H179V142H180V138H178ZM178 139H177V140H178ZM181 139L184 140L183 138H181ZM186 139H187V138H186ZM186 139H185V140H186ZM205 139H206V138H205ZM247 139L250 141L249 136H248ZM247 139H245V141H246ZM256 139L259 140V141H260V144H261V140H262V139H261V140L259 139V135H258V137H257ZM8 140L11 141L12 138L10 137ZM74 140H75V139H74ZM148 140H149V139H148ZM163 140H164V139H163ZM200 140H201V139H200ZM214 140H216V139H214ZM233 140H236V139H233ZM252 140H253V141H252L253 143H252V142H250V143H251V144H254V143H255V139L253 138ZM50 141H51V140H50ZM80 141H81V140H80ZM82 141H83V140H82ZM82 141H81V142H82ZM84 141H85V140H84ZM84 141H83L82 143H84ZM102 141H103V140H102ZM102 141H101V140L99 141L101 145H102ZM107 141H109V140H107V137H106V142H107ZM116 141H117V140H115L114 142H116ZM119 141H120V140H119ZM141 141H142V140H141ZM151 141H152V140H150V142H151ZM175 141H176V140H174V142H175ZM186 141H188V140H186ZM216 141H217V140H216ZM240 141H241V140H240ZM12 142H13V141H11L10 143H9V142L7 143V144H8V145H7V146H8L7 148H9V145H11ZM31 142H32V141H31ZM62 142H63V141H62ZM72 142H73V140H72ZM81 142H80V143H81ZM96 142H97L96 144L98 145V141H97V140H96ZM106 142H105V143H106ZM112 142H113V141H112ZM112 142H110V144H111ZM114 142H113L112 144H114ZM143 142H144V144H147L148 141L146 142V140H145V141H143ZM161 142H162V143H161V144H162L161 146H163V144H166V145H164V146H167V144H170V143H171V142H170V143H168V142H164V143H163V141H161ZM174 142H172L170 145H173ZM176 142H177V141H176ZM176 142H175V143H176ZM183 142H184V141H183ZM188 142H189V141H188ZM203 142H204V141H203ZM217 142H218V141H217ZM243 142H244V141H243ZM256 142H257V141H256ZM262 142H263V141H262ZM0 143H1V142H0ZM60 143H61V142H60ZM82 143H81V144H82ZM91 143H92V142H91ZM94 143H95V142H94ZM136 143H137V142H135V144H136ZM148 143H149V142H148ZM151 143H152V142H151ZM156 143H157V140H156ZM175 143H174V144H175ZM177 143H178V142H177ZM189 143L191 144V142H189ZM189 143H186L185 147H186L187 144H189ZM193 143L195 144L194 141H193ZM193 143H192V144H193ZM196 143H197V140H196ZM201 143H202V142H201ZM230 143H231V142H230ZM12 144L14 145V142H13ZM62 144H63V143H62ZM62 144H61V146H62ZM81 144H80V145H81ZM85 144H86V141H85ZM135 144H134V142H133L132 147H131L132 149L135 148V147L133 146V145H135ZM159 144H160V142L158 143V145H159ZM183 144H184V143H183ZM190 144H189V146H190ZM192 144H191V145H192ZM238 144H240V143H238ZM248 144H249V143H248ZM260 144L258 143L259 146H260ZM0 145H1V144H0ZM2 145H3V144H2ZM73 145H74V144H73ZM78 145H79V144H78ZM82 145H83V144H82ZM94 145H95V144H94ZM97 145L94 146V147H97V148H98ZM101 145H99V146H101ZM106 145H107V144H106ZM139 145H140V144H138V147H136V148L141 149L142 146L140 145V147H139ZM142 145H143V144H142ZM150 145H151V144H150ZM150 145H146V148H147V146H150ZM181 145H182V144H180V146H181ZM195 145H196V144H195ZM198 145L200 146V144H198ZM213 145H214V144H212L211 148H212V149H215L216 146L213 147ZM215 145H216V144H215ZM258 145H257V144H256V145L254 144V146H255L254 148L256 149V146H258ZM11 146H12V145H11ZM11 146H10V147H11ZM74 146H75V148H76V145H74ZM92 146H93V145H92ZM112 146H113V145H112ZM117 146H118V144H117ZM117 146L114 144V148H113V147H111V148H112V149H116V150H118L117 148H115V147H117ZM136 146H137V144H136ZM151 146L153 147V146H155V145H151ZM156 146H157V145H156ZM189 146H188V147H189ZM193 146H194V145H193ZM208 146H209V145H208ZM230 146H231V145H229V149H230ZM232 146H233V145H232ZM250 146H251V145H249V147H250ZM259 146L257 147V153H258V154H259L258 151L260 150ZM104 147H105V146H104ZM106 147H107V146H106ZM133 147H134V148H133ZM152 147H151V148H152ZM159 147H160V145H159ZM159 147H158V149H159ZM167 147H168V146H167ZM167 147H165V148L167 149ZM173 147H176V146H173ZM173 147H172V148H173ZM188 147H187V148H188ZM206 147H207V146H206ZM209 147H210V146H209ZM226 147L228 148V146H226ZM234 147H235V146H234ZM260 147H262V146H260ZM263 147H264V146H263ZM0 148H1V147H0ZM65 148H66V147H65ZM73 148H74V147H73ZM75 148H74V149H75ZM77 148H78V149H75V150H76V151H77V150L79 151L80 148H79V147H77ZM92 148H93V147H92ZM100 148H102V147H100ZM108 148H109V147H108ZM124 148H125V147H124ZM148 148H149V147H148ZM170 148H171V147H170ZM170 148H168V149H169L168 151L173 150V149H170ZM176 148H179V146H177ZM191 148H192V147H191ZM194 148H195V147H194ZM196 148H198V146H197ZM223 148H224V147H223ZM231 148H232V147H231ZM74 149H73V150H74ZM95 149H96V148H95ZM128 149H129V150H128ZM155 149H156V148H155ZM160 149H161V147H160ZM160 149H159V150H160ZM181 149H184V147H182ZM181 149H180V151H181ZM204 149H205V147H204ZM206 149H207V148H206ZM206 149H205L204 151H207ZM208 149H209V148H208ZM6 150H8V149H6ZM19 150H20V149H19ZM71 150H72V147H71ZM73 150H72L71 154L75 152V150H74V151H73ZM93 150H94V148H93ZM99 150H100V149H99ZM102 150H103V148L101 149V151H102ZM116 150H115V151H116ZM136 150H137V149H136ZM159 150H157V151H159ZM162 150H163V149H162ZM174 150H175V149H174ZM209 150H210V149H209ZM216 150H217V149H216ZM216 150H215V151H216ZM223 150H224V149H223ZM8 151L10 152V148H9ZM67 151H69V148H68ZM127 151H128V152H129V151L131 152V149L128 147V148H127ZM127 151H126V152L123 151V152H124V153H128ZM133 151L136 152L135 150H133ZM133 151L131 152L130 155H132V153H134ZM140 151H143V150H139V152H138V150H137L138 153H141ZM164 151H165V150H164ZM166 151H167V150H166ZM175 151H178V150H175ZM190 151H191V150H190ZM212 151H213V150H212ZM227 151H228V150H227ZM260 151H263V149L260 150ZM19 152H20V151H19ZM57 152H58V151H57ZM61 152H62V151H61ZM69 152H70V151H69ZM69 152H67V153H69ZM89 152H90V151H88V153H89ZM98 152H99V151H97V153H98ZM105 152H106V151H105ZM107 152H108V151H107ZM113 152H114V150H113ZM123 152H122L121 154H124ZM130 152H129V153H130ZM160 152H161V150H160ZM194 152H195V151H194ZM194 152H192V154H193ZM207 152H209V151H207ZM210 152H211V151H210ZM220 152H221V151H220ZM220 152L218 151L216 155L218 156ZM230 152H231V150H229V153H230ZM251 152H252V150H251ZM253 152H254V151H253ZM263 152H264V151H263ZM2 153H3V151H2ZM4 153H5V150H4ZM16 153H17V152H16ZM59 153H60V152H59ZM59 153H58V154H59ZM63 153L65 154V152H63ZM67 153H66V155H67ZM77 153L79 154V152H77ZM77 153H75V154H76L75 157L77 156ZM108 153L110 154V152H108ZM129 153H128V154H129ZM138 153H137V154H138ZM142 153H143V152H142ZM161 153H163V152H161ZM161 153H159V154L162 155ZM165 153H166V152H165ZM168 153H169V152H167V154H168ZM172 153H173V151L171 152V155H172ZM175 153H176V152H174L173 155H174ZM183 153H184V152H183ZM223 153H225V152H223ZM246 153H247V152H246ZM255 153H256V152H255ZM0 154H1V152H0ZM19 154H21V153H19ZM19 154H18V155H19ZM54 154H56V153H54ZM71 154H70V155H71ZM104 154H105V153H104ZM116 154H117V153H116ZM116 154H115V155H116ZM143 154H144V155H145V154L148 155L149 152H148V153H143ZM157 154H158V152H157ZM167 154H166V155H167ZM178 154L180 155V153H178ZM178 154H177V155H178ZM181 154H182V152H181ZM185 154H186V153H185ZM185 154H182L181 156L183 157V155H185ZM209 154H211V156H212V154L215 155V153H209ZM225 154H226V153H225ZM230 154H231V153H230ZM250 154H251V153H250ZM34 155H36V154H34ZM60 155H61V154H60ZM70 155L68 154V156H67L68 159H69V156H70ZM95 155H96V154H95ZM98 155H99V154H98ZM107 155H108V154H107ZM115 155H112V157L115 156ZM126 155H127V154H125L124 156L126 157ZM188 155H189V154H188ZM201 155H202V154H201ZM214 155H213V156H214ZM220 155H224V154L220 153ZM236 155H237V154H236ZM0 156H2V155H0ZM84 156H85V155H84ZM87 156H88V155H87ZM105 156H106V155H105ZM105 156H104V157H105ZM116 156H117V155H116ZM116 156H115V158H116ZM124 156H122V157H124ZM139 156L141 157V156H143V155H142V154H141V155L139 154L138 157H139ZM148 156L150 157V155H148ZM148 156H147V159H145V160H146L147 162H151L150 160H152L153 158L150 159ZM163 156H164V155H163ZM175 156H176V155H175ZM175 156H174V157H175ZM181 156H180V158H182ZM202 156H203V155H202ZM209 156H210V155H209ZM217 156H215V157L217 158ZM248 156L251 157V155H248ZM248 156L246 157L247 159L250 158V157L248 158ZM255 156H256V157H255V159H256L258 156H257V155H255ZM259 156H260V155H259ZM21 157H23V155H22ZM75 157L73 156L72 159H69V160H70V161L72 160V162H73V158H75ZM77 157L79 158V155H78ZM120 157H121V156H120ZM120 157H119V159H120ZM128 157H129V156H128ZM128 157H126V158H128ZM133 157L136 159V157H135L134 155H133ZM143 157H144V156H143ZM143 157H141L140 159H142ZM151 157H152V156H151ZM168 157H170V155H169ZM172 157H173V156H172ZM172 157H170V159H172ZM174 157H173V158H174ZM189 157H190V156H189ZM189 157H188V158H189ZM219 157H220V159L222 158L221 156H219ZM225 157H226V156H224V158H225ZM229 157H231V155H230ZM234 157H235V158H233V157H232V158H233V159H236V156H234ZM0 158H2V157H0ZM70 158H71V156H70ZM89 158H90V157H88V159H89ZM92 158H93V157H92ZM94 158H96V157L94 156ZM134 158H133V159H134ZM144 158H146V156H145ZM158 158H159V157L155 158V162H154L153 160H152V162H151L152 164H155V166H156L157 168H158V166L156 165V163H157V162L159 163V161H160V160H159V161H156ZM160 158H161V156H160ZM162 158H165V156L162 157ZM162 158H161V159H162ZM180 158H179V159H180ZM201 158H202V157H201ZM204 158H206V160L209 159L207 155H206V157H204ZM226 158H227V157H226ZM261 158H262V157H261ZM263 158H264V156H263ZM20 159H21V158H20ZM68 159L65 160V161H68ZM80 159H81V158H80ZM88 159H87V160H88ZM119 159H118V160H119ZM133 159H132L131 161H133ZM140 159H139V160H140ZM168 159H169V158H167L166 161H168ZM186 159H187V158H186ZM213 159L216 161V159H215L214 157H213ZM222 159H223V158H222ZM227 159H228V158H227ZM237 159H238V157H237ZM237 159H236V160H237ZM255 159H254V160H255ZM259 159H260V158H259ZM259 159H256V160H259ZM5 160H6V159H5ZM5 160H4V157H3L2 162H3L4 164H5ZM13 160H14V158H13ZM16 160H18V159H16ZM75 160H76V159H75ZM77 160H78V159H77ZM91 160H93V159H91ZM107 160H109V158H108ZM107 160H106V161H107ZM111 160L114 161V162H113V163H114L113 165H117V163H118L119 166L121 165V164H120L121 162H120V163H119V162H117V163L115 162L116 159L114 160V159L112 158ZM118 160H116V161H118ZM120 160H122V159H120ZM120 160H119V161H120ZM126 160H127V162H128V159H126ZM136 160H137V159H136ZM139 160H138L137 164L139 163ZM191 160L195 161V162L197 163L196 165H199V166H200V164H198V162H201V161H198L197 159H195V160H194V159H191ZM191 160L189 161V159H188L187 162H188V163H189V162H192ZM199 160H200V157H199ZM209 160H211V159H209ZM209 160H208L209 163L214 161V160H213V161H209ZM223 160H224V159H223ZM6 161H7V160H6ZM8 161H9V159H8ZM8 161H7V162H8ZM18 161H20V160H18ZM22 161H23V163L25 162L23 159H22ZM26 161H27V160H26ZM37 161H39V160H37ZM89 161H90V160H89ZM89 161L86 162V163L89 164V163H90ZM93 161H94V160H93ZM93 161H91V162H93ZM141 161H143V159H142ZM162 161H163V160H162ZM166 161H165V162H166ZM184 161H185V158H184L183 162H184ZM203 161L205 162V159H204ZM215 161H214V162H215ZM226 161H228V160H226ZM229 161H232V160L229 159ZM250 161H252L251 158H250ZM72 162H69V163L72 164ZM74 162H75V161H74ZM74 162H73V163H74ZM80 162H82V161H80ZM135 162H136V161H135ZM135 162H134V165L136 164ZM153 162H154V163H153ZM160 162H161V161H160ZM172 162H173V161H172ZM172 162H171V163H172ZM187 162H186V163H187ZM204 162H202V163L204 164ZM214 162H213V163H214ZM224 162H225V161H224ZM233 162H234V161H233ZM245 162H246V161H245ZM253 162H255V161H253ZM258 162H259V161H258ZM261 162H263V159H262V161H260V164L264 165V164L261 163ZM0 163H1V159H0ZM16 163H17V162H16ZM23 163H22V164H23ZM96 163H97V162H96ZM101 163H102V162H101ZM104 163H108V162H105L104 159H103V164H104ZM122 163H124V162H122ZM125 163H126V162H125ZM163 163H164V162H163ZM178 163H179V162H178ZM186 163H184V164H186ZM188 163H187V164H188ZM205 163H207V162H205ZM215 163H217V161H216ZM215 163H214V164H215ZM218 163H219V158H218ZM218 163H217V164H218ZM226 163H227V162H226ZM229 163H230V162H228V164H229ZM1 164H2V163H1ZM6 164H8V163H6ZM17 164L19 165V163H17ZM25 164H28V165H29V168H28V169L32 172L33 170H31L30 167L33 166L34 164H33V165H31V164H29V163H25ZM71 164H70L69 166H71ZM76 164H77V163H76ZM83 164H84V163H83ZM83 164H82V167H80L81 164H80L79 167H78V165L76 166L75 164H74V165L72 164V165L74 166V168H73V166H72V168H73L74 170L76 169V171H77V167L83 169ZM88 164H86V166H87ZM94 164H95V163H94ZM94 164H93V165H94ZM98 164H99V163H97V165H98ZM103 164H101V165H103ZM145 164H146V163H145ZM149 164H150V163H149ZM161 164H162V162H161ZM165 164H166V163H165ZM165 164H162V165H165ZM167 164H168V163H167ZM167 164H166V165H167ZM175 164H176V163H175ZM181 164L183 165V163H181ZM181 164H179V165L181 166ZM211 164H212V163H211ZM211 164H210V165H211ZM228 164H227L226 166H228ZM2 165H3V164H2ZM28 165H25V166H28ZM30 165H31V166H30ZM42 165H43V164H42ZM63 165H65V163H64ZM84 165H85V164H84ZM118 165H117L116 169L119 168ZM126 165H127V164H126ZM139 165H140V164H139ZM147 165H148V164H147ZM189 165H193V163H192V164H189ZM204 165H206V164H204ZM204 165H203V166H204ZM218 165H219V164H218ZM229 165H231V164H229ZM234 165H235V164H234ZM255 165H256V164H255ZM19 166L21 167L22 165L20 164ZM25 166H24V170L26 171L27 169L25 168ZM39 166L41 167L40 164H38V167H39ZM75 166H76V168H75ZM104 166H105V164L103 165V167H104ZM106 166H107V165H106ZM106 166H105V167H106ZM123 166H124V165H123ZM128 166H131V165H128ZM141 166H142V165H141ZM186 166H188V165H186ZM193 166H194V165H193ZM206 166H207V168H208V165H206ZM211 166H212V165H211ZM215 166H216V165H215ZM219 166H221V165H219ZM232 166H233V165H232ZM15 167H16V165H15ZM65 167H66V166H65ZM65 167H64V168H65ZM87 167H88V166H87ZM87 167H86V168H87ZM89 167H90V166H89ZM95 167H96V165H95ZM97 167H99V166H97ZM97 167H96V169H98ZM108 167H109V169H110V167H112V163H111V165H109ZM125 167H126V166H125ZM159 167H160V166H159ZM171 167H172V166H171ZM171 167H168V165H167V166H166V170H164V171H169V173H171V171L173 172L174 169H171ZM182 167H183V166H182ZM188 167H189V166H188ZM188 167H187V168H188ZM196 167H198V166H195V168H196ZM201 167H202V166H201ZM245 167H246V166H245ZM245 167H244V170H243L244 172H245V170H246ZM261 167H264V166H261ZM261 167H260V169H261ZM2 168H3V166H2ZM2 168L0 167L1 170H2ZM13 168H14V167H13ZM21 168H22V167H21ZM31 168H32V167H31ZM49 168H50V167H49ZM49 168H48V169H49ZM52 168H53V167H52ZM60 168H61V167H60ZM64 168H63V169H64ZM86 168H85V169H86ZM92 168H94V166H93ZM100 168L103 169L101 166H100ZM114 168H115V166H113V170H116V169H114ZM131 168H132V167H131ZM134 168H135V167H134ZM168 168H170V169L168 170ZM173 168H174V167H173ZM183 168H184V167H183ZM189 168L191 169V167H189ZM192 168L194 169V167H192ZM199 168H200V167H199ZM210 168H212V167H210ZM215 168L217 169V167H215ZM215 168H214V169H215ZM221 168H223V169H222L223 171H225L224 168L227 169V168L225 167V164H224V167L222 166ZM228 168H229V166H228ZM257 168H258V167H257ZM3 169H4V168H3ZM14 169H15V168H14ZM32 169H33V168H32ZM36 169H37V168H36ZM48 169H47V170H48ZM50 169H51V168H50ZM50 169H49L50 172H52V171L54 170V168H53V170H52V169L50 170ZM90 169H91V168H90ZM107 169H108V168H107ZM120 169H121V168H120ZM120 169H117V170L119 171ZM159 169H161V168H159ZM164 169H165V167H164ZM181 169H182V168H181ZM185 169H186V168H185ZM193 169H192V170H193ZM202 169H203V171L206 170V168L204 169V167H202ZM212 169H213V168H212ZM214 169H213V170H214ZM218 169H219V168H218ZM253 169H254V168H253ZM258 169H259V168H258ZM260 169H259V171H260ZM18 170H19V169H18V167H17V171H18ZM21 170H23V169H21ZM24 170H23V172H24ZM29 170H27L26 173H27ZM47 170H46V174L48 173V177H50L52 174L49 176L50 173H49ZM64 170H66V169H64ZM64 170H63V174H65V173H64ZM71 170H72V169H71ZM104 170H105V168H104ZM110 170H111V169H110ZM121 170H122V169H121ZM162 170H163V169H162ZM183 170H184V169H183ZM186 170H187V169H186ZM186 170H185V171H186ZM199 170H200V169H197V171H199ZM209 170H210V169H209ZM213 170H212V171H213ZM219 170H220V169H219ZM231 170H232V168H231ZM234 170H235V169H234ZM236 170H237V169H236ZM241 170H242V169H241ZM241 170H240V171H241ZM247 170H249V169H247ZM251 170H252V169H250V171H251ZM2 171H3V170H2ZM69 171H70V170H69ZM69 171H68V169H67V172H69ZM72 171H73V170H72ZM76 171H75V172H76ZM79 171H80V170H78V172H79ZM81 171H82V170H81ZM84 171H85V170H84ZM90 171H93V169L90 170ZM90 171H89V172H90ZM95 171H96V170H95ZM124 171H125V170H124ZM126 171H127V170H126ZM155 171L157 172L158 169L156 170V168H155ZM164 171H162V172H164ZM174 171H175V170H174ZM177 171H180V170H177ZM188 171H189V170H188ZM195 171H196V170L194 169V172H195ZM197 171H196V172H197ZM203 171H202V174H203ZM206 171H207V170H206ZM206 171H205V173H206ZM214 171H215V170H214ZM214 171H213V172H214ZM216 171H217V170H216ZM220 171H221V170H220ZM237 171L240 172L239 170H237ZM237 171H236V172H237ZM243 171H241V172L243 173ZM12 172H13V171H12ZM21 172H22V171H21ZM23 172H22V173H23ZM53 172H55V171H53ZM65 172H66V171H65ZM67 172H66V174H67ZM99 172H100V174H101L102 171H99ZM120 172H121V171H120ZM127 172H128V171H127ZM130 172H132V171H130ZM133 172H136V171H133ZM139 172H140V171H139ZM139 172H137V175H136V176H138V174H141V173H139ZM156 172H154V173H156ZM186 172H187V171H186ZM186 172H185V173H186ZM191 172L193 173V171H191ZM191 172H190V173H191ZM196 172H195V173H196ZM213 172H212V175H213ZM221 172H222V171H221ZM221 172H217V173H221ZM225 172H226V171H225ZM228 172H230V170H229ZM13 173H14V172H13ZM61 173H62V172H61ZM81 173H82V172H80V175L83 176L84 174H81ZM87 173H88V172H87ZM91 173L93 174V173H95V172L93 171V172H91ZM128 173H129V172H128ZM160 173H161V172H160ZM164 173H166V175H167V172H164ZM175 173H177V172H175ZM179 173H181V171H180ZM179 173H177L176 175H178ZM182 173H183V172H182ZM185 173H184V174H185ZM187 173L189 174V172H187ZM197 173H198V175H200L201 172H200V173L197 172ZM197 173H196V174H197ZM207 173H208V171H207ZM230 173H231V172H230ZM233 173H234V171H232V174L229 175V174L227 173L228 175H227V174H226V175L229 176V177H230V176L232 177ZM263 173H264V170H263ZM15 174L17 175V173H14V175H15ZM29 174H30V173H29ZM31 174L33 175L34 173H31ZM44 174H45V172H44ZM66 174H65V176H68V175H66ZM71 174H73V173H71ZM76 174H77V173H76ZM125 174H127V173H125ZM125 174H123V175L126 176ZM151 174H152V173L148 174V176H149V175L151 176ZM158 174H159V172H158ZM214 174H216V172H215ZM2 175H3V174H2V172H1L0 177H1ZM16 175H15V176H16ZM32 175H31V176H32ZM93 175H94V174H93ZM93 175L90 174V176H93ZM96 175H97V174H96ZM123 175H122V176H123ZM129 175H131V173H129ZM156 175H157V174H156ZM160 175H162V173H161ZM173 175H174V173H173ZM180 175H181V174H180ZM186 175H187V174H186ZM186 175H185V176H186ZM206 175H207V174H206ZM206 175H204V176L201 175V176H202L201 178H203V177L207 178ZM217 175H219V174H217ZM221 175L225 176L224 174H221ZM234 175L237 176V174H235V173H234ZM234 175H233V176H234ZM246 175H248V174H246ZM251 175H252V174H250V176H251ZM260 175H262V174L260 173L258 176L260 177ZM5 176H6V175H5ZM35 176H36V175H35ZM35 176H34V177L32 176V177L34 178V180H35ZM52 176H53V175H52ZM69 176H70V175H69ZM69 176H68V177H69ZM84 176H86V175H84ZM97 176H98V175H97ZM102 176H103V174H102ZM112 176L114 177V174H112ZM118 176H119V177H118ZM120 176H121V175H117L118 179L120 178ZM153 176H154V174H153ZM167 176H168V178H170L169 181L174 180V179H173L174 177L172 178V176H170V177H169V175H167ZM167 176H164L163 180H164ZM178 176H179V175H178ZM182 176H183V175H182ZM207 176L209 177V176H211V175H207ZM223 176H222V177H223ZM227 176H226V178H227ZM241 176H243V174H241ZM241 176H240V178H242ZM29 177H30V176H29ZM32 177H31V179H32ZM36 177H38V176H36ZM42 177H43V176H42ZM44 177H45V176H44ZM73 177H74V175H73ZM76 177L78 178V176H76ZM76 177H74L73 180H71V181H74V179H76ZM106 177H107V179H108V176H106ZM113 177H111V179H112ZM132 177H133V175H132ZM142 177H143V176H142ZM142 177H140V178L142 179ZM145 177H146V176H145ZM157 177H159V176L157 175L156 178L153 177V178H154L153 181L157 180ZM162 177H163V176H162ZM176 177H177V176H176ZM183 177H184V176H183ZM190 177H191V176H190ZM214 177H215V175H214ZM222 177H221V178H222ZM231 177H230V178H231ZM252 177H253V176H252ZM262 177H263V176H261V178H262ZM11 178H12V177H11ZM45 178H46V177H45ZM50 178H51V177H50ZM50 178H49V179H50ZM52 178H53V177H52ZM52 178H51L50 180H52ZM81 178L83 179V177H80V182H83V181H81ZM92 178L94 179V177H92ZM92 178H90V179H91V182H92ZM97 178H98V177H97ZM97 178H96V180H98ZM100 178H101V175H100L99 179H100ZM104 178H105V177H104ZM115 178H116V175H115ZM124 178H125V177H124ZM129 178H131V176H130ZM133 178H134V177H133ZM148 178H149V177H148ZM153 178H152V179H153ZM160 178H161V177H159V179H160ZM168 178H167V179H168ZM171 178H172V179H171ZM177 178H178V177H177ZM177 178H176V179H177ZM179 178H180V176H179ZM179 178H178V180H179L180 184L184 185V183H181V181H180L181 178H180V179H179ZM185 178H186V177H185ZM185 178H183V180L186 181ZM188 178H189V177H188ZM192 178H193V177H192ZM195 178H196V176H195ZM209 178H210V177H209ZM209 178H208V182H209V185H208V186L211 187V184H210V183L213 181V178H212L211 182L209 181ZM215 178H216V177H215ZM230 178H228L229 181L226 180V179L224 178V180L227 181V182H226V181H225V182H226V183L230 182ZM233 178L236 179V177H233ZM233 178H232V179H233ZM237 178L239 179V177H237ZM243 178H244V177H243ZM1 179H2V177H1ZM3 179H4V176H3ZM69 179H72V177H69ZM101 179H102V178H101ZM101 179H100V183H98L99 186H100V184H102V183L104 182V181L101 180ZM107 179H106V180H107ZM113 179H114V178H113ZM126 179H127V178H126ZM138 179H139V178H137V180H138ZM146 179H147V178H146ZM152 179H150V181H151ZM167 179H165V180H167ZM176 179H175V180H176ZM210 179H211V178H210ZM219 179H220V176H219ZM222 179H223V178H222ZM244 179H245V178H244ZM244 179H243V180H244ZM256 179H257V177H256ZM258 179H259V178H258ZM258 179H257V181H255V182H258ZM262 179H263V178H262ZM41 180H42V179H41ZM44 180H45V179H44ZM44 180H42V181H44ZM53 180H54V178H53ZM76 180H77V179H76ZM78 180H79V179H78ZM83 180H84V179H83ZM114 180H115V179H114ZM129 180H130V179H129ZM129 180H128V181H129ZM133 180H136V179H133ZM144 180H145V179H143V182H144L143 185L145 186V184H146L145 181H146V180H145V181H144ZM161 180H162V178L160 179V181H161ZM165 180H164V181H165ZM175 180H174V181H175ZM181 180H182V179H181ZM192 180H193V179H192ZM201 180H202V179H201ZM206 180H207V179H206ZM243 180H242L241 182H243ZM251 180H252V179H251ZM259 180H260V179H259ZM263 180H264V179H263ZM0 181H1V180H0ZM17 181H18V180H17ZM17 181H16V183H17ZM42 181H41V183H43ZM47 181H48V179H47ZM47 181H46V182L44 181V182H45V184L47 183V185H48V182H47ZM126 181H127V180H126ZM130 181H131V180H130ZM130 181H129V182H130ZM139 181H140V179H139ZM139 181H134V183L136 182V183L138 184ZM148 181H149V179H148ZM153 181H152V182H153ZM160 181H158V182H160ZM189 181H191V180L189 179ZM189 181H187V182H189ZM204 181H205V180H204ZM215 181H216V180H215ZM232 181H233V180H232ZM248 181L250 182V179H249ZM3 182L6 183L5 181H3ZM3 182H2V183H3ZM28 182H29V181H28ZM50 182H51V181H50ZM78 182H79V181H78ZM80 182H79V183H80ZM98 182H99V180H98ZM109 182H110V181H109ZM129 182L126 183V184H128L129 186L132 185V184L129 183ZM146 182H147V181H146ZM155 182H156V181H155ZM162 182H163V181H162ZM172 182H173V181H172ZM172 182H171V183H172ZM208 182H207V183H208ZM234 182H237V185H238L237 187L239 188V184H240L241 182L239 183V182L236 181V180H234ZM244 182H245V180H244ZM246 182H247V181H246ZM252 182H253V181H251V185H252ZM255 182H253V183H255ZM2 183H0V185H1ZM16 183H15V184H16ZM29 183H31V185H33L34 182H33V183H32V182H29ZM39 183H40V182H39ZM111 183H112V182H110V185H111ZM116 183H117V182H116ZM119 183H120V182H119ZM153 183H154V182H153ZM160 183H161V182H160ZM160 183H158V184L156 183V184L159 185V187H160L161 185H163V184L160 185ZM166 183H167V182H166ZM171 183H169V184H171ZM176 183H177V182H176ZM176 183H175L174 185H177V184L180 185L179 183H177V184H176ZM189 183H190V182H189ZM203 183H204V182H203ZM203 183H202V184H203ZM205 183H206V182H205ZM218 183H220V184L218 185V186L220 187V186H221V182H218ZM222 183H224V182H222ZM226 183H225V184H226ZM238 183H239V184H238ZM263 183H264V181H263ZM263 183H262V184H263ZM6 184H7V183H6ZM11 184H12V183H11ZM27 184H28V183H27ZM49 184H50V183H49ZM58 184H59V183H58ZM87 184H88V183H87ZM121 184H122V183H121ZM137 184H136V186L139 187V185L141 186L142 183H139V185H137ZM167 184H168V183H167ZM167 184H166V185H167ZM169 184H168V185H169ZM215 184H217V182H216ZM215 184H213V185H215ZM229 184H231V183H229ZM243 184H245V183H243ZM243 184H242V186H244ZM258 184H260V183H258ZM9 185H10V184H9ZM59 185H60V184H59ZM68 185H69V184H68ZM113 185H115V184H113ZM113 185H111L112 188H114ZM146 185H147V184H146ZM154 185H155V183H154ZM157 185H155V186L157 187ZM174 185H172L173 188H174ZM204 185L206 186V184H204ZM226 185H227V184H226ZM232 185H233V182H232ZM234 185H235V184H234ZM245 185H246V184H245ZM247 185H248V184H247ZM247 185H246V186H247ZM249 185H250V184H249ZM254 185L257 186V184H253L252 186H254ZM2 186H4V184H2ZM7 186H8V184L6 185V187H7ZM39 186H41V185H39ZM49 186H51V185H49ZM83 186H84V185H83ZM122 186H123V185H122ZM134 186H135V184H134ZM144 186H143V187H144ZM147 186H148V185H147ZM150 186H151V185H150ZM164 186H165V185H163V187H164ZM184 186H186V185H184ZM200 186H201V185H199L198 187L201 188ZM215 186H216V185H215ZM215 186H214V187H215ZM242 186H240V187H242ZM246 186H245V187H246ZM252 186H250V187H252ZM9 187H10V186H9ZM41 187H43V185H42ZM56 187H58V185H57ZM65 187H67V185H65ZM70 187H71V184H70ZM70 187H69V189H70ZM111 187H110V189H111ZM125 187H126V186H125ZM131 187H133V185H132ZM131 187H129V188H131ZM138 187H137V188L134 187L135 189L133 188L132 190L135 191L136 189H137V190L142 189L141 187H139V189H138ZM145 187H146V186H145ZM152 187H153V185H152ZM156 187H155V188H156ZM163 187H161V188L163 189ZM177 187H178V186H177ZM179 187H181V186H179ZM226 187H229V186L227 185ZM231 187H232V186H231ZM260 187H261V185H260ZM0 188H3V187L0 186ZM23 188H24V187H23ZM23 188H22V189H23ZM29 188H30V187H29ZM29 188H28V189H29ZM31 188H32V186H31ZM45 188H49V187L47 186V187H45ZM45 188H43V189L46 190V191L49 190V189H45ZM58 188H59V187H58ZM60 188H62V184H61ZM63 188H64V187H63ZM63 188H62L61 190H63ZM102 188H103V186H102ZM127 188H128V187L125 188L126 191H128ZM148 188H149V187H148ZM155 188H154V189H155ZM161 188H160V189H161ZM168 188H170V186H169ZM171 188H172V187H171ZM188 188H189V187H188ZM192 188H193V187H192ZM199 188H198V189H199ZM202 188H203V187H202ZM212 188H213V187H212ZM212 188H211V190H210V189H209V190L213 193ZM216 188H217V186L215 187V189H216ZM221 188H222V187H221ZM234 188L237 189L236 187H234ZM242 188H243V189H247V188H244V187H242ZM254 188H255V187H254ZM262 188H263V187H261L260 189H262ZM6 189H7V188H6ZM6 189H5V190H6ZM22 189H21V190H22ZM26 189H27V188H26ZM26 189H25V190H26ZM43 189H42V190H43ZM82 189H83V187H82ZM99 189H100V188H99ZM99 189H98V192L101 191V190L99 191ZM110 189H109V190H110ZM122 189H124V187H122ZM149 189H150V188H149ZM151 189H153V188H151ZM154 189H153V190H154ZM157 189H158V188H156V190H157ZM160 189H158V190H160ZM176 189H177V188L175 187V188H174V192H173V194H174L176 191H178V194H176V195H178V197H179V189H180V188H179L178 190H176ZM182 189H183V187H182ZM193 189H194V188H193ZM222 189H224V188H222ZM225 189H227V188H225ZM232 189H233V188H232ZM232 189H231V190H232ZM235 189H234V190H235ZM243 189H242V190H243ZM249 189H250V188H249V186H248V191H249ZM256 189H257V188H256ZM5 190H4V191H5ZM7 190H8V189H7ZM25 190H23V191H25ZM51 190H52V188H51ZM51 190H50V191H51ZM111 190H112V189H111ZM114 190H115V189H114ZM132 190H131V191H132ZM137 190H136V191H137ZM143 190H144V189H143ZM143 190H142V191H143ZM171 190H173V189H171ZM185 190L188 191V190L186 189V187H184V191H185ZM201 190H202V189H200V191H201ZM203 190L206 191L205 188H203ZM207 190H208V189H207ZM218 190H219V188H218ZM228 190H229V189H228ZM239 190H240V189H239ZM242 190H240V191H237V190H236V191H237V192H242ZM0 191H1V189H0ZM70 191H71V190H70ZM115 191H117V190H115ZM122 191H123V190H122ZM122 191H121V192H122ZM139 191H141V190H139ZM151 191H152V190H151ZM151 191H150V192H151ZM163 191H166V190H163ZM190 191H191V190H190ZM193 191H194V190H193ZM197 191H198V190H197ZM216 191H217V189H216ZM229 191H230V190H229ZM236 191H232V193H234V192H236ZM248 191L245 190L246 193H247ZM5 192H6V191H5ZM18 192H19V191H18ZM18 192H16V194H17ZM21 192H22V191H21ZM47 192H48V191H47ZM52 192H53V190H52ZM54 192H57V191H54ZM54 192H53V193H54ZM84 192H87V191L82 190V193H84ZM95 192H97V190H96ZM95 192L93 191V193H95ZM112 192H113V190H112ZM117 192L119 193L120 191H117ZM128 192H129V191H128ZM155 192H156V193H159V191H158V192H157V191H154L153 194H155ZM171 192H172V191H171ZM171 192H170V193H171ZM182 192H183V191H182ZM211 192H210V193H211ZM222 192H224V191H222ZM226 192H227V190H225L224 193L227 194L228 192H227V193H226ZM230 192H231V191H230ZM2 193H3V192H2ZM2 193H1V194H2ZM7 193H9V192H7ZM58 193H59V192H57V195H58ZM87 193H89V192H87ZM90 193H92L91 190H90ZM93 193H92V194H93ZM122 193H123V192H122ZM126 193H127V192H126ZM126 193H125V191H124V194H126ZM129 193L131 194L132 192H129ZM129 193H128L127 195H129ZM133 193L135 194V195H133V196H136L137 198H139L137 195H138V193H141V192H133ZM136 193H137V194H136ZM147 193H148V192H147ZM191 193H192V192H191ZM191 193H190V194H191ZM194 193H195V192H193V195H192V196L190 195V197H194L195 200H196L197 198L194 196ZM200 193L202 194V192H200ZM200 193H199V194H200ZM208 193H209V192H208ZM210 193H209V194H210ZM214 193H215V192H214ZM220 193H221V192H220ZM248 193H249V192H248ZM248 193H247V194H248ZM252 193H253V192H252ZM16 194H12V195H13L12 198H13L14 195H16ZM19 194H20V193H19ZM21 194H23V192H22ZM21 194H20V195H21ZM42 194H43V193H42ZM55 194H56V193H55ZM55 194H54V196H55ZM95 194H97V193H95ZM95 194H94V195H95ZM99 194H100V193H99ZM116 194H117V193H116ZM150 194H151V193H150ZM163 194H164V193H163ZM180 194H181V195H182V194L184 195V194H187V193H184V192L181 193V190H180ZM197 194H198V193H197ZM203 194H204V195H205V194H206V195H209V194H207V193H203ZM216 194H217V193H216ZM216 194H215V195L213 194L214 197L216 196ZM218 194H219V193H218ZM235 194H236V193H235ZM239 194H240V193H239ZM57 195H56V196H57ZM60 195H62V194H60ZM60 195H59V196H60ZM66 195L69 196L70 194H65V197H66ZM131 195H132V194H131ZM139 195H141V194H139ZM143 195H144V194H143ZM143 195H142V197H143ZM148 195H149V194H148ZM155 195H156V194H155ZM157 195H159V194H157ZM160 195H162V194H160ZM176 195H174V196L176 197ZM183 195H182V196H183ZM188 195H189V194H188ZM188 195H187V197H188ZM231 195H232V194H231ZM231 195H230V196H231ZM248 195H249V194H248ZM250 195H251V192H250ZM262 195H263V194H262ZM262 195H261L260 197H262ZM16 196H17V195H16ZM52 196H53V195H52ZM96 196H97V199H98L99 195L97 194V195H95L94 197L96 198ZM118 196H119V195H118ZM120 196L122 197L121 194H120ZM129 196H130V195H129ZM144 196H145V195H144ZM146 196H147V195H146ZM150 196H151V195H150ZM152 196H153V195H152ZM152 196H151V197H152ZM185 196H186V195H185ZM196 196H198V195H196ZM200 196H201V195H200ZM209 196H211V195H209ZM218 196H220V195H218ZM222 196H223V195H222ZM224 196H225V195H224ZM226 196H227V195H226ZM245 196H246V197H245ZM245 196H244V198H247V200H249V198H252V196H254V193H253L252 196H248V197H247V195H245ZM2 197H3V196H2ZM2 197L0 196V198H2ZM18 197L21 198V196H19V195H18ZM18 197H17V198H18ZM44 197H45V196H44ZM62 197H63V196H62ZM72 197H73V199H74V201H75V198H74L75 196H72ZM72 197H71V198H72ZM78 197H79V198H78ZM80 197H81V196H77L76 198L80 199ZM126 197H127V196L125 195V198H126ZM140 197H141V196H140ZM142 197H141V198H142ZM156 197H157V196H156ZM162 197H166V194H165L164 196H162ZM198 197H199V196H198ZM214 197H213V198H214ZM220 197H221V196H220ZM232 197H233V196H232ZM232 197H230V198L232 199ZM236 197H237V196H236ZM239 197H240V196H238L237 198H239ZM242 197H243V193H242ZM263 197H264V196H263ZM263 197H262V198H263ZM50 198H51V197H50ZM57 198H58V200L60 199V197H58V196H57ZM71 198H70V199H71ZM81 198H82V197H81ZM100 198H101V196H100ZM131 198H132V202H133L134 197H131ZM137 198H136V199H137ZM145 198H147V197H145ZM153 198H154V196L152 197V200H149L148 202L153 201ZM158 198L161 199L160 196L157 197V199H158ZM181 198L183 199L184 197H180V199H181ZM188 198H189V197H188ZM200 198H202V197H200ZM204 198H205V197H204ZM210 198H211V197H210ZM221 198H223V197H221ZM228 198H229V197H228ZM234 198H235V197H234ZM234 198H233V199H234ZM244 198H242L241 200L244 201ZM254 198H255V196H254ZM5 199H6V198H5V195H4V199H3V200H5ZM9 199H10V198H9ZM52 199H53V197H52ZM97 199H94V198H93L94 202H95V200H97ZM101 199H102V198H101ZM136 199H134V200H136ZM139 199H140V198H139ZM142 199H144V197H143ZM160 199L158 200V201H159L158 203H160V202L163 201V200H166V201H167V199H163V200H162V199L160 200ZM176 199L179 200V198H176ZM185 199H186V198H185ZM185 199H183L184 202H185ZM219 199H220V198H217L216 200L219 201ZM235 199H236V198H235ZM1 200H2V199H0V202H1ZM3 200H2V201H3ZM12 200H13V199H12ZM12 200H10V201H12ZM19 200H20V199H19ZM53 200L55 201V199H53ZM53 200H51V201L53 202ZM58 200H56V201H58ZM61 200H62V199H61ZM61 200H59V201H61ZM63 200H64V197H63ZM63 200H62V201H63ZM65 200H66V198H65ZM68 200H69V199H68ZM76 200H77V199H76ZM80 200H81V199H80ZM127 200H128V199H126V201H127ZM144 200H145V199H144ZM147 200H148V199H147ZM168 200H169V199H168ZM171 200H172V199H171ZM178 200H177V202H178ZM190 200H191V202H190ZM190 200H188L190 203L194 202V201H193L194 199H193V200L190 199ZM213 200H214V199H213ZM247 200H246V201H247ZM253 200H255V199H253ZM253 200H252V201H253ZM262 200H263V199H262ZM14 201H16V198H14ZM14 201H12V204L15 203ZM21 201H22V200H21ZM97 201H99V203H100V199L97 200ZM139 201H141V200H139ZM139 201L136 200L135 203H137V202H139ZM145 201H146V200H145ZM155 201H156V200H155ZM166 201H165V202H166ZM179 201H180V200H179ZM199 201L202 202V200L200 199V200L197 201V203H198ZM203 201L205 202V200H203ZM206 201H208V200H206ZM210 201H211V200H210ZM214 201H215V200H214ZM222 201H223V200H222ZM229 201H230V199L228 200V202H229ZM232 201H233V200H232ZM232 201H231V202H232ZM238 201H239V200H238ZM250 201H251V200H249V203H248L246 206H250V207H252L253 202H250ZM4 202H5V201H4ZM8 202H9V201H8ZM76 202H77V201H76ZM122 202H123V201H122ZM141 202H142V201H141ZM143 202H144V201H143ZM168 202H169V201H168ZM180 202H181V201H180ZM184 202H182V203H184ZM201 202H200V203H201ZM208 202H209V201H208ZM236 202H237V201H236ZM262 202H264V201H261V203H262ZM2 203H3V202H2ZM9 203H10V202H9ZM47 203H48V202H47ZM53 203H54V202H53ZM55 203H58V204H59V203H65V202H55ZM66 203H67V204H66L67 206H68V205H69L70 207L73 206V207H72V209H73L72 212L76 214L75 217H76L77 215H79L78 218L76 217L75 220H77V221L80 220V221L82 222L83 217H82L81 214H80L81 211H80V213H79V210H80L79 208H80V207L76 208V207L81 203V201L78 202L79 204H77V206H74V204L71 205L72 202L70 203L69 201H67ZM128 203H129V202H128ZM150 203H151V202H150ZM152 203L154 204V201H153ZM162 203H163V202H161V203L158 204V205H160V207H161V206H162ZM166 203H167V202H166ZM195 203H196V201H195ZM195 203H192V204H194V207H195V206L199 207L198 205H199L200 203H199L198 205H195ZM205 203H207V202H205ZM205 203H204V204H205ZM209 203H210V202H209ZM215 203H217V202H215ZM237 203H238V202H237ZM239 203H240V202H239ZM7 204H8V203H7ZM7 204L5 203L4 205H7ZM18 204H19V203H18ZM18 204L16 203V205H18ZM48 204H49V203H48ZM75 204H76V203H75ZM81 204H82V203H81ZM81 204H80V205H81ZM126 204H127V203H126ZM140 204H141V203H140ZM163 204H164V203H163ZM176 204H177V203H176ZM186 204H187V203H186ZM186 204L184 203L185 206H187ZM204 204H203V205H204ZM240 204H242V203H240ZM245 204H246V203H245ZM254 204H255V202H254ZM4 205H3V206H4ZM8 205H9V204H8ZM19 205H21V204H19ZM19 205H18V206H19ZM25 205H26V204H25ZM45 205H46V204H45ZM45 205H44V207H46ZM56 205H57V204H56ZM66 205H65V207H66ZM99 205H101V204H99ZM102 205H104L103 202H102ZM122 205H124V202H123ZM127 205H129V204H127ZM130 205H131V204H130ZM136 205H137V204H136ZM138 205H139V204H138ZM142 205H143V204H142ZM167 205H168V206H167ZM167 205H166L167 207L164 205V208L166 207V209L168 208V209L170 210V208H169V207H170V206H169V203H168ZM224 205H225V204H224ZM230 205H231V204H230ZM232 205H233V204H232ZM232 205H231V206H232ZM235 205H237V204H235ZM238 205H239V204H238ZM1 206H2V205H0V207H1ZM11 206H13V205H11ZM11 206H10V207H11ZM14 206H15V205H14ZM18 206H17V208L19 209ZM22 206H23L22 209H24V205H22ZM49 206L54 208V207H55V204H54V206H53V204H52V206H51V205H49ZM49 206H48V208H49ZM58 206H59V205H58ZM60 206H61V208H62V204H61ZM63 206H64V205H63ZM104 206H105V205H104ZM104 206H103V207H104ZM109 206H110V205H109ZM125 206H126V205H125ZM140 206H141V205H140ZM140 206H138V207H140ZM171 206H172V205H171ZM182 206H183V205H182ZM191 206H192V207H191ZM191 206H190V207L193 209V205H191ZM201 206H202V203H201ZM218 206H219V205H218ZM226 206H227V205H226ZM226 206H225V207H226ZM233 206H234V205H233ZM239 206H240V205H239ZM246 206H245V207H246ZM261 206H262V204H261ZM263 206H264V205H263ZM4 207L6 208V206H4ZM15 207H16V206H15ZM15 207H14V208H15ZM56 207H57V206H56ZM56 207H55V208H56ZM82 207H83V206H82ZM106 207H108V206L106 205ZM106 207H105V208H106ZM115 207H116V206H115ZM118 207H119L118 209L122 210V207H121V206H118ZM148 207H149V206H148ZM152 207H153V206H151L150 208H151V209H154V208H155V207H153V208H152ZM188 207H189V205H188ZM223 207H224V206H223ZM223 207H222V208H223ZM227 207H230V206H227ZM253 207H254V206H253ZM5 208H4V210L6 211L7 209H5ZM28 208H29V207H28ZM33 208H37V207H33ZM38 208H39V211H40V209L43 208V207H41V208L38 207ZM55 208H54V209H55ZM57 208H58V207H57ZM67 208H68V207H67ZM98 208H99V206H98ZM110 208H111V207H110ZM125 208H126V207H124V209H125ZM127 208H130V207H127ZM131 208L133 209L134 206L131 207ZM156 208H159V206H157ZM156 208H155V209H156ZM182 208H184V206H183ZM191 208H189V210H190ZM200 208H201V207H200ZM202 208H203V207H202ZM202 208H201V209H202ZM206 208H208V207H206ZM206 208L204 207L203 209H206ZM231 208H233V207H231ZM0 209H1V208H0ZM30 209H32V208H30ZM45 209H46V208H45ZM49 209H50V212H51L52 208H49ZM49 209H48V213H49ZM54 209H53V211H54ZM58 209H59V208H58ZM64 209H66V208L63 207V212H65V211L67 210V211H66V214H65V215H67V213L69 212V211H68L69 208L66 209L65 211H64ZM72 209H71V210H72ZM116 209H117V207H116ZM132 209H129V210H130V213L134 212V214H136L135 216H140L139 214H141L140 212H141V210H142V216H143V214H144V212H143L144 210H143V209H144V208L138 210V211H140V212L138 213V215H137V213H135V211H137V208H136V210L133 209L134 211H133ZM155 209H154V210H155ZM162 209H163V208H162ZM186 209H187V207H186ZM192 209H191V210H192ZM195 209H197V208H195ZM201 209H199V211H200ZM227 209L230 210L229 208H227ZM244 209H245V208L243 207V209H242V206H241V208H240L239 210H243L242 212H243V213L245 212V213H244L245 215H246V214L249 215V212H248L247 210H244ZM1 210H3V209H1ZM1 210H0V214H1V212H2ZM8 210H10V211L13 213V215H14V213H16V215H17V211H18V210H17L16 212L14 211V210H16V209H14V210L12 209L14 212H13L11 209H8ZM20 210H21V209H20ZM24 210H25V209H24ZM24 210H23V211H24ZM26 210H29V209H26ZM55 210H57V209H55ZM59 210H60V209H59ZM61 210H62V209H61ZM61 210H60L59 215H62V214H63V212H62V214H61ZM71 210H70V211H71ZM95 210H96V208H95ZM95 210H94V211H95ZM101 210H102V209H101ZM107 210H108V211H111V210H109L108 208H107ZM131 210H132V211H131ZM156 210H157V209H156ZM156 210H155V211H156ZM158 210H159V209H158ZM169 210H168V211H169ZM197 210H198V209H197ZM231 210H234V209H231ZM237 210H238V209H237ZM249 210H251V209H249ZM253 210H254V208H253ZM256 210H261V211H262V210H264V208H258V209H256ZM256 210H255V211H256ZM23 211L21 210V213H23ZM43 211H45V210H43ZM53 211H52V213H51V216L57 214V211H58V210H57V211H54V212H53ZM118 211H119V210H118ZM127 211H128V210H127ZM155 211H154V212H155ZM160 211H161V210H160ZM163 211H164V209H163ZM165 211H166V210H165ZM175 211H176V210H175ZM193 211H194V210H193ZM202 211H203V210H202ZM205 211L208 212L207 210H205ZM224 211H225V212H224ZM224 211H223V213H225L224 215H226L227 212H226V210H224ZM234 211H235V210H234ZM246 211H247L248 213H247ZM25 212H26V211H25ZM34 212L37 213V211H35V210H34ZM46 212H47V210H46ZM46 212H45V214H47ZM72 212H71V213H72ZM95 212H96V211H95ZM128 212H129V211H128ZM149 212H150V211H149ZM156 212H157V211H156ZM161 212H162V211H161ZM171 212H172V210H171ZM171 212H169V213L171 214ZM186 212H187V210H186ZM196 212L198 213V211H196ZM196 212H194V213L196 214ZM206 212H205V213H206ZM240 212H241V211H240ZM256 212H257V211H256ZM262 212L264 213V211H262ZM2 213L4 214V212H2ZM6 213H7V211L5 212V214H6ZM12 213H11V214H12ZM41 213H42V210H41L40 214H41ZM53 213H55V214H53ZM101 213H102V215H103V213H105V212L103 211V212H101ZM107 213H108V212H107ZM151 213H152V212H151ZM151 213H149L150 216H152ZM162 213H163V212H162ZM162 213H161V214H158V215L160 216V215H162ZM166 213H167V212H166ZM192 213H193V212L191 211L190 214H192ZM194 213H193V215H194ZM223 213H222V214H223ZM228 213H229V212H228ZM234 213H235V212H234ZM236 213H237V212H236ZM243 213H241V214L243 215ZM3 214H2V215H3ZM5 214H4V215H5ZM38 214H39V213H37L36 216H37ZM52 214H53V215H52ZM68 214L70 215V213H68ZM115 214H116V213H115ZM134 214H133V215H134ZM164 214H165V212H164ZM170 214H166V215H170ZM184 214H185V211H184ZM184 214H183V215H184ZM199 214H200V213H199ZM202 214H203V212H202ZM202 214H200V215H202ZM209 214H210V213H209ZM209 214H208V215H209ZM214 214H215V212H214ZM216 214H217V213H216ZM219 214H220V213H219ZM222 214H220V216H221ZM241 214L239 213V215H241ZM258 214H259V213H258ZM260 214H262V213H260ZM7 215H8V214H7ZM9 215H10V214H9ZM9 215H8V216H9ZM13 215H12L10 218H13V217L15 216V215H14V216H13ZM20 215L22 216V215H24V214H20ZM47 215H48V214H47ZM47 215H46V217H49V215H48V216H47ZM72 215H73V217H74V214H72ZM100 215H101V214H100ZM102 215H101V216H102ZM104 215H105V218H106V217L110 218V216H111V215L108 216L109 214H104ZM112 215H113V213H112ZM117 215H118V214H117ZM123 215H124V214H123ZM123 215L121 216V218H123ZM126 215H128V214H126ZM166 215H165V216H166ZM196 215H197V214H196ZM196 215H194V216H196ZM200 215H197V216H199V218H200ZM210 215H212V214H210ZM239 215H238V216H239ZM5 216H6V215H5ZM36 216H35V218H36ZM55 216H56V215H55ZM62 216H63V215H62ZM62 216H60L61 219H64V218L66 217V216H65L64 218H62ZM67 216H68V215H67ZM70 216H71V215H70ZM142 216H141V217H142ZM146 216H147V215H146ZM187 216H188V215H187ZM187 216H186V218H187ZM216 216H217V215H216ZM228 216H229V215H228ZM230 216H231V215H230ZM236 216H237V215H236ZM255 216L257 217L256 214H255ZM258 216H259V215H258ZM260 216H261V215H260ZM23 217H24V216H22V219H23ZM33 217H34V216H33ZM40 217H41V215H40ZM40 217H39V218H40ZM42 217H43V216H42ZM99 217H100V216H99ZM116 217H118V216H116ZM116 217H114V218H116ZM124 217H126V216H124ZM144 217H145V216H144ZM147 217H149V216H147ZM166 217H167V216H166ZM166 217H165V218H166ZM178 217H179V216H178ZM182 217H185V215H184V216H181V217H179V218H182ZM201 217L204 218V216H201ZM205 217H206V216H205ZM222 217H223V216H222ZM241 217H242V216H241ZM243 217H246V218H247V217H250V216H243ZM0 218H1V217H0ZM3 218H4V217H3ZM6 218H7V217H5V219H6ZM17 218H18V217H17ZM39 218H38V219H39ZM44 218H45V217H44ZM44 218H43V219H44ZM68 218L71 219V217H69V216L67 217V219H68ZM105 218H104V220L106 221L108 218H106V219H105ZM111 218H112V219H111V221H112V220H113V216H111ZM134 218H135V217H134ZM179 218H178V219H179ZM186 218H185V220H188V218H187V219H186ZM191 218H192V217H191ZM191 218H190L189 220H191ZM227 218H228V217H227ZM227 218L225 217V220H226ZM238 218H239V217H238ZM252 218H254V217H252ZM252 218H249V219L252 221ZM257 218H260V217H257ZM13 219H14V218H13ZM36 219H37V218H36ZM55 219L57 220V218H54V220H55ZM142 219H143V217H142ZM142 219H141V220H142ZM146 219H147V218H146ZM146 219H145V221H146ZM167 219H168V218H167ZM167 219H166V220H167ZM206 219H208V218H206ZM212 219H213V218H212V216H211V220H212ZM254 219H256V218H254ZM254 219H253V221H254ZM9 220L12 222L11 219H9ZM25 220H27V219L25 218ZM39 220H40V219H39ZM56 220H55V221H56ZM65 220H66V218H65ZM68 220H69V219H68ZM119 220H120V218H118V219L116 220V222H117L116 224H121L120 222L118 223ZM121 220H122V219H121ZM121 220H120V221H121ZM124 220H126V218H125ZM136 220H138V219H136ZM141 220L139 219L138 222H140ZM158 220H159V219H158ZM158 220H157V221H158ZM160 220H164V219L162 218V219H160ZM160 220H159V221H160ZM193 220H194V218H193ZM195 220H196V218H195ZM197 220H198V219H197ZM197 220H196V221H197ZM211 220H210V222H211ZM213 220H214V219H213ZM216 220H217V218H216ZM219 220H220L221 222L223 221V220H221V219H219ZM227 220H228V219H227ZM247 220H248V218H247ZM261 220H262L261 218H260V220H258V221H259L258 224H260V221H261ZM5 221H6V220H5ZM10 221H9V222H10ZM18 221L20 222V219H18ZM30 221H31V223H32L33 219H32V220H29V222H30ZM34 221H36V220L34 219ZM37 221H38V220H37ZM37 221H36V222H37ZM49 221H50V220H49ZM58 221H60V218L58 219ZM61 221H62V220H61ZM109 221H110V220H107V223H108ZM126 221H127V220H126ZM147 221H148V220H147ZM157 221H155L154 223H151V224L154 225L155 223H158ZM176 221L178 222V220H176ZM179 221H181V220H179ZM199 221H200V222H199ZM204 221H205V220H204ZM206 221H207V220H206ZM228 221H229V220H228ZM239 221H240V220H239ZM251 221H249V222L251 223ZM263 221H264V220H263ZM14 222H15V221H14ZM16 222H17V220H16ZM39 222H40V221H39ZM44 222H46V224H47V223H50V224H51V223H53L54 221H53V222H47V221H44ZM66 222H67V220H66ZM66 222H65V223H66ZM70 222H72V219H71V221H68V223H70ZM75 222H76V221H75ZM127 222H128V221H127ZM127 222H125V223H127ZM129 222H130V221H129ZM138 222H137V223H138ZM143 222H144V221H142L141 223H143ZM163 222H165V221H163ZM189 222H191V221H189ZM189 222H188V223H189ZM192 222H195V221H192ZM197 222H198V223H196V224H199V226H200V225H201V220H198ZM210 222H209V227H210ZM214 222H215V221H214ZM217 222H219V221H217ZM223 222H225V221H223ZM240 222H241V221H240ZM6 223H7V222H6ZM12 223H13V222H12ZM24 223H25V222H24ZM24 223H22V224H24ZM27 223H28V222H27ZM34 223H35V222H34ZM34 223H32V224L34 225ZM40 223H41V222H40ZM40 223H39V224H40ZM42 223H43V222H42ZM60 223H61V222H60ZM62 223H63V222H62ZM62 223H61V224H62ZM65 223H64V225H66ZM107 223H105V224L107 225ZM109 223H110V222H109ZM109 223H108V226H110V225L112 224V223H111V224L109 225ZM123 223H124V222H122V224H123ZM130 223H131V222H130ZM159 223H160V222H159ZM159 223H158L157 225H160ZM165 223H166V222H165ZM170 223H171V222H169V224H170ZM181 223H182V221H181ZM183 223H184V221H183ZM188 223H187V225H188ZM211 223H212V222H211ZM215 223H216V222H215ZM225 223H226V222H225ZM13 224H14V223H13ZM20 224H21V222H20ZM29 224H30V223H29ZM37 224H38V223H37ZM39 224H38V225H39ZM44 224H45V223H44ZM44 224H40V225H39V228H40L41 230H42L41 227L44 226ZM46 224H45V225H46ZM58 224H59V223H58ZM61 224H60L59 226H61ZM71 224H72V223H70V225H71ZM113 224H114V223H113ZM113 224H112V225H113ZM143 224H144V225H142V226L144 227L145 224H146V222L143 223ZM161 224H162V222H161ZM176 224H177V228H178V225H179V224H178V223H176ZM176 224H174V225L176 226ZM189 224H190V223H189ZM213 224H214V223H213ZM219 224L222 225L220 222H219ZM235 224H236V223H235ZM235 224H234V226H235ZM246 224H247V223H245L244 225H246ZM253 224L255 225V223H253ZM261 224H262V223H261ZM10 225H11V224H10ZM10 225H9V227H10ZM14 225H15V224H14ZM24 225H25V224H24ZM26 225H27V224H26ZM30 225H31V224H30ZM33 225H32V226H33ZM35 225H36V224H35ZM41 225H42V226H41ZM53 225H54V224H53ZM53 225L51 224L52 228H53ZM56 225H57V224H56ZM56 225H55L54 227H58V226H56ZM64 225H62L61 228H64ZM67 225H68V224H67ZM67 225H66V226H67ZM114 225H115V224H114ZM125 225H126V224H125ZM127 225H129V223H128ZM127 225H126V226H127ZM171 225H172V223H171ZM187 225H186V229H187V227H188ZM205 225H206V224H204V226H205ZM216 225H217V223H216ZM225 225H226V224H225ZM227 225H228V224H227ZM231 225H232V224H231ZM247 225L250 226L249 223H248ZM20 226H21V225H20ZM36 226H37V225H36ZM40 226H41V227H40ZM72 226L74 227V218H73V225H72ZM72 226H69V228H71ZM121 226H122V225H121ZM126 226H124V227H126ZM130 226H131V224H130ZM138 226H139V224H138ZM160 226H161V227H164V226H166V224L164 225V223H163V225H160ZM160 226H158V227H160ZM169 226H170V225H169ZM180 226H181V225H180ZM180 226H179V228H181ZM189 226H191V225H189ZM192 226H193V225H192ZM192 226H191L190 228L193 229ZM196 226H197V225H196ZM202 226H203V225H202ZM204 226L202 227L203 229H205V228L207 227V226H206V227L204 228ZM222 226H223V225H222ZM234 226L232 225L231 227H234ZM237 226H238V225H237ZM237 226H235V227L237 228ZM252 226H253V225L251 224V227H252ZM263 226H264V225H263ZM12 227H14V226H11V228H12ZM18 227H19V226H18ZM44 227H45V226H44ZM44 227H43V229H44ZM48 227H49V226H48ZM73 227H72V228H73ZM104 227H105V226H104ZM116 227H117V226H116ZM118 227H119V225H118ZM139 227H140V226H139ZM209 227H208V228H209ZM229 227H230V226H229ZM229 227H227V228L230 230L231 227H230V228H229ZM251 227H250V228H251ZM254 227H255V226H254ZM256 227H257V226H256ZM256 227H255V228H256ZM0 228H1V227H0ZM30 228H31V227H29V229H28V226H27V229H28L29 231H30ZM52 228H51V231H52ZM59 228H60V227H59ZM75 228H77V227L75 226ZM75 228H74V229H75ZM112 228H113V226H112ZM112 228H111V226H110V228L108 227L107 229L109 230V232H111L110 229L112 230ZM126 228H127V227H126ZM140 228H141V227H140ZM147 228H148V231L150 232L148 226H147ZM154 228H157V227H154ZM170 228H171V226H170ZM170 228H169V229H170ZM174 228H175V227H174ZM177 228H176V229H177ZM184 228H185V227H184ZM199 228H200V227H199ZM202 228H201V229H202ZM214 228H215V226L213 225V229H214ZM222 228H223V227H222ZM222 228H221V230H222ZM236 228H235V230H236ZM243 228H244V227H243ZM259 228H261V226H259ZM9 229H10V228H9ZM9 229H7V230H9ZM16 229H17V228H16ZM19 229H20V227H19ZM21 229H22V227H21ZM21 229H20V230H21ZM32 229H33V228H32ZM36 229L38 230V227H37ZM40 229H39V230H40ZM74 229H73V230H74ZM114 229H115V228H114ZM120 229H121V228H120ZM122 229H123V227H122ZM131 229H132V228H131ZM150 229H151V228H150ZM176 229H175V230H176ZM215 229H216V228H215ZM218 229H220L219 226H218ZM224 229H225V228H224ZM232 229H233V228H232ZM237 229H238V228H237ZM239 229H240V228H239ZM247 229H248V227H247ZM252 229H254V228H252ZM256 229H257V228H256ZM262 229H263V228H262ZM3 230H4V229H3ZM11 230H12V229H11ZM13 230H14V228H13ZM28 230H27V231H28ZM41 230H40V231H41ZM44 230H45V229H44ZM55 230H56V229H55ZM55 230H54V233H55ZM57 230H58V229H57ZM65 230H67V232H68V229H67V228H65ZM70 230H71V229H70ZM103 230H104V229H103ZM132 230H133V229H132ZM146 230H147V229H146ZM159 230H160V233H161V232H162L161 229H159ZM181 230H183V228H182ZM188 230H189V228H188ZM194 230H196V229H194ZM197 230H198V229H197ZM199 230H200V229H199ZM211 230H212V229H211ZM216 230H217V229H216ZM229 230H228V231H229ZM233 230H234V229H233ZM233 230H232V231H233ZM240 230H241V229H240ZM240 230H238V232H239ZM244 230H245V228H244ZM244 230H243V231H244ZM9 231H10V230H9ZM9 231H8V233H9ZM15 231H16V232H15ZM17 231H19V230H14V231H12V232H13V233L15 232V233L18 234L19 232H17ZM23 231H26V230H23ZM34 231H35V229H34ZM60 231L64 232V230H60V229H59V232H60ZM113 231H114V230H112V232H113ZM115 231H116V230H115ZM125 231H126V229H125ZM153 231H155V230H153ZM153 231H152V232H153ZM190 231H191V230H189V232H190ZM207 231H209V230H207ZM224 231H226V230H224ZM228 231H227V232H228ZM247 231H248V230H247ZM0 232H2L1 229H0ZM5 232H7V231H5ZM32 232H33V230H32ZM32 232H28V234L30 233V235H31ZM49 232H50V231H49ZM49 232H48V233H49ZM56 232H57V231H56ZM116 232H117V231H116ZM118 232H119V230H118ZM118 232H117L116 234H118ZM121 232H122L124 235H125V234L127 235V233H124L123 231H121ZM121 232H120V233H121ZM139 232H140V233H139ZM139 232H138V234H141V232H143V230L141 231V229H140ZM144 232H145V230H144ZM146 232H147V231H146ZM156 232H158V230H157ZM156 232H155V233H156ZM177 232H178V231H177ZM183 232H184V230H183ZM189 232H188V233H189ZM215 232H216V231H215ZM219 232H220V231H219ZM227 232H225V233H227ZM245 232H246V231H245ZM8 233H6V234H8ZM41 233L43 234V232H41ZM52 233H53V232H52ZM54 233H53V235H54ZM57 233H58V232H57ZM68 233H69V232H68ZM105 233H106V230H105ZM150 233H151V232H150ZM153 233H154V232H153ZM153 233H152V234H153ZM155 233H154V234H155ZM158 233H159V232H158ZM162 233H164V230H163ZM195 233H196V232H195ZM198 233H199V232H198ZM203 233H204V232H203ZM222 233H224V232H222ZM228 233H229V232H228ZM236 233H237V231H234L233 234H236ZM240 233H241V232H240ZM240 233H238V234H240ZM242 233H243V232H242ZM1 234H4V233H1ZM6 234H5V235H6ZM9 234H11V232H10ZM17 234H15V235H17ZM26 234H27V233L25 232L23 235L25 236ZM34 234H35V236H36V234H39V233H36V231H35ZM34 234H33V235H34ZM59 234H61V232H60ZM71 234H75L74 231H73V233H71ZM123 234H122V235H123ZM142 234H144V233H142ZM142 234L140 235V239H141ZM152 234H148V233H147L148 236H150V235H152ZM164 234L166 235V233H164ZM164 234H163V235H164ZM186 234H187V233H186ZM201 234H202V233H201ZM214 234H215V233H214ZM229 234H230V233H229ZM244 234H245V233H244ZM249 234H250V233H249ZM12 235H13V234H12ZM19 235L22 236V233H21V234L19 233L17 236H19ZM30 235H29V237L33 236V235L30 236ZM104 235H105V234H104ZM118 235H121V234H118ZM129 235H130V234H129ZM145 235H146V234H145ZM156 235H157V234H156ZM160 235H161V234H160ZM168 235H169V234H168ZM168 235H167V236H168ZM188 235H189V234H188ZM193 235H194V233H193ZM193 235H192V236H193ZM198 235H199V234H198ZM198 235H197V236H198ZM204 235H205V237H206L208 234H207V235L204 234ZM204 235L202 234V236H204ZM215 235H216V234H215ZM219 235H220V234H219ZM222 235H223V234H222ZM230 235H231V234H230ZM17 236H16V237H17ZM20 236H19V238H20ZM27 236H28V235H27ZM79 236H80V239H82L81 241H83V238H82L81 234H80ZM79 236H77V234H76L75 237L77 238V237H79ZM127 236H128V235H127ZM131 236H132V235H131ZM131 236H130V237H131ZM133 236H134V235H133ZM133 236H132V237H133ZM152 236H153V235H152ZM154 236H155V235H154ZM186 236H187V235H186ZM192 236H190V237H192ZM194 236H195V235H194ZM197 236H196V237H197ZM199 236H201V235H199ZM211 236H213V235H211ZM223 236H224V235H223ZM227 236H228V235H227ZM241 236H242V235H241ZM243 236H244V235H243ZM248 236H249V235H248ZM25 237H26V236H25ZM29 237H28V238H29ZM33 237H34V236H33ZM51 237H52V236H51ZM51 237H50V238H51ZM108 237H111V234H110V236H108ZM121 237H122V236H121ZM138 237H139V236H138ZM146 237H147V236H146ZM159 237H160V236H159ZM163 237H165V236H163ZM163 237H162V238L160 237V238L163 239ZM171 237H172V236H171ZM196 237H195V238H196ZM213 237H216V236H213ZM229 237H230V236H229ZM229 237H228V238H229ZM231 237H234V236L232 235ZM235 237H236V235H235ZM245 237H246V236H245ZM17 238H18V237H17ZM39 238H40L41 240H43L42 237H39ZM56 238H57V237H56ZM76 238H75V239H76ZM166 238H167V237H166ZM173 238H174V237H173ZM193 238H194V237H193ZM195 238H194V239H195ZM198 238H199V237H198ZM207 238H210L209 235H208ZM207 238H206V239H207ZM211 238H212V237H211ZM228 238H226V239H228ZM239 238H240V237H239ZM12 239H14V238H12ZM45 239H46V238H45ZM45 239H44V241H45ZM53 239H54V238H53ZM99 239H100V238H99ZM116 239H117V238H116ZM119 239H120V238H119ZM125 239H126V241H127L129 238L127 239V237L125 236ZM148 239H149V237H148ZM150 239H151V238H150ZM150 239H149L150 243H151V241L153 242V240H152L153 237H152L151 240H150ZM164 239H165V238H164ZM164 239H163V241H164ZM175 239H176V238H175ZM175 239H174V241H177V243H178L179 240H178V239L175 240ZM190 239H191V238H190ZM213 239H214V238H212V240H213ZM236 239H237V237H236ZM240 239H241V238H240ZM249 239L251 240V239H253V238H249ZM249 239H248V241H249ZM261 239H262V238H261ZM1 240H2V239H0V242H1ZM5 240L8 241L7 239H5ZM50 240H51V239H50ZM56 240H57V239H56ZM58 240L60 241V239H58ZM63 240H64V239H63ZM100 240H102V239H100ZM107 240H108V239H107ZM132 240H133V239H132ZM154 240H155V239H154ZM158 240H159V239H158ZM158 240H157V241H158ZM169 240H170V239H169ZM171 240H173V239H171ZM181 240H182V239H181ZM181 240H180V241H181ZM192 240H193V239H192ZM199 240H200V238H199ZM199 240H198L197 242H199ZM202 240H203V237H202ZM214 240H215V239H214ZM224 240H225V239H224ZM232 240H235V239H232ZM3 241H4V240H3ZM27 241H28V240H27ZM51 241H52V240H51ZM71 241H74V242H75L74 239L71 240ZM71 241H70V245H71ZM77 241H78V238H77L76 242H77ZM98 241H99V240H98ZM108 241H109V240H108ZM111 241H112V240H111ZM141 241H142V239H141ZM149 241H148V242H149ZM180 241H179V242H180ZM193 241H194V240H193ZM215 241L218 243L217 240H215ZM215 241H214V243H215ZM227 241H228V240H227ZM230 241H231V240H230ZM241 241H242V240H241ZM248 241H247V242H248ZM251 241H252V240H251ZM25 242H26V241H25ZM29 242L31 243V241H29ZM37 242H38V241H37ZM39 242H40V241H39ZM45 242H46V241H45ZM53 242H55V241L53 240ZM53 242H52V243H53ZM76 242H75V246H76ZM127 242H128V241H127ZM130 242H131V241H130ZM130 242H129V243H130ZM239 242H240V241H239ZM245 242H246V241H244L243 244H244ZM9 243H11L10 240H9ZM23 243H24V242H22V244H23ZM32 243H33V242H32ZM47 243H48V241H47ZM50 243H51V242H50ZM50 243H49V244H50ZM56 243H57V242H56ZM56 243H55V244H56ZM60 243H61V242H60ZM81 243H82V242H81ZM103 243H104V242H103ZM139 243H140V242H139ZM145 243H147V242L145 241ZM153 243H154V242H153ZM156 243H157V242H156ZM167 243H168V242H167ZM167 243H166V244H167ZM200 243H201V242H200ZM202 243H203V242H202ZM206 243H208V242L206 241ZM212 243H213V242H212ZM212 243H210V244H212ZM233 243H234V242H233ZM233 243H232V245H234ZM249 243L251 244V242H249ZM18 244H19V243H18ZM18 244H17V246H18ZM53 244H54V243H53ZM53 244H52V245H53ZM77 244H78V242H77ZM97 244H99V242H98ZM130 244H131V243H130ZM132 244H133V243H132ZM157 244H158V243H157ZM168 244H170V243H168ZM181 244H182V242H181ZM203 244H204V243H203ZM215 244H216V243H215ZM219 244H220V243H219ZM228 244H229V241H228L227 245H228ZM239 244H240V243H239ZM245 244H246V243H245ZM245 244H244V245H245ZM247 244H248V243H247ZM11 245H12V244H11ZM37 245H38V244H37ZM70 245H69V244L67 245V246H69L67 249L70 248ZM73 245H74V244H73ZM79 245H80V244H79ZM82 245H83V244H81V247H82ZM84 245H85V244H84ZM105 245H106V243H105ZM105 245H103V246H105ZM109 245H110V244H108V246H109ZM152 245H153V244H152ZM152 245H151V246H152ZM170 245H171V244H170ZM184 245H186V244H184ZM192 245H193V244H192ZM192 245H191V247H192ZM199 245H201V244L198 243V246H197V243L195 242V247H196V246L199 247ZM213 245H214V244H213ZM223 245L226 246L225 243H224ZM232 245H230V246H232ZM0 246H2L1 243H0ZM13 246H14V250H16V249L18 248V247L15 248L16 243H15ZM20 246H21V245H20ZM20 246H19V247H20ZM27 246H28V245H27ZM33 246H34V245H33ZM33 246H32V247H33ZM48 246L50 247L51 245H47V247H48ZM53 246H54V245H53ZM58 246H60V244L55 245V248H57ZM93 246H94V245H93ZM100 246H101V245H100ZM103 246H102V247H103ZM165 246H166V245H165ZM173 246H175V245H173ZM181 246H182V245H181ZM206 246H207V245H206ZM9 247H10V246H9ZM34 247H35V246H34ZM49 247H48V249H45V248H46V246H45L44 250H49V251L52 252V250H54V248H53V249L51 248V249H52V250H51V249H49ZM71 247L73 248L72 245H71ZM83 247H84V246H83ZM87 247H88V246H87ZM102 247H101V248H102ZM141 247H142V246H141ZM141 247L139 246V248H141ZM144 247H145V246H144ZM177 247L179 248V245L176 246V248H175V250L178 251L179 249H178ZM185 247H187V246H185ZM193 247H194V245H193ZM193 247H192V249H193ZM204 247H205V246H204ZM209 247H210V246H209ZM216 247H218V246H216ZM216 247H213L212 249H215ZM222 247H223V246H222ZM238 247H239V246H238ZM255 247L257 248L258 246L255 245ZM262 247H264V246H262ZM23 248H24V247H23ZM75 248H77V246L74 247L73 250H76ZM78 248H79V247H78ZM85 248H86V247H85ZM85 248H84V249H85ZM97 248H98V247H97ZM103 248H104V247H103ZM129 248H130V247H129ZM131 248H132V245H131ZM133 248H134V247H133ZM164 248H166V247H164ZM164 248H163V249H164ZM171 248H172V247H171ZM173 248H174V247H173ZM187 248H188V247H187ZM210 248H211V247H210ZM210 248H209V249H210ZM219 248H220V247H219ZM229 248H230V247H229ZM231 248H232V247H231ZM0 249L2 250V247H0ZM10 249H12V247H11ZM10 249H8V250H10ZM70 249H71V248H70ZM80 249H82V248H80ZM80 249H79V251H80ZM92 249H93V248H92ZM92 249H91V250H92ZM134 249H135V248H134ZM159 249H161V247H160ZM167 249H168V248H167ZM167 249H165V250H167ZM194 249H195V248H194ZM196 249H198V248H196ZM196 249H195V250H196ZM220 249L222 250V248H220ZM220 249H219V251H220ZM242 249H243V248H242ZM249 249H252V248H248V251H249ZM253 249H254V247H253ZM253 249H252V251H253ZM263 249H264V248H262V250H263ZM8 250H7V251H8ZM24 250H26V249H24ZM36 250H37V248H36ZM38 250H41V251H42V249H38ZM38 250H37V252H39L40 254H41V253L43 254V252H40V251H38ZM44 250H43V251H44ZM91 250H90V248L88 247V250H86V251H91ZM102 250H103V249H102ZM116 250H117V249H116ZM140 250H141V249H140ZM143 250H144V248H143ZM143 250H142V251H143ZM148 250H149V249H148ZM168 250H169V249H168ZM171 250H172V249H171ZM171 250H170V251H171ZM180 250L182 251L181 248H180ZM180 250H179V251H180ZM184 250H185V248H184ZM198 250H200V249H198ZM198 250H196V251H198ZM202 250H203V251H202ZM202 250H201V253H200V251H199L200 254H202V252H204V248H203ZM217 250H218V249H217ZM223 250H224V248H223ZM244 250H245V249H244ZM5 251H6V250H5ZM64 251H65V253H69L70 250H68L67 252H66V250H64ZM77 251H78V250H76V252H77ZM86 251H85V253H87ZM93 251H94V250H93ZM114 251H115V250H114ZM159 251H160V250H159ZM163 251H164V250H163ZM173 251H174V250H173ZM179 251H178L177 253H179ZM193 251H194V250H193ZM196 251H195V252H196ZM207 251H208V250H207ZM207 251H206V252H207ZM213 251H214V250H213ZM255 251H256V250H255ZM255 251H254V252H255ZM259 251H260V250H259ZM3 252H4V251H3ZM16 252H17V250H16ZM21 252H22V251H21ZM29 252H30V251H29ZM29 252H28V253H29ZM45 252L47 253V255H46ZM45 252H44L45 254H43V255L48 256V251H45ZM62 252H63V251H62ZM107 252H108V254H109V252H113V251L111 250V251H107ZM116 252L119 253V251H116ZM123 252H124V251H123ZM148 252H149V251H148ZM175 252H176V251H175ZM184 252H185V251H184ZM186 252H187V253H183V251H182V253H183L184 255H185V254L188 255L189 253H188L187 250H186ZM209 252H210V253L212 252L211 249H210ZM220 252H221V251H220ZM224 252H226V251H224ZM224 252H222V254H223ZM240 252H241V250H240ZM243 252H244V251H243ZM261 252H262V251H261ZM261 252H260V253H261ZM9 253H12V251H11V252H10V251L7 252V255H8ZM34 253H36V251H35ZM39 253H36V254L38 255ZM65 253L63 252L64 255H65ZM71 253H72V252H71ZM80 253H81V251H80ZM80 253H77V254L75 253V254H76L77 256H82V253H81V255H78V254H80ZM90 253H91V252H90ZM93 253H94V252H92V255H95V256H96V254H93ZM124 253H125V252H124ZM133 253H134V252H133ZM138 253H139V252H138ZM143 253L146 254L147 252H144V251H143ZM166 253H168V252L166 251ZM169 253H170V252H169ZM182 253L180 252V254H182ZM229 253H230V252H229ZM238 253H239V251H238ZM246 253H248V252H245V254H246ZM4 254H5V253H4ZM16 254H17V253H16ZM20 254H21V253L18 254L19 257L16 255V256L18 257V259H19L20 256H21ZM25 254H27V253H25ZM36 254H35L34 256H36ZM42 254L39 255V256H42ZM54 254H55V253L52 254L53 257H49V258H54V257L56 256V255L54 256ZM56 254H57V253H56ZM75 254H74V252H73V253L71 254V256L74 255V257H75V256H76ZM113 254L116 255L115 252H113ZM126 254H127V253H126ZM141 254H142V253H141ZM172 254H173V253L171 252L170 255H172ZM175 254H176V253H175ZM193 254H194V253H193ZM195 254H196V253H195ZM195 254H194V255H195ZM206 254H207V256H208L209 253H205L204 255L206 256ZM214 254H215V252H214ZM227 254H228V253H227ZM242 254H243V253H242ZM261 254H262V253H261ZM0 255H2V254H0ZM7 255H5V256H7ZM9 255H10V254H9ZM12 255L15 256L14 253H13ZM12 255H11L12 258H11V257H10V258L12 259V263H13V258H14V257H13ZM57 255H58V254H57ZM61 255H62V253H61ZM64 255H63V256H60V257L63 258ZM67 255H68V254H66V257H64V258H66L67 261H68L67 258L72 259V257H69V255H68V256H67ZM84 255H85V254H84ZM88 255H89V253H88ZM100 255H102V254H100ZM118 255H119V254H118ZM158 255H159V254H158ZM167 255H168V254H166V256H167ZM176 255H177V254H176ZM184 255H182V256H184ZM197 255H198V254H197ZM197 255H196V257H197ZM202 255H203V254H202ZM202 255H201V256H202ZM209 255H210V254H209ZM212 255H213V254H212ZM212 255H210V256H212ZM217 255H218V254H217ZM228 255H229V254H228ZM228 255H224V256H228ZM238 255H239V254H236V257H237ZM247 255H249V254H247ZM253 255H254V253H253ZM2 256H3V255H2ZM2 256H0V257H2ZM39 256H37V257H39ZM45 256H44V257H45ZM49 256H51V255H49ZM58 256H59V255H58ZM58 256H57V258L60 259V257H58ZM97 256H98V255H97ZM105 256H106V255H105ZM107 256H108V255H107ZM113 256H114V255H113ZM120 256H121V254H120ZM123 256H124V255H123ZM129 256H130V255H129ZM129 256H127V257L129 258ZM143 256H144V255H143ZM146 256H148V254H147ZM153 256H155V255L153 254ZM159 256H165V255H163V254L161 255V254H160ZM172 256L175 257V255H172ZM172 256H170V257L172 258ZM188 256H189V255H188ZM205 256H204V257H205ZM218 256H219V255H218ZM218 256H217V257H218ZM245 256H246V255H245ZM245 256H244V259H245ZM249 256H252V254L249 255ZM8 257H9V256H8ZM21 257H22V256H21ZM23 257H24V256H23ZM44 257H43V258H44ZM110 257H112V256L109 255V257H108L109 260H110ZM116 257H117V255H116ZM118 257H119V256H118ZM118 257H117V258H118ZM151 257H152V256H151ZM178 257H179V256H178ZM198 257H199V255H198ZM208 257H209V256H208ZM208 257H206V258H208ZM221 257H222V255H221ZM234 257H235V256H234ZM260 257H261V256H260ZM260 257H259V258H260ZM262 257H263V256H262ZM15 258H16V257H15ZM15 258H14V261H15ZM29 258H30V257H29ZM43 258H42V259L40 258V259H38V260H41V261H42V260H44ZM55 258H56V257H55ZM62 258H61V260H62ZM94 258H95V257H94ZM101 258H102V257H101ZM112 258H113V257H112ZM112 258H111L110 262L112 261ZM124 258H125V256H124L123 258H121V259H120V257H119L118 259L122 260V259H124ZM131 258H133V257H131ZM181 258H182V257H180V260H181ZM183 258H184V257H183ZM189 258H190V256H189ZM202 258H203V257H202ZM211 258H212V257H211ZM211 258L209 257L210 261L212 260ZM231 258H232V257H231ZM238 258H239V257H238ZM251 258H253V257H251ZM256 258H257V257H256ZM259 258H258V259H259ZM2 259H3V257H2ZM2 259H1V260H2ZM18 259H17V260H18ZM32 259H33V258H32ZM32 259H31V260H32ZM77 259H78V260H82V258H80V259L77 258ZM92 259H93V258H92ZM106 259H107V258L104 257V259H101V260H105V261H106ZM108 259H107V261H109ZM118 259L116 260V258H114V260L117 261V264H118V263L120 264V262H118V261H120V260H118ZM155 259L158 261V260L160 259V257H159V259H157V258L155 257ZM167 259H170V258H167ZM173 259L175 260V258H173ZM184 259H185V258H184ZM214 259H215V258H214ZM226 259H227V258H226ZM226 259H225V261H226ZM228 259H230V258H228ZM228 259H227V261H228ZM241 259H243V256H242ZM246 259H248V258H246ZM3 260L5 261V258H4ZM6 260H7V259H6ZM48 260H49V262H50V259H48ZM51 260H52V262H53V259H51ZM56 260H57V259H56ZM78 260L76 261L77 263H78ZM86 260H89V259H86ZM114 260H113V261H114ZM130 260H132V259H130ZM149 260H152V259H149ZM156 260H154V261H156ZM185 260H186V259H185ZM201 260H202V259H201ZM222 260H223V259H222ZM248 260H249V259H248ZM261 260H262V259H261ZM261 260H260V262H261ZM10 261H11V260H10ZM10 261H9V262H10ZM21 261H22V259H21ZM36 261H37V258H36ZM44 261H45V260H44ZM44 261H43V262H44ZM46 261H47V260H46ZM57 261H59V260H57ZM63 261H64V260H63ZM67 261H65L64 263H65V264H68L69 261H68V262H67ZM90 261H91V259H90ZM92 261H94V260H92ZM92 261H91V262H92ZM98 261H99V260H98ZM105 261H102V262L104 263ZM152 261H153V260H152ZM152 261H151V262H152ZM157 261L154 262V263L157 264V263H158ZM164 261H165V263H166V259H165ZM169 261H170V260H169ZM206 261L208 262V260H205L204 263H206ZM213 261H214V260H213ZM215 261H217V260H215ZM225 261H224V262H225ZM227 261H226V262H227ZM236 261H237V260H236ZM253 261H254V260H253ZM253 261H252V262H253ZM31 262H32V261H31ZM34 262H35V260H34ZM52 262H50V264H52ZM54 262H55V261H54ZM61 262H62V261H61ZM61 262H58V263H61ZM66 262H67V263H66ZM70 262H72V260H71ZM80 262H82V261H80ZM100 262H101V261H100ZM102 262H101V264H102ZM122 262H123V261H121V263H122ZM134 262H135V260H134ZM134 262L131 263V264H135ZM174 262H175V261H174ZM174 262H173V263H174ZM218 262H220L221 264L223 263V261H222V262H221V261H218ZM218 262H217V263H218ZM228 262H229L228 264H230L231 261L229 260ZM239 262H241V261H239ZM246 262H247V261H246ZM255 262H256V259H255ZM0 263H2V262H0ZM15 263H16V261H15ZM37 263H38V262H37ZM47 263H48V262H47ZM58 263H56V264H58ZM64 263H61V264H64ZM93 263H98V262L96 261V262H93ZM105 263H106V262H105ZM107 263H108V262H107ZM112 263H113V262H112ZM112 263H111V264H112ZM125 263H126V262H125ZM146 263H147V262H146ZM152 263H153V262H152ZM161 263H163V261H161L159 264H161ZM170 263H171V262H170ZM177 263H178V262H177ZM180 263H181V262H180ZM180 263H178V264H180ZM183 263H184V261H183L181 264H183ZM209 263H210V262H209ZM217 263H215V264H217ZM220 263H218V264H220ZM248 263L250 264V261H249ZM248 263H247V264H248ZM262 263H263V262H261V264H262ZM2 264H5V263L3 262ZM41 264H42V263H41ZM82 264H83V263H82ZM85 264H86V263H85ZM87 264H89L88 261H87ZM114 264H115V262H114ZM123 264H124V263H123ZM149 264H150V263H149ZM166 264H168V263H166ZM171 264H172V263H171ZM174 264H175V263H174ZM185 264H186V263H185ZM206 264H207V263H206ZM225 264H226V263H225ZM252 264H254V263H252ZM259 264H260V263H259Z\"/></svg>",
    "mask_w": 264,
    "mask_h": 264
},
{
    "label": "snow or ice",
    "instance_id": "snow-or-ice-1",
    "mask_svg": "<svg viewBox=\"0 0 264 264\" xmlns=\"http://www.w3.org/2000/svg\"><path fill=\"white\" fill-rule=\"evenodd\" d=\"M6 7H7V5H6ZM228 47H229V48L231 47V44H230V43L228 44Z\"/></svg>",
    "mask_w": 264,
    "mask_h": 264
}]
</instances>
